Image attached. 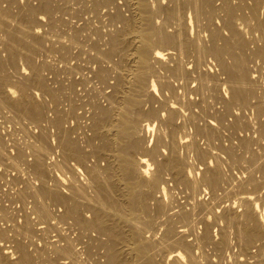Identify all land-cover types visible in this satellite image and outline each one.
Returning a JSON list of instances; mask_svg holds the SVG:
<instances>
[{
    "label": "rangeland",
    "instance_id": "374dc122",
    "mask_svg": "<svg viewBox=\"0 0 264 264\" xmlns=\"http://www.w3.org/2000/svg\"><path fill=\"white\" fill-rule=\"evenodd\" d=\"M31 3H35L34 5L35 6H38L40 3V1H42V0H0V20L2 21V25L4 26V29H2V25H0V64L2 65V66H0V70L4 67V65H7L6 64V61H7V63L9 64V65H13V68H11L12 67V65L9 67V65H7L8 66V69H9V71H11V74H12V76H11V74L10 73H8V69H6L7 68V66H5L2 70L4 71L5 69L7 70V73L4 71V73H3V71H2V73H1V71H0V74L2 75V76H5L6 78H8V75L7 74H9V77L11 76V78H13V79H11V78H8L9 79V86H7L6 84H4L2 87H0L1 89H0V97H2V95H3V90H4V94L6 93V89L8 88V87H12V88H14V89H20V87H21V85H19V81H20V79H21V81H23V78H24V81L25 80H27V78L28 77H30L31 76V68H30V64L34 61V62H36V64H39L38 66H40L39 67V69H40V71H41V69H42V71H41V73L43 72H45V76L43 75V73L41 74L42 76H43V78H45L46 76V78L45 79H47V82H46V80H45V86H46V88L45 87H43V89H45V90H43L42 89V87H38L37 89H36V91H35V88H32V89H28V91L30 92V91H32L34 94H35V99H37V101L40 103V104H42V106H43V108H42V106H41V108L43 109V111H42V113H40L39 115L41 116H37L38 117V119H37V117H34V119L36 120L35 122L32 120L33 118H31V119H29L28 117H24L25 115H23V114H21L16 108L15 109H13L14 107L13 106H10V105H12V104H7V103H5V104H3L4 105V107H3V109H2V106L0 105V108H1V110H0V142H3V141H5V142H3L2 144H1V146H0V148H1V150H2V152H4V153H1V150H0V188L2 187V189L5 191H3L2 189H0V191L2 192H0V196H1V198H0V228L3 230V226H4V229H5V231H6V235H7V237H2V239H0V250L2 251V254H4L3 252H5V255L6 256H10L9 258H11L12 260H14V259H16L18 256L17 255H19V251L17 250V246H16V242H18L19 240H22V241H24L25 240V242H24V244H25V246H26V248L31 252L32 250H34V251H32L33 252V255H34V257H38L39 258V256L40 255H43V257L42 256H40L41 258L38 260V258H37V260L35 259V260H33V261H36V263L35 264H43V262H44V264H55L57 261V263L56 264H77L76 262H74L73 260V258H69V257H67L66 255L64 256V255H62V253L61 254H59V253H57L54 249L52 250V246H53V243L55 244V242L57 243V244H64L65 242H66V239H67V237L70 239V241L72 242V238L74 239V237H75V245H76V249H81V243H79L78 244V239H77V236H78V229H75V228H77V226H76V224L74 225V222H73V220H70L69 221V226H68V224H64L65 223V221L66 220H62L60 217H62V214L61 215H59L60 213H62V212H64L63 210H65V208H64V206L61 204V203H57L56 204V206L54 205V203L53 202H55V201H53V202H51L52 201V199L49 201V199H48V201L50 202H48L47 201V198L45 197V199L42 201V202H45L44 204H46V206L48 205V203H49V205H48V210H49V213H48V215H46V216H42V218H41V216L39 217V216H37V214L35 213V211L34 210H32L33 209V206H35L36 207V203L39 201H37L36 199H37V197L36 196H34V195H32L31 194V191L29 190V188L31 189V187H29V185L31 186L32 184L34 185H38V184H40L42 181H44L45 179L47 180V182L46 183H48V180L50 179L51 180V182H50V180H49V183L50 184H53L54 182H56L57 183V181H59V183L61 184V185H63V186H65V184L67 183V180H69V176L70 175H73V176H76V178H78L79 180H82L83 178H84V176H83V174H85L86 172H85V168L83 167V166H81L80 164H77V161L75 160V159H77L78 160V158H80V155H79V151H76V149H75V151H74V154L76 155V153H77V157L73 154V151H70V150H73V148H69L67 151L69 152V153H71V155L70 154H68L69 155V157L68 156H66V159H68V160H66L67 162L65 163V160H64V167L65 168H63V165L62 166H59V165H54V167H53V164L54 163H52L51 161L53 160V161H55V160H58V161H62V159H64L63 158V156L61 157V156H59L60 154H62V153H60V151H61V149H59V147H56V146H59V144L57 143L58 142V140H57V135H56V133H54V132H56V130L58 131H60V129L58 128V127H62L63 129L65 128V129H70L69 130V132L71 133L70 134V136H71V138L72 139H75L76 140V137L80 140V139H82V143H83V148L84 149H86L87 151H88V153H85L84 151H82V150H80V151H82V153H81V155H82V157L85 155V154H87L86 156H87V158L90 156V158H92V160H93V157L94 156H96V157H98V158H102V159H104V157L106 158L105 159V161L107 162V161H109L110 162V160L109 159H111V161H112V163L113 162H115V159L113 158H111L114 154H115V156H116V153H117V150L120 148V146L122 145V143H121V141H119V142H116V147H117V149L114 147V146H112L111 148L113 149V150H115V151H113L112 149H110V150H108V151H106L105 150V148L106 147H108V148H110L109 146H107V141L109 140V139H107V141H106V136H107V138H108V133H107V131H109V133H111V134H109V138H110V136L112 137L113 136V134H115L117 131H116V126H111L110 128H106V130H105V132L104 133H101V134H103V139H104V141H106L105 143H104V146L106 145V147L104 148V150H101L100 148L101 147H103L102 145L100 146V142L101 143H103V141H102V136L100 135V134H98V135H95V136H93V138L92 139H95L96 138V136H97V139H95V140H90L89 141V143H90V146H89V148L90 149H92L93 151H90V150H88L89 148H88V145H89V143H88V141H87V139L85 140V141H87L86 143H85V141H84V139H85V137L87 138V136L88 135H90L91 134V132L93 133V131H92V128L90 127L91 125H93V123H94V118H92L93 116H94V113H93V111H94V103H95V100H96V102H98V103H101L102 101H104L102 104H100L101 106H108V104H109V102H108V98H107V96H106V94L105 93H108V92H111L112 90H113V84H115V82L117 81V79H119V77H120V74H121V72H123L124 73V71L126 70L125 68H127L128 69V71H129V73H127V72H125L126 73V79H128V77H129V79L128 80H131L132 79V75H130V73L132 74V70H134V66H135V68L137 69V56H136V53L135 54H133L134 52H135V50H134V48H136V46L135 45H137L138 43L137 42H139V40L137 39L138 37H139V34H138V37H136L137 36V32H138V30L136 29L135 30V32H134V30H132L131 32H128L127 33V31H126V39L128 38V42H130V45H129V48L126 50H124V48H126V47H124V46H121V47H115L116 45L113 43V45H114V47H113V49H111V47H112V42L110 41V40H115V37L117 36L116 34H117V31L119 32V29H120V33H121V29H122V31H124L123 30V28H125L124 27V25H123V21H122V18L120 19V16L119 15H121V16H124L125 15V13H126V17H130L131 15L132 16H135L133 13H136V11H137V9H136V11L134 12L133 10H134V7H136V4L134 3V5L132 4L133 3V0H107V1H109V2H107L106 0H97V2L95 1V0H93V3H92V0H52V5H53V3H54V5L55 4H57V5H53V7H55V9L53 10L54 12H55V14H54V12H48V14L46 13V12H40V11H38V14L37 15H34L33 16V18H34V20H31V18L32 17H30V14H28L29 13V11L26 9V8H28L30 5H32L33 6V4H31ZM57 1V2H56ZM79 1V2H78ZM96 2V4H95V2ZM99 1H101V4L103 5H100L99 6ZM104 1V2H103ZM113 3V2H115L114 4H112L111 2ZM130 1L132 2V3H130ZM141 1V0H140ZM173 0H161V1H159V0H154V2H153V0H145V2H144V0H142V3L144 4V6H145V3H146V5L148 6V7H146L145 6V10L147 9V13L145 12V14L147 15V14H149L148 15V17L151 15V14H153L154 16H155V18H154V16L153 15H151L150 16V18L149 19H146L147 17H146V15H145V17H144V19H146V26L148 25V22H149V24L150 25H152L151 26V30H154L155 29V31H161L162 29V32L163 33H165L164 32V29L166 28V26H167V28L165 29V31H166V33H167V31L169 30V28H170V32H168V33H173L175 30H177L178 28H180L181 27V29L182 30H184V37L186 38V39H188V40H192V42H191V50L193 51V50H195V51H193V52H191V50H188V51H186V53L185 52H183V51H181L180 50V48L179 47H177L178 45L177 44H169V45H160V46H163V47H168V46H170L171 48H169V50L171 49V50H173V55L171 56H169V54H167L166 52H168V49H165V50H163V51H165V53H166V55L164 56L165 58H164V60L166 61H172L171 63L170 62H168V63H164V62H162V64H171V66H173L174 67V63L176 64V60L178 59V60H181L182 61V63L185 65V66H187V68H188V70H189V72L191 73V76L193 75L194 77H195V79L193 78V76H192V79H191V77H190V74L188 73V75L189 76H187V75H184V76H181L180 75V73H178L177 72V74H176V72L173 70V68H171V67H169L168 65H164V67L166 68V70H164L165 68L164 67H161V66H163L161 63L159 64V62H156L155 63V69L157 70V73H158V75H163V80H165V79H167L166 77H164V76H168V77H170V79H172L173 80V74H174V81H172L173 83H175V84H173V91L172 90H170V91H168V90H164V93L162 92V89H161V92L160 91H158V93L156 94V92L157 91H148L149 93H150V96H149V94L147 95V94H145V96H143V97H145V98H147V100L145 101V103H143V108L145 109V105H146V110H144V111H146V116L144 115L143 117L144 118H147V116H148V113H149V116H150V114L152 115L151 117H150V120H153V119H155V128L156 129H158L157 128V126H158V124H159V121L161 120L160 118H159V120H158V118L156 119V113L154 112V118H152L153 117V113L150 111V107H149V105L150 106H152L153 105V103H154V106L155 107H158L159 108V106H161V102L163 101V100H169L170 101V99H171V101L169 102V104L167 103V101L166 102H164V106L163 107H168V105L169 106H171V105H176V106H180V105H182V106H184V107H182V108H180L179 107V110L182 112V114L184 115L183 117L181 116V117H179V119H178V117H177V120H176V125H178V122H179V127H182V133H187L188 134V136L186 137V135L184 136V141H182L183 140V136L181 135V131H180V129H179V127H177V129H179L178 131L176 130V125L173 127V125L172 124H169V125H165V123L163 122V120L162 121H160V124L159 125H161V126H158V127H160V128H162L163 127V129H158V132L159 133H156L157 132V130L154 128V130H152L151 131V134H147V136H148V139L150 138L151 140L149 141V143L147 142V144H149V145H147L148 146V149H150V146L153 148L156 144L158 145V149L157 148H155V150H154V152H152L151 150H146V149H143V151H142V147L140 146V148L138 147L137 149L138 150H136L137 151V155L139 156V154L141 155V152H142V154H147V158L149 157V160L150 161H155V164L156 165H154L153 164V167H154V169L153 170H155V171H157L158 170V168L159 169H161V167H163L162 166V164H164L165 162H166V159H165V155L163 156L164 158H162V160H161V158H160V149H165L166 150V145H164V144H166V143H168V141H169V145L171 146V147H173V145H172V141L170 140V139H172V140H176L177 142H178V145H179V143L181 144V142H182V145H183V147H182V145H179V147H178V145H177V143H176V146H175V148L178 150V152L180 153V151H181V153H180V157H181V161L184 163V161L188 164L187 166H185L186 168H184L185 169V174H186V176L188 177L189 175V180H191L190 179V177L191 178H194V177H196L197 176V178L196 179H198L199 181H197V183H196V187L195 186H192V183L190 182V184H188V182L189 181H186L185 182V180H183V181H179L178 182V180L179 179H177V181L175 180V182H174V178H175V173H173V172H171L170 173V171H172L171 170V168H168V166L166 165V168H168V169H166L165 168V165H164V168L166 169V171H164V168H162V170L164 171V172H162L161 171V173H163L162 174V176H164L165 177V179L163 180V179H161V182L158 184V185H163V183L166 185L167 184V176L168 175H170V179L171 178H173V180H171V182H170V180H169V183L166 185V191H167V189H168V191H171V193L170 192H168V196H166L163 192H162V190H160V193L158 192L159 190H157L158 189V185L156 186V187H154V185H153V183H152V188L154 187V189H150L151 188V185L150 184H148L147 183V185H145V187L147 186V191H150L149 193H153V194H151V196L152 195H156L155 197L156 198H153V196L152 197H150V198H148V200H149V202H151L152 201V205H150V207L151 206H153V207H151L150 209L152 210V211H150V217L148 216V215H146L145 216V214H147V213H145V212H143V211H141L140 209H135V211L133 212V214H130V213H128L127 215H125L127 218H128V216H129V218H130V220L132 219V218H134L135 220H136V218L138 217V219L139 218H145L146 217V219L147 218H151L152 217V219H155V217H156V220H157V217L159 218V220H157V221H159V222H161L162 220H164V218L167 216L166 215V212H167V214H170V212L171 211H173V210H176V212L175 211H173V213L175 212V213H177V214H179L180 212H179V206H177L180 202H181V204H179L182 208H180V211H182L181 209H183V210H185V209H187L188 211L190 210L191 211V207L192 206H195V207H197L196 209H195V207H192L193 209H195V210H197V212H195V210H193L192 209V213H191V219H193L192 220V222H190L192 225L191 226H189V225H187V226H185L184 228H187L186 230L187 231H185L186 233H185V235H186V238L187 239H189L191 242H194L193 243V250H194V255L196 256V258L199 260V259H201V261L199 260L198 261V263L197 264H201V262H202V264H207V263H211V264H242L243 262H244V264H251V262H252V264H255L253 261H257L258 259H261V258H263V260H264V235H263V237L261 236V234H260V236H258V237H256L255 238V242H254V240L253 241H247V240H245L244 241V238L246 237V236H243L242 237V234L243 233H241L242 232V227H243V222H246V220H244L245 219V217H244V212L246 211V208H247V204L245 205V203H244V201L246 202V198L248 199L247 201H249L250 202V204L254 207V209H253V217H254V219L256 218V222L258 223L259 222V224H260V222H261V224H264V186H263V184H264V181L262 180V178L264 179V177H262V175L261 174H263L264 175V170H263V168L261 169L260 168V166L261 167H263L262 166V164H263V159L261 158V156H263V154H264V149H263V145H264V140H263V136H264V134L263 133H261V136H260V133H259V126H260V124L258 125V123H257V119H258V121H259V119L261 120L260 121V123H262V121H264V110H263V112H259V108L255 111V109L257 108V106L258 105H255L254 104V102H257L258 100H259V103L263 106L264 105V99L262 100V98H264V87L262 88V86L264 85V65L261 63V60H262V62L264 63V58H262V57H260L258 54L257 55H255L257 52V48L259 47V44H260V46H262L263 44H264V40H263V38H264V29H261V31H262V33H261V31H260V28L258 27V26H256L257 25V23H255V22H257L256 21V19L254 18H252V20H251V18H249L250 16L249 15H251V17H254L255 15L254 14H252L250 11H251V5H250V3L249 2H252V0H249V2L247 1V0H237V2H236V0H228L229 2H231L232 4H234V5H236V6H238V10H237V12H236V15H237V13H240V16H239V14L237 15V17H239V18H237V20H236V15H235V26L238 28V26H237V24L239 25L241 22V24H240V26H239V29L238 30H240V32H241V37L244 39V37H243V34L244 35H247V37L249 38V40H248V38L245 36V38L246 39H244V41L246 42V41H249V42H246V47H248V48H246V49H249V48H252V47H254L253 49H249V50H247L246 51V49H245V46H244V48L242 49V47H240L239 46V44L236 42V40H238V35L236 36V39H235V42H233L234 43V45L232 46V41H234V38H232V37H235V35L234 34H232V32L228 29V28H226V23H225V21H226V13H225V11H224V8H223V6H224V4H221V3H223V2H225L224 0H223V2H222V0H213V3H215L216 4V6H215V4H212L211 5V1L212 0H209V3H210V5L212 6V8L214 9V10H211L212 8H210V5H206V7L208 6L209 7V9H208V7H207V9H206V16H205V14H203V13H205L204 12V9L203 10H201V11H203V12H201V11H197V10H199L200 8V4H198V6L196 5V2L194 3V0H192V2L190 1V2H188V0H185V1H187L188 3L186 4V6H187V8L188 9H185L186 11V13H184V8L186 7L185 6V1H183L182 0V2H181V0H174V2H172ZM195 1H197V0H195ZM199 1V0H198ZM218 1V2H217ZM241 1V2H240ZM12 2H14V4L12 3ZM23 3V6H22V3ZM84 2V3H83ZM103 2V3H102ZM151 2H153V3H151ZM161 2H163V3H161ZM240 2V3H239ZM242 2H243V4H242ZM37 3H38V5H37ZM108 3L110 4V6L108 5ZM158 3V4H157ZM160 3V4H159ZM169 3H171V4H169ZM177 3V5H175ZM245 3V4H244ZM11 4V5H10ZM28 4H30V5H28ZM87 4H88V7H86L87 6ZM93 4H94V6H99V7H101V8H99L97 11H95V9H97L98 7L96 6V7H93ZM107 4V5H106ZM111 4H112V6H111ZM117 4H118V6H117ZM132 4V5H131ZM150 4H154V5H150ZM165 4H167L166 6L167 7H169V5H171L170 6V8L172 7V9H173V7H175L174 9L175 10H177L176 12H177V14H178V17H176L177 19H180L181 20V22H180V20L178 21L176 18H175V20L176 21H173V19H174V17L177 15V14H169L165 9H161L162 7H163V5L165 6ZM174 4V5H173ZM179 4V5H178ZM183 4H184V6L185 7H183ZM189 4V5H188ZM220 4V5H219ZM248 4H249V6H248ZM13 5V6H12ZM27 5H28V7H27ZM86 5V6H85ZM127 5V6H126ZM130 5V6H129ZM158 7H157V6ZM161 5V6H160ZM173 5V6H172ZM181 5H182V8L183 9H181ZM191 5H193L192 7H191ZM216 7V9L217 10H215V7ZM217 5L219 6V9H218V7H217ZM223 5V6H222ZM247 5V8L245 7V6ZM58 6V7H57ZM64 6V7H63ZM66 6V7H65ZM107 6V7H106ZM155 7V9H156V7L159 9V10H157V11H155L154 12V7ZM165 6V7H166ZM179 6V7H178ZM196 6V7H195ZM220 6L223 8H220ZM262 6V5H261ZM261 6H259L258 8L260 9V12H259V16L260 17H263L264 16V6H262V8H260ZM5 9V8H8V7H10V8H8V9H6V11L4 10V12H5V16L7 17H5L4 16V12L3 11H1V10H3V8ZM25 7V8H24ZM91 7V8H90ZM115 7H117V8H115ZM120 9H119V8ZM131 7V8H130ZM164 7V8H165ZM189 7H190V9H189ZM198 7V8H197ZM22 10H21V9ZM58 8V9H57ZM93 8V9H92ZM130 10V11H132V13L128 10V9ZM133 8V10H131ZM150 8H151V10H150ZM194 8V10L196 11V12H194V10H193V13H192V9ZM251 8V9H250ZM19 9H20V12L21 13H19L18 11H19ZM23 9H24V11H23ZM61 9V11H59ZM75 9V10H74ZM82 9H84V10H82ZM86 9H87V11H86ZM116 9V10H115ZM123 9V10H122ZM239 9H242V10H239ZM9 10V11H8ZM14 10H15V14H13L14 13ZM59 12H57V11ZM67 10V11H66ZM82 12H81V11ZM101 12H100V11ZM108 10V11H107ZM128 10V11H127ZM164 10H165V13H164ZM182 10V11H181ZM188 10H190V11H188ZM207 10H209V13H211V14H209L208 12H207ZM212 12H211V11ZM223 10V12H221ZM258 10V9H257ZM9 12V18H8V12ZM63 11V12H62ZM99 11V12H98ZM111 11V12H110ZM119 11H120V13H119ZM159 11H161L160 13H159ZM179 11V12H178ZM214 11V12H213ZM215 11H216V13H215ZM242 11H243V13H242ZM245 11H247V13H245ZM259 11V10H258ZM257 11V12H258ZM1 12H2V14H1ZM7 12V13H6ZM12 12V13H11ZM57 12V13H56ZM74 12H76V16H75V14H74ZM151 12V13H150ZM158 12V13H157ZM166 12H167V14H166ZM184 14H183V13ZM249 12V13H248ZM18 13V14H17ZM27 13V14H26ZM40 13V14H39ZM78 13V14H77ZM80 13V14H79ZM118 13V14H117ZM124 13V14H123ZM130 13H131V15H130ZM162 13V14H161ZM181 13L183 14V16L181 15ZM198 13V17L200 18L201 16L202 17H204L205 16V19L203 18V20H201V18H200V21H199V19H197L198 17L197 16H195L196 14ZM221 13V14H220ZM225 13V14H224ZM53 14V17H51L50 15H52ZM59 16H58V15ZM64 14V15H63ZM106 14V15H105ZM157 14H159V15H157ZM194 14V15H193ZM200 14H201V16H200ZM203 14V15H202ZM213 14H214V17H213ZM217 14V15H216ZM241 14H243V15H241ZM245 14V15H244ZM3 15V16H2ZM11 15H12V17L14 18V20H13V18L11 17ZM20 15H25V16H27L26 17V20H25V17L24 16H20ZM29 15V16H28ZM61 15V16H60ZM63 15V16H62ZM78 15H79V17H78ZM81 15V16H80ZM86 15V16H85ZM101 15V16H100ZM104 15V16H103ZM113 16V18H112V16ZM130 15V16H129ZM138 15V13H136V16ZM162 15V16H161ZM168 16L169 15V17H171V18H169V17H167V19H166V17L165 16ZM212 15V18H210V16ZM219 15H221V17H222V19L219 17ZM223 15V16H222ZM15 16V17H14ZM94 16V17H93ZM97 16V17H96ZM100 16V17H99ZM139 16V15H138ZM181 18H183V19H181ZM224 16H225V18H224ZM243 16L245 17V19H243ZM248 16V17H247ZM5 18V19H3V18ZM10 17H11V19H10ZM22 17V18H21ZM40 18V21L38 20V21H36V19H39ZM51 17V18H50ZM57 17H59L60 19H56ZM158 17V18H157ZM161 17V18H160ZM165 17V18H164ZM172 17H173V19H172ZM195 17V18H194ZM2 18V19H1ZM16 18V19H15ZM115 18V20H112V19H114ZM208 18V19H207ZM6 19H8V20H6ZM23 19V20H22ZM27 19H29V22H30V24H29V22H28V20ZM52 19H54V25L52 26ZM63 19V20H62ZM98 19V20H97ZM102 19V20H101ZM137 19H139V18H137ZM186 19V21H187V24H188V26H187V24H185V26L184 27H187V28H185L184 29V27H183V25L184 24H182V22L183 23H185V20ZM207 19V20H206ZM213 19H215L217 22H218V24L219 25H221V26H223V27H225L224 28V33H223V31L221 32L220 30H222L223 29V27H222V29L220 28V26H217L218 24L216 23V21L214 22L213 21ZM219 21H218V20ZM225 21H224V20ZM242 19H243V21H242ZM247 19H248V21H249V24H248V21H247ZM51 20V21H50ZM88 20V21H87ZM151 20V21H150ZM156 20H157V22H156ZM168 20V21H167ZM173 21L172 22V24H174L173 26H172V24H171V21ZM210 20V21H209ZM247 21V22H245V21ZM3 21L5 22V25H4V23H3ZM25 21V22H24ZM90 21V22H89ZM102 21V22H101ZM139 21L140 20H137V25H136V27L135 28H138L137 26H139ZM162 21H163V23H162ZM166 22V25H165V22ZM170 21V22H169ZM177 21H178V23H177ZM208 21V24L210 25V26H207V28H208V30H207V28H205V26L204 25H207L206 24V22ZM223 21H224V24H223ZM251 21V22H250ZM253 21V22H252ZM8 22V23H7ZM28 22V23H27ZM71 23V24H69V23ZM104 22V23H103ZM153 24H152V23ZM202 22H203V24H202ZM210 22H211V24H210ZM37 23H38V25H37ZM106 23V24H105ZM114 23V24H113ZM158 23V24H157ZM170 23V24H169ZM180 23H181V25H180ZM214 23H216L215 25H214ZM1 24V23H0ZM20 24H22V27H21V25ZM27 24V25H26ZM51 24V25H50ZM116 24H117V26H116ZM169 24V25H168ZM197 24H198V26H197ZM245 24H246V27H245ZM250 24H251V26L253 25L254 27L256 26L257 27V30L256 29H253V28H250ZM256 24V25H255ZM8 25V26H7ZM38 27H37V26ZM71 25V26H70ZM108 25V26H107ZM150 25H149V27H150ZM164 25H165V28H164ZM180 25V26H179ZM190 25V26H189ZM204 26V28H205V30H203L204 28H202L203 26ZM248 25V26H247ZM20 27V28H17V27ZM28 26H29V28H28ZM45 28H44V27ZM73 26V27H72ZM155 26V27H154ZM178 28H177V27ZM196 26V27H195ZM252 26V27H253ZM33 27H34V31H33ZM50 27H52V28H50ZM53 27H54V29H53ZM55 27H57V28H55ZM72 27V28H71ZM163 27V28H162ZM189 27V28H188ZM210 27L212 28V30L210 31ZM28 28V29H27ZM79 28V29H78ZM200 29L201 31H199L198 29ZM216 28H220L219 30H218V32L219 33H221L220 35H221V38L223 37V39L221 40L220 39V41H219V43H220V45L222 44V45H224V46H226V47H228V50L229 49H232V50H229L228 52L230 53L231 51L232 52H235L236 54H237V56H239V57H241V56H245L246 58H243L244 60H245V66L247 67V71H248V73L249 74H251V76H252V80H253V83H254V81H255V83H254V88H256V90H255V92H254V90H252V87H253V84H252V81H251V83L249 84L250 85V92L252 93V95H251V97H250V94L248 95V99H249V101H251L252 100V105H254L253 107L252 106H247V105H249V104H247V102H249V101H247V102H245V104H246V106H245V104L244 103H242V104H244V106L242 105V107L240 106V104H233V105H236V106H233V108H232V110H230L231 111V113H229L230 111H227V110H224V103L222 102L223 100H222V97H224L223 96V93H225L227 96H228V92H229V90H227L228 88H229V81L228 82H224L223 83V81H224V79H226V78H228V74L226 73V71L225 72H221V71H223V69H220L221 67H220V65L218 64L219 62H218V60H217V63H216V60H215V58L214 57H212L213 55L212 54H210V53H208V54H206V53H204V54H202V52H197L198 51V40H199V45H200V43H209L210 42V39H211V37H210V34L212 33V31L214 30V31H217V29ZM244 29L243 31H242V29ZM12 29V30H11ZM14 29H15V31H17L19 34H20V32H21V34H20V36L21 37H24V36H22V35H25V38L27 37V36H31L32 34H34L35 35V37L37 36V35H39V37L37 36V38H39L38 40H39V44H35V46H36V48H35V52H34V44L32 45V47H31V50H32V48H33V50H32V52H34L33 54H35V55H33L32 54V52L30 51V46L26 49V48H20L19 50H21L20 52H19V50H15V51H13V52H15V54L13 53V52H10L11 50H12V48H10L9 49V47H11V41H10V32L12 31H14ZM17 29V30H16ZM29 29H31V30H29ZM133 29V28H132ZM146 29H148V28H146ZM190 30V31H187V30ZM249 29L251 30L252 29V32H251V35L249 34ZM2 30V31H1ZM7 30V31H6ZM19 30H20V32H19ZM28 30H29V32H28ZM57 30V31H56ZM76 30V31H75ZM108 30V31H107ZM110 30H111V32H110ZM117 30V31H116ZM150 29H148V31H149ZM150 30V31H151ZM173 30V31H172ZM197 30H198V32H197ZM255 30H256V33H255ZM14 31V32H15ZM38 31V32H37ZM54 31H55V34H54ZM61 31V32H60ZM68 31H69V34H68ZM72 31H73V33L74 32H76L77 34H76V38H78L79 36L81 37H79L78 39H77V42L79 41V43L77 44V48H76V44L75 43H77L76 41H74V42H72V43H70V39H71V36L70 35H72L73 33H72ZM78 31H80V32H78ZM97 31V32H96ZM186 31V32H185ZM209 31H210V34H209ZM227 33H226V32ZM230 31V32H229ZM245 31V32H244ZM5 32V33H4ZM9 32V34H7ZM24 32H27V33H24ZM39 32H40V34H39ZM57 32V33H56ZM189 32L192 34L191 35V37H190V35H188L189 34ZM242 32H244V33H242ZM260 32V33H259ZM23 33V34H22ZM38 33V34H37ZM48 33V34H47ZM96 33V34H95ZM108 33V34H107ZM114 33V35H116V36H114L113 37V34ZM119 33V34H120ZM135 33V34H134ZM197 35H196V34ZM199 33V34H198ZM201 33H202V35H201ZM231 33V34H230ZM29 34V35H28ZM37 34V35H36ZM60 34H62L61 36H60ZM65 34V35H64ZM66 34H67V36H66ZM79 34V35H78ZM225 34V40L227 41L228 39L227 38H229V43H231V46L229 45V43H228V41H227V43H226V41L224 40V35ZM227 34V35H226ZM261 34V35H260ZM42 35H43V37H42ZM60 37H58V36ZM64 35V36H63ZM102 35H103V37H102ZM199 35H201V37L199 36ZM203 35H205V37H203ZM256 35V36H255ZM258 35V36H257ZM5 36V37H4ZM41 36V37H40ZM46 37V39H45V37ZM57 36V37H56ZM111 36V38H110V40H108L109 39V37ZM188 36L190 37V38H188ZM240 36V35H239ZM251 36V37H250ZM261 36V37H260ZM7 37H9V41H8V38ZM64 37V38H63ZM70 37V38H69ZM100 37V38H99ZM136 37V38H135ZM194 37H197V38H195L196 40H194ZM254 37V38H253ZM257 38V40H255L256 38ZM3 38V40L1 41V39ZM5 38V39H4ZM40 38L41 39H43V40H41L40 41ZM54 38V39H53ZM63 38V39H62ZM69 38V39H68ZM102 38V39H101ZM129 38H130V40H129ZM154 38H156V35H155V37ZM193 38V39H192ZM232 38V39H231ZM253 38V39H252ZM260 38H261V40H260ZM53 39V40H52ZM61 39L64 41V39H65V41L64 42H66V45L65 44H62V43H64V42H62L61 41ZM83 39V40H82ZM104 39V40H103ZM198 39V40H197ZM205 41H204V40ZM208 39V40H207ZM252 39V40H251ZM49 40H51L50 42H49ZM56 40V41H55ZM60 40V42H62L61 44H59L60 42H58ZM68 42H67V41ZM87 40V41H86ZM107 40V41H106ZM112 40V41H113ZM207 40V41H206ZM252 42H251V41ZM3 41H4V43L6 42L7 44L5 45L4 43H3ZM43 41H45V42H43ZM53 41V42H52ZM95 41H97L96 43H94ZM110 41V43H108ZM134 41V42H133ZM209 41V42H208ZM254 41H255V43H254ZM257 41V42H256ZM260 41V42H259ZM2 42V43H1ZM41 42V43H40ZM51 42H52V44H51ZM81 42V43H80ZM102 42H105V43H107V45L106 44H104V43H102ZM114 42V41H113ZM133 42V44H131ZM57 44V45H55V44ZM72 44V45H70V44ZM75 45H74V44ZM95 45H94V44ZM195 43V44H194ZM227 45H226V44ZM253 43V44H252ZM3 44V45H2ZM10 44V45H9ZM42 46H41V45ZM68 44V45H67ZM82 44V45H81ZM84 44V45H83ZM99 45V48L101 49V48H103V50L101 49L100 51H103L102 53H100V51H99V48H98V45ZM197 45V47L196 46H194V45ZM250 44L252 45V47H250ZM256 44L258 45V47H256ZM39 45V46H38ZM55 45V46H54ZM62 45H63V47H62ZM74 45V46H73ZM81 45V46H80ZM93 45V46H92ZM193 45V46H192ZM229 45V46H228ZM255 45V46H254ZM3 46H4V48H3ZM7 46H8V48H7ZM40 46L41 47H43V48H40ZM51 46V47H50ZM60 48V50L59 49H57L58 47ZM69 46V47H68ZM72 47V51L74 52V53H72V52H69V51H71V47ZM79 46V47H78ZM89 46H91V48L89 47ZM97 46V47H96ZM106 46V47H105ZM134 46V48H132ZM174 46V48H172ZM238 46H239V48H238ZM243 46V45H242ZM54 47H56V48H54ZM64 47H65V50L66 51H68V54H65V53H67L65 50H64ZM95 47V48H94ZM108 47H110V51H111V54L112 55H109L110 53H107V52H109V49H108V51H107V48ZM196 47V48H195ZM7 48V50L9 51L8 53H7V50H5ZM52 50H50V49ZM52 48H54V49H52ZM74 48V49H73ZM81 48V49H80ZM118 48H119V50L122 52V48H123V50H124V52H119V50H118ZM179 48V49H178ZM236 48L237 49V51H236V49H235V51H234V49ZM26 49V51L24 52V50ZM43 49V50H42ZM59 50V52L57 51V50ZM93 49V50H92ZM97 49V50H96ZM131 49L134 51H131ZM190 49V48H189ZM256 49V50H255ZM5 50V51H4ZM56 50V51H55ZM61 50H63L62 52H61ZM89 50V51H88ZM106 50V51H105ZM115 50V51H114ZM128 50H129V53H128V55H127V52H128ZM177 50L178 51H180L179 53H177ZM239 50L241 51V50H243L242 52H239ZM17 51V52H16ZM50 51V52H49ZM116 51H117V53L121 56V58H120V56L117 54L116 55ZM189 51H190V54H189ZM245 51H246V54H244L245 53ZM252 51V52H251ZM24 52V53H23ZM52 52V53H51ZM76 52V53H75ZM91 52H93L92 54H91ZM96 52V53H95ZM106 52V53H105ZM130 52H131V54H133V55H130ZM247 52H248V54H249V52H250V55H249V58L247 57L248 56V54H247ZM14 54V56H13V54ZM18 53V54H17ZM29 53V54H28ZM48 53V54H47ZM107 54V56H104L105 54ZM115 53V58H114V56H113V54ZM124 53H126L125 55H127V57H125V60H124ZM188 53V54H187ZM196 53H197V55L199 54L200 56H197V57H194V56H192L191 54H193V55H196ZM229 53H226L225 54V60L227 61V62H229V61H232V57H233V55H232V57H229V56H231V54H229ZM242 53H243V55H242ZM253 53V54H252ZM255 53V54H254ZM28 54V55H27ZM63 54V56H64V54H65V56H68L67 57V59H66V57L64 56V58H61V57H63V56H61ZM73 54V55H72ZM76 54H78L77 56H76ZM100 54H102V55H100ZM178 54V55H177ZM185 54H186V56H185ZM251 54H252V58H253V61H252V58H251ZM6 55V56H5ZM15 55H17L18 57H16ZM22 55H23V57H22ZM25 55H27V56H25ZM44 55V56H43ZM75 55V56H74ZM80 55V56H79ZM97 55V56H96ZM122 55H124V56H122ZM130 55V56H129ZM175 55V56H174ZM227 55V56H226ZM25 56V57H24ZM30 57L29 59L31 60V62H30V60L29 59H27V57ZM48 56V57H47ZM72 56V57H71ZM79 56V57H78ZM113 56V57H112ZM118 56V57H117ZM188 56V57H187ZM206 56H208L209 57V59L206 57ZM6 58V61L4 60L5 58ZM7 57L10 59L11 58V60H9V59H7ZM12 57L14 58L13 60H14V62L12 61ZM34 57V58H33ZM44 57V58H43ZM46 57V58H45ZM52 57H53V59H52ZM73 57H75V58H73ZM174 57V58H173ZM199 57V58H198ZM228 57V58H227ZM254 57H255V60H256V62L257 63H255V60H254ZM19 58V59H18ZM24 58V59H23ZM36 58V59H35ZM69 58V59H68ZM95 59V61H94V59ZM109 58V59H108ZM113 59L114 61H117V62H114L113 60H110V59ZM126 58H127V60H126ZM185 60H184V59ZM186 58H187V61H186ZM194 58V59H193ZM198 59V60H196L195 61V59ZM203 58V59H202ZM213 58V59H212ZM33 59V60H32ZM47 59H48V61H47ZM56 59V60H55ZM63 61H62V60ZM79 59V60H78ZM88 59H89V62H87L88 61ZM98 59H100V62L98 61ZM106 61H105V60ZM116 59V60H115ZM121 59L122 60H124L123 61V67H121V65L122 64H120V63H118V62H120L121 61ZM135 59H136V61H135ZM170 59V60H169ZM174 61H173V60ZM176 59V60H175ZM183 59V60H182ZM189 59V60H188ZM191 59V60H190ZM201 59L203 60V61H201ZM17 60V62H15ZM45 60V61H44ZM64 60H65V62H64ZM75 60H78V62H76L75 63ZM93 60V61H92ZM205 60V61H204ZM207 60H209L208 62H207ZM248 60V61H247ZM1 61H3L5 64H2L1 63ZM43 61V62H42ZM46 61H47V63H46ZM130 61V62H129ZM198 61H200L201 62V64L198 62ZM210 61L212 62V61H214V62H212V63H210ZM30 62V63H29ZM38 62V63H37ZM59 62V63H58ZM61 62V63H60ZM106 62V63H105ZM135 62V64L136 65H134L133 63ZM187 62L188 63H190L189 65L187 64ZM193 62H194V64H193ZM197 62V63H196ZM205 62H207V64L205 63ZM17 63L19 64V65H17ZM27 63V64H26ZM41 63H43V67H42V64ZM65 63V64H64ZM67 63L69 64V65H67ZM71 63V64H70ZM81 64V66L79 65V64ZM93 63V64H92ZM131 63H132V65H131ZM198 63L200 64V65H198ZM204 63H205V65H204ZM251 63H252V65H251ZM15 64L17 65V67H15ZM32 64H35V63H32ZM35 64V65H36ZM47 64H49V65H51L52 67H50V66H48V68L47 67H44L45 65L47 66ZM79 66H78V65ZM100 64H102V65H100ZM115 64V65H114ZM119 64V65H118ZM124 64H126V65H124ZM187 64V65H186ZM202 64H203V66H202ZM210 64V65H209ZM65 65H66V67L68 68H66L65 67ZM104 65V66H103ZM106 65H107V68H105L106 67ZM127 65H130V66H127ZM156 65H158V66H160L159 68L162 70V72H161V70L156 66ZM197 65H198V72H197ZM206 65H207V67H206ZM55 66V67H54ZM57 66V67H56ZM74 66H76V67H74ZM101 66H103V70H102V67ZM110 66V67H109ZM112 66V67H111ZM113 66H114V68H113ZM117 66L119 67V69H121L122 68V71L119 73V69L117 70ZM131 66H132V68H131ZM195 66V67H194ZM216 68H215V67ZM255 66V67H254ZM263 66V68H261V67ZM22 69L20 72H19V69L20 68ZM42 67V68H41ZM63 67H65V68H63ZM80 67V68H79ZM83 67H85V68H83ZM90 67V70L88 69ZM157 67V68H156ZM171 68V70L172 71H174L173 73L170 71V69H168V68ZM202 67H203V69H202ZM250 67V68H249ZM17 68V69H16ZM43 68L45 69L44 71H43ZM59 68H62V69H59ZM71 68V69H70ZM87 68V69H86ZM104 68H105V70H104ZM124 68V69H123ZM163 68V69H162ZM195 68V69H194ZM204 68H205V70H204ZM208 68H209V70H208ZM260 70H259V69ZM64 69V70H63ZM70 69V70H69ZM77 69V70H76ZM79 69V70H78ZM92 69V70H91ZM99 69H100V72H99ZM115 69V70H114ZM132 69V70H131ZM134 70L135 72L137 71V70ZM191 69V70H190ZM13 70H14V72L15 73H17L16 75H15V73H12L13 72ZM15 70H17V71H15ZM54 70V71H53ZM68 70V71H67ZM81 70H82V72H81ZM96 70H98V72L96 71ZM101 70H102V72H104V73H106V71H107V75H108V77H107V75L105 76H102V72H101ZM108 70H112L111 72L110 71H108ZM124 70V71H123ZM167 70H168V73H166L167 72ZM193 70V72L196 70V72H194V73H192L191 71ZM217 70V71H216ZM52 71V72H51ZM63 71V72H62ZM80 71V72H79ZM84 71V72H83ZM133 71V75H134V72ZM166 71V72H165ZM207 72V79H208V81L207 82H205L204 83V81L203 82H201L200 80H199V78L201 77V72H202V74H204L205 72ZM214 71H216V73L217 72H219V73H217L218 74V76L220 77H218L217 76V74L215 73H212V72H214ZM51 72V73H50ZM67 72V73H66ZM70 72H72L73 74H71ZM87 72V73H86ZM89 72V73H88ZM95 72V73H94ZM110 72V73H109ZM165 72V74H162V73H164ZM200 72V73H199ZM255 72V73H254ZM19 73V74H18ZM20 73L22 74L21 76H20ZM56 73V74H55ZM59 73L61 74V75H59ZM82 73V74H81ZM157 73H156V75H157ZM172 74V76L170 75V74ZM222 73V74H221ZM253 73H254V75H253ZM24 74V75H23ZM47 74V75H46ZM65 74H66V76H65ZM70 76H69V75ZM93 74H94V76H93ZM101 74V75H100ZM110 74V75H109ZM113 76H112V75ZM129 74V75H128ZM211 74H212V76L214 75V78H212V76H211ZM258 74H260L259 76H258ZM75 75V76H74ZM85 75V76H84ZM123 75V76H124ZM160 75V76H161ZM177 76V78H179V80L176 78V76ZM196 75V76H195ZM197 75H198V77H197ZM263 75V76H262ZM20 77V79H18L17 80V78L15 79L14 77ZM22 76H23V78H22ZM25 76H26V78H25ZM59 76V77H58ZM73 76H74V78H73ZM97 76V77H96ZM115 76V77H114ZM208 76H210L211 78H209ZM225 76H226V78H225ZM256 76H258V77H256ZM261 76V77H260ZM82 77V78H81ZM88 77V78H87ZM105 79H104V78ZM148 77L149 76H147V83L149 84V81H148ZM154 77H157V76H154ZM159 77V76H158ZM172 77V78H171ZM180 77H182V79H180ZM184 77H186V78H184ZM217 77V78H216ZM62 78V79H61ZM77 78V79H76ZM84 78V79H83ZM97 78H101L102 80L104 79V83L101 81V79H97ZM108 78V79H107ZM113 78V79H112ZM114 78H116L115 80H114ZM160 79H162V76L161 77H159ZM188 78H190V79H188ZM196 78H198V79H196ZM70 79V80H69ZM81 79V80H80ZM84 81H83V80ZM94 79V80H93ZM107 79V80H106ZM110 79H111V81H112V85L110 84V86H109V83L111 82L110 81ZM121 79H123V78H121ZM169 79V78H168ZM186 79H188V81L186 80ZM207 79H205V81L207 80ZM221 80L222 79V83L223 84H221V82L219 81V88H217L216 90H212L211 91V88H209V87H211V86H205L204 84H207V83H211V82H213V80L215 81V80ZM258 79V80H257ZM1 80V79H0ZM12 80V81H11ZM15 80V81H14ZM16 80H17V82H16ZM64 80V81H63ZM74 80H75V82H74ZM87 82H86V81ZM100 80V81H99ZM176 80V81H175ZM185 80V81H184ZM190 80H191V84H190ZM198 80H199V83H198ZM210 80V81H209ZM212 80V81H211ZM227 80V79H226ZM95 81V82H94ZM120 81V80H119ZM256 81H258V86H259V88H258V86H257V82ZM13 82V83H12ZM14 82L16 83V86H17V88H16V86H15V84H14ZM71 84H70V83ZM83 84L84 83V85H82L81 83ZM90 82V83H89ZM100 82V83H99ZM108 84H107V83ZM114 82V83H113ZM194 82V83H193ZM261 82V83H260ZM49 83V84H48ZM75 83V84H74ZM87 83V84H86ZM182 84V85H178V86H180L178 89H177V84ZM187 85H186V84ZM204 83V84H203ZM11 84V85H10ZM65 84V85H64ZM67 84V85H66ZM77 84V85H76ZM94 84H96V85H94ZM148 84L145 86V87H148ZM203 84V85H202ZM221 84V85H220ZM228 84V85H227ZM256 84V85H255ZM260 84H262V86H261V88H260ZM7 86V88H6V86ZM13 85H14V87H13ZM50 85V86H49ZM54 85V86H53ZM70 85V86H69ZM90 85V86H89ZM128 85V84H127ZM175 85H176V87H175ZM190 85V86H189ZM196 85H198V86H196ZM225 85V86H224ZM5 86V87H4ZM47 86H48V88H52V86H53V89H54V91H56V89L60 92V91H62L63 93H61L60 92V94L58 95L59 96V99L58 100H52V96L50 95V93H51V90H53V89H49V94H47L46 95V93H48L47 92ZM55 86H57L56 88H54ZM92 86V88L94 89V90H92V88H90ZM101 86V87H100ZM105 86V87H104ZM112 86V87H111ZM161 86V85H160ZM183 86V87H182ZM195 86V87H194ZM204 87L203 88V90H202V88L200 89V87ZM221 86V87H220ZM4 87V88H3ZM30 87V86H29ZM61 87V88H60ZM65 89V90H63V88ZM72 87V88H71ZM97 87V88H96ZM102 87H104V94L105 95H102V92H101V90H99V88L100 89H102ZM110 87V88H109ZM127 87V86H126ZM126 87H125V89H126ZM186 87H190L191 89H194L195 91H197L198 89H200V91L198 90V94H196V92L194 93V90H191L190 91V88H188L187 89V91H186ZM197 87V88H196ZM3 88V89H2ZM74 88V89H73ZM86 88V89H85ZM96 88V89H95ZM151 88V87H150ZM197 90H196V89ZM208 88L210 89V90H208ZM22 89V88H21ZM40 89H42L41 91L42 92H40ZM62 89V90H61ZM67 89H69L70 90V92L72 93V95L74 94V97L73 98H71L72 96H71V94L69 93V91L67 90ZM127 89H128V87H127ZM148 89V88H147ZM174 89H175V91H174ZM184 89V90H183ZM206 89V90H205ZM222 89V90H221ZM260 89V90H259ZM87 90H88V92H87ZM107 90V91H106ZM149 90V89H148ZM177 90H178V93H177ZM183 90V91H182ZM189 90V91H188ZM218 90H220V92H222L221 93V96H220V92L217 94V93H215V92H218ZM258 90V92H256ZM38 91H39V94H41V95H39L38 94ZM66 91V92H65ZM78 91V94L76 93ZM94 91V92H93ZM98 91H99V94H98ZM146 91V90H145ZM186 91V92H185ZM209 91V92H208ZM215 91V92H214ZM226 91V92H225ZM32 92H31V95H32ZM44 92H46V93H44ZM58 92V93H59ZM64 92L67 94V96H68V98H70V99H72V100H68V98H64V96H65V94H64ZM74 92V93H73ZM147 92V93H148ZM166 92V93H165ZM184 92V93H183ZM200 92L201 93H204V95L202 96V94L200 95ZM213 93V94H211V95H209L208 93ZM79 93H80V95H79ZM95 93H97V95H95ZM155 93V94H154ZM167 93H168V95H167ZM175 93H177V96H176V94ZM179 93H182L183 95H180ZM185 93H187V95L185 94ZM214 93L216 94V96L214 95ZM254 93H256V95L254 94ZM260 94L259 96H260V99H259V96H258V94ZM163 96H162V95ZM166 94V96H167V99H166V96L164 97V95ZM195 94H196V96H195ZM208 94V95H207ZM253 94H254V96H253ZM38 97H37V96ZM77 95V97H76V101H77V103H73V102H76V101H74L75 100V96ZM90 95V96H89ZM156 95V96H155ZM200 95V96H199ZM226 95H225V97H226ZM261 95H263V97L261 96ZM48 96V97H47ZM50 96V97H49ZM70 96V97H69ZM82 96V97H81ZM98 96L100 97V98H98ZM106 96V97H105ZM114 96V95H113ZM152 96H155L154 98H155V100H154V102H153V99H152ZM169 96H171V97H169ZM189 98H188V97ZM204 96H205V98L206 97H208L209 99H206V101L207 100H209V102H208V105H206L207 103H206V101H205V103H204V100L202 101V99L204 98ZM210 96L212 97H215V98H211L210 99ZM60 97H62V98H60ZM79 97H80V100H79ZM84 97V98H83ZM89 97H91V99L89 98ZM103 97V98H102ZM105 97V98H104ZM159 97V99H158V101L160 100V102H156V100H157V98ZM177 97V98H176ZM179 97H183L182 98V102H181V98L179 99ZM44 98V99H43ZM50 98H51V102H49L50 101ZM78 98V99H77ZM81 98H82V100H81ZM94 98V99H93ZM113 98H117V96L115 97H113ZM150 100H149V99ZM165 98V99H164ZM194 100H193V99ZM199 98V99H198ZM200 98H202L201 99V101H200ZM219 98V99H218ZM226 98H228V97H226ZM0 99H2V98H0ZM49 99V100H48ZM62 99V100H61ZM161 99H163L162 101H161ZM176 99H179V100H176ZM191 99V100H190ZM44 100V101H43ZM68 100V102L66 103V101ZM91 100V101H90ZM183 100L184 101H186L187 103H188V101H189V104H190V102L191 101H193V102H191V104H192V106H191V104L189 105V104H187V105H189V106H191L192 108H189L188 109V107L189 106H186V102H183ZM196 100H199L200 101V103H201V105H202V107H204V106H206L207 108H206V110L204 109V108H202V107H200V105H199V101H197L196 102ZM215 100H216V103H217V105H218V109L219 110H221V111H223L222 113H221V111L220 112H218L219 110H217L216 108V104H215V106H214V104L213 103H215ZM217 100H218V102H217ZM261 100H262V103H261ZM91 103H90V102ZM149 101H151V102H149ZM173 101V102H172ZM176 101V102H175ZM220 101V102H219ZM254 101V102H253ZM1 102V101H0ZM49 102V103H48ZM55 102V103H54ZM63 104H62V103ZM78 102H80V104L81 105H79V103ZM83 103V106H82V103ZM88 102V103H87ZM107 102V103H106ZM179 102V103H178ZM211 102H213V103H211ZM46 103V105H45V107H44V104ZM59 103V104H58ZM86 103V105H84ZM93 103V105L91 106V104ZM152 103V104H151ZM160 103V104H159ZM172 103V104H171ZM177 103V104H176ZM182 103V104H181ZM196 103H197V105H196ZM212 104V106H211V104ZM258 103V102H257ZM256 103V104H257ZM90 104V105H89ZM104 104V105H103ZM111 104H114L116 107H114V105H112V108L113 109H116L119 105V103L117 102V101H113V102H111ZM167 104V105H166ZM204 104V105H203ZM209 104H210V106H209ZM7 105H9L10 107H9V109H7L8 108V106ZM59 105V106H58ZM64 105H67V106H64ZM88 105V106H87ZM222 105V106H221ZM7 106V107H6ZM63 108H62V107ZM84 106H86L87 107V109H86V107H84ZM90 106V107H89ZM109 106H111V105H109ZM185 106L187 107V108H185ZM199 108H198V107ZM208 106H209V108H208ZM222 107V109H221V107ZM6 107V108H5ZM48 107H50V108H48ZM61 107V108H60ZM70 107V108H69ZM76 107H77V110H75L74 111V109H76ZM177 107V108H178ZM213 107V108H212ZM236 107V108H235ZM238 107V108H237ZM241 107V108H240ZM248 109H247V108ZM252 107V108H251ZM12 108V109H11ZM64 108H66V109H64ZM67 108H68V111H67ZM83 108H84V110H83ZM119 108V107H118ZM162 108V107H161ZM200 108H202L201 110H200ZM212 108V109H211ZM234 108H235V112H234ZM250 108H251V111H250ZM41 109V110H42ZM57 109H61V110H63L64 112L66 111V113H65V117L67 118H64L63 120L61 119V120H59L60 121V123L57 125V126H55V125H53V122L51 121L52 120V117L53 116H58V112L60 111V110H57ZM72 109V111L74 112V114L72 113V111L70 112L69 110H71ZM81 109V110H80ZM147 109L149 110V112L147 111ZM185 109H187L186 111H185ZM190 109H192V110H190ZM209 109H211V111L209 110ZM215 109V110H214ZM236 109H239L238 111L239 112H237V110ZM240 109H241V111L243 110V112H241L240 111ZM263 109H264V106H263ZM17 110V111H16ZM52 112H51V111ZM86 110V111H85ZM92 110V111H91ZM197 110V111H196ZM216 110H217V112H216ZM246 110V111H245ZM45 111H47V113H45ZM49 111V112H48ZM58 111V112H57ZM92 113H91V112ZM164 111V110H163ZM179 111V112H180ZM184 111V112H183ZM198 111H199V115L197 116V114H198ZM201 111L203 112V116H202V114H201ZM205 111V112H204ZM208 111H210L209 113L210 114H208ZM56 112V113H55ZM70 112V113H69ZM80 112V113H79ZM90 112V113H89ZM151 112V113H150ZM166 112V111H165ZM190 112V113H189ZM192 112H193V115H195L194 117H193V115H192ZM197 112V114H195ZM225 112H227V114L226 115H224L225 114ZM251 112V113H250ZM256 112H257V114H256ZM52 114V115H50V114ZM55 113V114H54ZM71 113H72V115H73V117L71 116ZM188 113H189V116H187L188 115ZM206 113V114H205ZM214 113H218V114H214ZM234 113H236V115H237V113H238V115L236 116V118H235V115H234ZM263 113V114H262ZM91 114V115H90ZM231 115V116H228V115ZM242 115V117L240 116V115ZM250 115L251 117H249L248 115ZM262 115V119H261V115ZM44 115V116H43ZM46 115V116H45ZM51 117H50V116ZM67 115V116H66ZM69 115H70V117H69ZM77 116V119H76V116ZM81 115H82V117H81ZM88 115H90V116H88ZM192 115V116H191ZM200 115L202 116V118L200 117ZM205 115V116H204ZM214 116V117H211V116ZM219 115L221 116V115H223V117H222V119H220L221 117H219ZM255 115L257 116L256 118H255ZM260 115V116H259ZM22 116V117H21ZM74 116H75V118H74ZM149 116H148V118H149ZM206 116H208V120H211V121H213L214 123H215V125H214V127L216 128V129H214V131H215V135L214 136H212L211 137V139H209V138H207V136L205 135V134H202V136H203V138L201 137V134H198L197 132H196V134H195V131L196 130H194V127H193V125H192V118L191 117H193V120H195L197 123L199 122L200 123V121H201V125H205V122L207 123V117ZM240 116V119L239 118H237V117H239ZM245 116H246V120L244 119L245 118ZM43 117V118H42ZM188 117H189V119H188ZM196 117H198V120H197V118ZM220 119V120H217L218 118ZM224 117H225V121L223 120L224 119ZM227 117H230L229 119L230 120H228L227 119ZM255 118V120H254V118ZM26 118V119H25ZM39 118L41 119L42 118V121H41V124H40V121H39ZM49 118V121H50V125L47 123L48 122V119ZM70 118V119H69ZM73 118V119H72ZM79 118V119H78ZM82 118V119H81ZM93 120V122H91V120ZM162 118V117H161ZM201 120H200V119ZM212 118V119H211ZM247 118H249V119H247ZM44 119H46V120H44ZM51 119V120H50ZM74 119H76L77 121H78V123L79 124H81V126L76 122V120L74 121ZM88 119V121H89V123H88V121H86ZM185 121H184V120ZM187 119V120H186ZM206 119V120H205ZM238 119L239 121H240V123H239V121H236V120ZM39 122H38V121ZM43 120H44V122H43ZM70 120V121H69ZM81 120V121H80ZM182 120H183V124H182ZM205 120V121H204ZM221 120H222V123H224L223 125H225V127L222 125V123H221V125H222V127H224V129H222V127H221V125H219L220 123H218L219 121L221 122ZM234 120L236 121V122H234ZM247 120H248V122H249V124H248V122H247ZM33 121V122H32ZM68 122V125H67V122ZM72 121V122H71ZM189 121H190V123H191V125H190V123H189ZM241 121H243V123L242 124H244L246 127H244V125H242L241 124ZM252 122V124H250L251 122ZM42 122H43V124L45 125V126H43V124H42ZM52 122V123H51ZM63 122V123H62ZM74 122V123H73ZM185 122H187V123H185ZM229 122V125H228V129H227V127H226V125H227V123ZM232 124H231V123ZM245 122V123H244ZM254 122H255V124H254ZM37 125H36V124ZM62 123V124H61ZM66 123V124H65ZM83 123V124H82ZM86 123H88V124H86ZM188 123H189V125H190V128H189V125H188ZM198 123V124H199ZM214 123H212V124H214ZM237 123H239V124H237ZM264 123V122H263ZM65 124V125H64ZM73 124V125H72ZM91 124V125H90ZM164 124V126H162ZM182 124V126H180ZM186 124V125H185ZM237 124V125H236ZM240 124H241V128H240ZM40 125H41V127H40ZM53 125V126H52ZM85 125H89V127L88 126H85ZM188 125V126H187ZM247 125H248V127H247ZM251 125H254L253 127L250 126ZM48 126V127H47ZM68 126H70V127H73V130L70 128V127H68ZM169 126V127H168ZM219 126V127H218ZM232 126H233V128H232ZM235 126H237L236 128L238 129V127H239V129L237 130V129H235ZM44 127V128H43ZM48 129H46V128ZM74 127H77V128H74ZM84 127V128H83ZM115 127V128H114ZM168 127V128H167ZM173 127V128H172ZM187 129H186V128ZM231 127V128H230ZM242 127L243 128H246V132L244 131V129L242 130ZM255 127V128H254ZM258 127V128H257ZM165 128H167V129H165ZM175 128V129H174ZM183 128H185V129H183ZM189 128V129H188ZM192 128V129H191ZM217 128H218V132L220 131V132H222V136H220L221 135V133H218L217 132ZM258 130H257V129ZM45 130L46 131V134H47V136L49 135V139H51V140H48V138H47V136H46V134L45 133H43V130ZM83 129V130H82ZM108 129H110V130H108ZM165 129V130H164ZM169 129H171V130H173V131H175L174 132V134L176 135L177 133H176V131L178 132V137H179V141L177 140L178 138H177V136L176 137H174V134H171L173 131H171V130H169ZM191 129V130H190ZM220 129H222V130H220ZM230 129V130H229ZM233 129H235V130H233ZM249 129H251L250 131H249ZM255 129H256V131H255ZM41 130V132L43 133V137L46 139V141H48V142H50V143H47L46 141H45V139L43 140H41V137H42V134H41V132H39ZM74 130L75 131H77V133L75 132L74 133ZM82 130V131H81ZM85 130V132H83ZM112 130V131H111ZM187 132H186V131ZM227 132V134H226V132ZM237 130V131H236ZM242 130V131H241ZM253 130V131H252ZM47 131H49V132H47ZM79 131H81V133L80 134H78L79 133ZM88 131V132H87ZM184 131V132H183ZM193 131V132H192ZM52 132V133H51ZM72 132H73V134H72ZM153 132V133H152ZM163 134H162V133ZM165 132H167L166 134H165ZM190 132H191V134H193L194 133V135H193V138H194V140L192 139V135L190 134ZM216 132L219 134V136L217 137V135H216ZM231 132H235L236 133V135H237V137H239V135L242 137V140H241V137L240 138H238L237 139V137H234V136H236L235 135V133H231ZM252 132H254V134H253V136L250 134V133H252ZM258 132V133H257ZM49 133V134H48ZM88 133V134H87ZM90 133V134H89ZM160 133L162 134V137H163V139H162V137L160 136ZM174 137H172L171 138V135ZM228 133L230 134V135H228ZM238 133V134H237ZM245 133V134H244ZM39 134V135H38ZM87 134V135H86ZM155 134V135H154ZM156 134H157V137H158V135H159V137H161V138H155L156 137ZM164 134H165V136H164ZM223 134L225 135V136H223ZM256 134V135H255ZM39 137H38V136ZM153 135V136H152ZM170 135V136H169ZM189 135H191L190 137H189ZM196 135H197V138L198 139H202V140H199L198 142H196L195 144H194V142L195 141H197V138H196ZM231 135H233V136H231ZM248 135V136H247ZM258 135H259V137H258ZM4 136V137H3ZM50 136H51V138H50ZM73 136H74V138H73ZM101 136V137H100ZM115 136V135H114ZM151 136V137H150ZM217 137L216 138V140H215V138L214 137ZM232 137V138H230V137ZM254 137L255 136V139L257 138V140H254L253 138L251 139V137ZM257 136V137H256ZM3 137V138H2ZM32 137V138H31ZM57 137V138H56ZM82 137V138H81ZM84 137V138H83ZM100 137V138H99ZM153 137H154V139H153ZM169 137V138H168ZM205 137V138H204ZM220 137H222L220 140L218 139V138H220ZM224 137V138H223ZM229 137V138H228ZM31 138V139H30ZM39 138H40V140H39ZM166 139V143H165V139ZM214 138V139H213ZM226 138V139H225ZM235 138V139H234ZM249 138H250V140H252V141H250L249 140ZM1 139H2V141H1ZM5 139V140H4ZM100 139V140H99ZM187 139H188V141L190 140V142L191 141H194L193 142V145H192V148H194V147H198L199 146V144H201L200 145V147L203 149V150H206L207 149V147L208 146H210V144H211V146L213 147H215V145H217L215 148L213 147H208V153L207 154H210V159L208 158V160L209 161H211L212 162V164L214 163L215 165L217 164V161H219V163H218V165L220 164V161H221V164H222V162H223V164H222V166L221 165H219V169H220V167H222L223 168V170H222V168L220 169V170H222L221 171V173H224L223 175H224V177L226 176V179H225V182H224V179H223V182H222V185H221V190L219 189L220 187H217L218 188V190H216V188H214L213 186H209L208 184H206V182L205 181H202V180H200L202 177H203V174H204V166H205V164L204 163H202V161L200 160V159H197V158H199L198 157V155L194 152V150H192V148L190 149V148H186L185 146H184V144L186 143V141H187ZM204 139V140H203ZM207 139H208V141H207ZM213 139V140H212ZM222 139H224L223 141H222ZM229 139V141H227ZM231 139V140H230ZM153 140V141H152ZM214 140L217 142L216 144H215V142H214ZM218 140V141H217ZM236 140V141H235ZM243 140H245V142H244V145L242 144L243 143ZM254 140V141H253ZM258 140H262L263 141V143H261L260 141H258ZM21 141H23V142H21ZM27 141H29V144H28V142ZM32 141H37L38 143H42V144H44V142H45V144L43 145V150H45V152L47 153L46 155H45V157H43V158H45L46 160H47V162H48V168H49V166H50V164L49 163H51V166H52V168L53 169H51L50 171L48 170V172H47V168H46V165L45 166H42V167H45L44 168V171H45V169H46V171L44 172V177H40V176H38L37 177V175L35 174V173H32V167L30 166V165H28V160L29 161H31V159L33 160V155L31 154L32 152H31V150H30V145H32V143H34V142H32ZM44 141V142H43ZM146 141V140H145ZM148 141V140H147ZM155 141H157V142H155ZM162 141H163V144H162ZM226 141V142H225ZM241 141V142H240ZM52 142H53V145H52ZM56 142V143H55ZM94 143V144H96V142H97V144H96V146L94 145V144H91V143ZM151 142H152V144H151ZM155 142V143H154ZM171 142V143H170ZM206 142H208V145L206 144ZM213 143V145H212V143ZM221 142V143H220ZM223 142H225L224 143V146H226L227 147V149L223 146ZM229 142L231 143L232 142V144H229ZM237 142V143H236ZM248 142V143H247ZM252 142V144L253 145H251V144H249V143H251ZM254 142V143H253ZM256 142V143H255ZM21 144V147H18L20 144ZM88 143V144H87ZM118 143V144H117ZM205 143V144H204ZM220 143V144H219ZM226 143H227V145H226ZM248 145H247V144ZM15 144V145H14ZM19 144V145H18ZM24 144V145H23ZM48 144V145H47ZM49 144H51L50 146H49ZM58 144V145H57ZM85 144V145H84ZM215 144V145H214ZM236 144V145H235ZM238 144V145H237ZM263 144V145H262ZM5 145L7 146V147H5ZM28 145H29V147H28ZM153 145V146H152ZM162 145H163V147H162ZM169 145H168V147H169ZM195 145V146H194ZM196 145H198V146H196ZM207 145V146H206ZM230 145H231V147L233 146V150L232 151H234L233 152V155H231L232 153H231V147H230ZM235 145V146H234ZM239 145H240V148H239ZM243 145V146H242ZM247 145V146H246ZM249 145H251L250 146V148L252 147V149H251V153H250V149H249ZM257 146V148L256 147H254V146ZM260 145H262L263 147H260L261 149H259V146ZM15 146V147H14ZM54 146V147H53ZM98 146L100 147V148H98ZM161 146V147H160ZM205 146H206V149H205ZM219 146V147H218ZM222 146H223V149L225 148V150H226V152L224 151V150H221L220 148H222ZM237 146H238V148H239V152H238V148H237ZM244 146L247 148H244ZM28 147V148H27ZM56 147V148H55ZM95 147L96 149H97V151L95 150V148L93 149V148ZM114 147V148H113ZM178 147V148H177ZM199 147V148H200ZM218 147V148H217ZM235 147V148H234ZM243 147V148H242ZM3 148V149H2ZM6 148V149H5ZM18 149V151H20V149H22V151H23V153H24V158H21V159H19L18 161L16 160V162H14L13 163V161H14V158H16V153L18 154V151H16L17 149ZM20 148V149H19ZM48 148V149H47ZM147 148V147H146ZM212 148V149H211ZM228 148H229V150H228ZM242 148V149H241ZM254 148V149H253ZM257 149V151H256V149ZM103 149V148H102ZM139 149H141V150H139ZM156 149H157V151H156ZM184 149V150H183ZM210 149V150H209ZM243 149H246V150H243ZM263 149V150H262ZM4 150V151H3ZM24 150H28L27 152L29 153H27L26 151L24 152ZM42 150V152H44ZM51 150V151H50ZM101 150V151H100ZM111 150H112V152L114 153H112L111 152ZM168 150V149H167ZM169 150H170V147H169ZM185 150L187 151V153L185 152ZM215 150H217V151H215ZM218 150H220L221 152L223 151V152H225V154L226 155H228V157L226 158L224 155V153L222 152H218ZM235 150H237V151H235ZM241 150H242V152H241ZM249 150V151H248ZM254 150V151H253ZM262 150V151H261ZM138 151H139V153H138ZM141 151V152H140ZM145 151H146V153H145ZM151 151V152H150ZM159 151V152H158ZM190 151V152H189ZM209 151H210V153H209ZM215 151V154L213 155V152ZM230 151V152H229ZM245 151H246V153H247V155L245 154H243V153H245ZM261 151V152H260ZM5 152L7 153V154H5ZM49 152V153H48ZM55 152V153H54ZM62 152V151H61ZM91 152H93V154H98V155H94V156H92V153ZM95 152V153H94ZM104 152L106 153V155L104 156ZM149 152H150V155H149ZM157 152V153H156ZM162 152V151H161ZM194 152V153H193ZM219 153V154H217V153ZM242 154H241V153ZM256 152H257V154L259 155V153L261 154V155H257L256 154ZM26 153V154H25ZM53 153V154H52ZM56 153H58L59 155H56ZM100 153L101 154H103L102 156L100 155ZM154 153H155V155H156V159H155V155H154ZM185 153L186 154H188V155H186V156H188V157H190L189 159L188 158H186V157H184L185 156ZM189 153H192L191 154V156L189 155ZM45 154V153H44ZM48 154H50V155H48ZM110 154V155H109ZM113 154V155H112ZM135 154H136V152H135ZM152 154L154 155V158H152L153 156H152ZM217 154V156L215 157V155ZM235 154H238L239 156H237L238 157V159H239V161H238V159L236 160V155ZM15 156V157H12V156ZM52 155H53V157H52ZM79 155V156H78ZM112 155V156H111ZM218 155H219V157H218ZM230 155V156H229ZM241 155V156H240ZM244 155V156H243ZM255 157H254V156ZM7 156H9V158H7ZM51 156V158H49ZM56 156H59V157H57L56 158ZM86 156H85V158H86ZM92 156V157H91ZM99 156H101V157H99ZM107 156H108V158H107ZM114 156V157H115ZM158 156H159V159H160V164H161V166H159L160 164H159V161H156V160H159L158 159ZM195 156V157H194ZM243 156V157H242ZM253 156V157H252ZM48 157V158H47ZM56 159H55V158ZM71 157V158H70ZM75 159H74V158ZM81 157V158H82ZM110 157V158H109ZM162 157V156H161ZM194 157V158H193ZM208 157H209V155H208ZM211 157H212V159H211ZM224 160V159H226V160H224V161H222V159ZM236 157V158H235ZM246 157V158H245ZM247 157H248V159H247ZM251 159H250V158ZM264 157V156H263ZM5 158V159H4ZM71 160H70V159ZM85 158H83V160L82 159H79L78 161H84V159ZM151 158V159H150ZM167 158V157H166ZM184 158H185V160H184ZM243 158V159H242ZM255 158V159H254ZM8 159V160H7ZM26 159V160H25ZM48 159H50V160H48ZM73 159V160H72ZM97 159V158H96ZM191 159V163L189 162V161H187V160H190ZM217 159V160H216ZM220 159V160H219ZM258 161H257V160ZM10 160V161H9ZM23 160V161H22ZM44 160V159H43ZM75 160V161H74ZM101 160V159H100ZM165 162H164V161ZM193 160V161H192ZM254 160V161H253ZM257 162H256V161ZM21 161V162H20ZM24 161H25V163H24ZM197 161V162H196ZM233 161H235V162H233ZM244 161V162H243ZM19 163V167H21L20 169L18 168V165H17V167L15 166V163ZM46 162V161H45ZM46 162V163H47ZM108 162V163H109ZM227 162H229V163H227ZM239 162V163H238ZM252 162V163H251ZM258 162H260V163H258ZM17 163V164H18ZM27 163V164H26ZM67 163H70V164H73V167H72V165H67ZM111 163V162H110ZM111 163V164H112ZM158 163V164H157ZM189 163H190V165H189ZM198 163V164H197ZM236 163H238V167H239V170H240V168H242V170H244L245 169V172H246V174L244 173V171H238V167H237V164ZM242 163V164H241ZM253 163H254V165H253ZM22 164H24L23 166H24V168H25V170H23L22 171V169H23V166H22ZM194 164H195V168H194ZM226 166H225V165ZM227 164L229 165V172H228V170L226 169L227 168ZM245 164V165H244ZM249 164V165H248ZM257 164H259V165H257ZM110 165V164H109ZM186 165V164H185ZM198 165H199V167H200V170H198L199 169V167H198ZM240 165H241V167H240ZM247 165V166H246ZM253 165V166H252ZM28 166V167H27ZM29 166H30V168H29ZM56 166V167H55ZM57 166H59V167H57ZM68 166H70L69 168L73 171V173H70V172H72L69 168H68ZM114 166V165H113ZM192 166V167H191ZM214 166V165H213ZM213 166H211V167H213ZM224 166V167H223ZM233 167L232 169L233 170H235L234 172H235V174H234V172H233V170H231L230 168L231 167ZM245 166H246V168H245ZM255 166H256V168H255ZM259 168H258V167ZM66 167H67V169H66ZM72 167V168H71ZM75 167H77L76 169H75ZM83 169H82V168ZM183 167H184V165H183ZM234 167H237V170H236V168L234 169ZM244 167V168H243ZM252 167V168H251ZM27 168V169H26ZM56 168L59 170H56ZM64 170V172H63V170ZM196 168H198V169H196ZM224 168L226 169V171L224 170ZM248 168L249 169H251V171L250 172H248ZM65 169L67 170V171H65ZM74 169L76 170V171H74ZM157 169V170H156ZM170 169V170H169ZM192 170V172L190 173V171L189 170ZM203 169V170H202ZM253 169V170H252ZM254 169H256V170H254ZM260 169V170H259ZM55 170V171H54ZM61 170V171H60ZM84 170V171H83ZM101 170H103V169H101ZM152 170V171H153ZM167 170H168V172H167ZM195 170V171H194ZM259 170V171H258ZM27 171H28V173H27ZM42 171V170H41ZM68 171H69V173H68ZM79 171H81L80 173L81 174H79ZM196 171H198L199 173H197ZM201 171H202V173H201ZM238 171V172H237ZM253 171V172H252ZM261 171H263V173L261 172ZM21 172V173H20ZM25 172V173H24ZM29 172H31V173H29ZM34 172V171H33ZM51 172V173H50ZM55 172V173H54ZM77 172H78V174H77ZM102 172H105V173H102ZM170 173V174H166V173ZM194 172V174H192ZM232 172H233V174H234V176H233V174H232ZM49 173V174H48ZM110 175H109V177L112 175V173L109 171L108 172ZM108 173H107V171H101V175L102 176H100V177H103V179L104 178H106L107 176H108ZM187 173H189V174H187ZM225 173L227 174V175H225ZM243 173H244V175H243ZM256 173H259L260 174V176L258 175L257 176V174ZM26 174V175H25ZM59 174V175H58ZM63 174V175H62ZM165 174H166V176H165ZM174 175V177L172 176V175ZM236 174H237V177H236ZM250 175V179H247L248 178V176L247 175ZM256 174V175H255ZM29 175H30V179H28V177H29ZM31 175H33V176H31ZM50 175H51V177H50ZM53 175H55L54 176V179H53ZM56 175L58 176V177H56ZM68 175V176H67ZM82 175V176H81ZM192 175H195V176H193L192 177ZM200 175V176H199ZM254 175H255V178H257L256 180H258L259 179V181H260V183H259V181H256L254 178L253 179H251L252 177H254ZM20 176V177H19ZM34 176H35V178L37 177V181L35 180V178H34ZM46 176H47V178H46ZM79 176V177H78ZM105 176V177H104ZM231 176H233L232 178H231ZM241 176V177H240ZM257 176V177H256ZM24 177V178H23ZM31 177H33V178H31ZM49 177V178H48ZM86 177V176H85ZM115 177L116 176H114L113 177V175L110 177V183H111V185H112V180L114 179V181L115 182H117V180H115ZM200 179H199V178ZM229 177V178H228ZM243 177V178H242ZM245 177H247L246 179H244ZM26 178H27V181H26ZM68 178V179H67ZM81 178V179H80ZM169 178V177H168ZM230 178H231V180H230ZM242 179V181H241V179ZM32 179H34L35 181H33L32 182ZM38 179H40L39 181H38ZM43 179V180H42ZM57 179V180H56ZM238 179H240V180H238ZM29 180V181H28ZM166 180V182H164ZM235 180V181H234ZM245 180L247 181V182H245ZM261 180H262V185L260 186L259 184H261ZM41 181V182H40ZM61 181V182H60ZM200 181H201V183H203V182H205V184H200ZM231 181V182H230ZM28 182H29V184H28ZM30 182L32 183V184H30ZM108 181H106L105 183L104 182H102V184H103V186H105L106 187V189L107 190H109V191H111V195H110V193L109 192H107V196L106 197H108V196H112L113 195V197L115 196L116 198H117V196L116 195H118V193L117 194H115V192L117 191L118 192V190H115L111 185H110V183H107ZM242 182V183H241ZM26 183H27V185H26ZM44 183V182H43ZM48 183V184H49ZM176 183V184H175ZM247 183H248V186H247ZM251 185H250V184ZM254 183V184H253ZM24 184V185H23ZM55 184V183H54ZM173 184V185H172ZM185 185V188H184V185ZM188 184V185H187ZM198 184H200V186L198 185ZM224 184V185H223ZM225 184L227 185V186H231V187H229L230 188V191H231V189H238V191H239V193H238V191H236V192H234V190L233 191H231V192H229L228 193V191H229V188L226 186L225 187ZM232 184H234V185H232ZM19 185H21V186H19ZM23 185V186H22ZM36 185V186H37ZM171 185V186H170ZM178 185V186H177ZM179 185L181 186V188H179ZM192 186V189H191V186ZM203 185V188H200L201 186ZM235 185H237L236 187H235ZM246 186V187H243V186ZM25 186V187H24ZM39 186V185H38ZM107 186H108V188H110V189H108L107 188ZM110 186V187H109ZM170 186V187H169ZM206 186V187H205ZM234 186V187H233ZM239 186V187H238ZM250 186H251V189H254V190H251L249 193H247L249 190H250ZM255 186H257L258 187V189L257 188H255ZM21 187H23V189H25L26 187V189L23 191V189L21 188ZM105 187L104 188H102L103 190H102V192H103V194H106V191H105ZM160 187V186H159ZM175 189H174V188ZM176 187H178V188H176ZM193 187H195V188H193ZM233 187V188H232ZM248 187V188H247ZM254 187V188H253ZM260 187L262 188V189H260ZM20 188V189H19ZM156 188V189H155ZM183 188H184V190H183ZM188 188H189V190L190 191H188ZM199 188L201 191H202V193H200L199 192V189L197 190V189ZM224 188H227L226 190L224 189ZM16 189H18V191H16ZM22 189V191H21V193H20V190ZM182 189V190H181ZM207 189V190H206ZM210 189V190H209ZM245 192V193H243V191ZM247 189H248V191H247ZM113 190H114V194H113ZM176 190V191H175ZM187 192H186V191ZM195 190L197 191L196 192V194H199V195H196L197 196V198H195L196 196H195ZM208 190H209V192H208ZM220 190V191H219ZM223 190H224V192H223ZM247 192H246V191ZM256 190H257V192H256ZM15 191H16V193H15ZM146 191V190H145ZM175 193H174V192ZM181 191H183V192H181ZM219 191V192H218ZM227 191V192H226ZM261 191V192H260ZM263 191V192H262ZM3 192H4V194H3ZM7 192H8V194H7ZM11 192V193H10ZM22 192L24 193H27L28 195H29V193H30V195L28 196V195H24V196H22L23 194H22ZM177 192V193H176ZM186 192V193H185ZM188 192H189V194L191 195V197L190 196H188V197H190V199L189 198H187V195H189L188 194ZM190 192H194V193H190ZM225 192H226V195H225ZM253 192H255V193H253ZM260 192V193H259ZM159 193V194H158ZM173 193L175 194L174 196H173ZM219 193H221L220 195H219ZM241 193V194H240ZM258 193V194H257ZM2 194H3V197H2ZM19 194H21V195H19ZM163 194V195H162ZM184 194V195H183ZM193 194V195H192ZM202 194H203V199H202ZM204 194H205V196H204ZM255 194H257V195H255ZM8 195V196H7ZM11 195H12V197H11ZM119 195L121 196L122 195V197H119ZM119 195H118V199H120V201H125L124 199L125 198H127V195L126 194H121V193H119ZM126 197H125V196ZM169 195H171L170 197H169ZM228 195V196H227ZM245 195H247V197L245 196ZM31 196H32V198H31ZM175 196L177 197V198H179V199H176L175 198ZM185 196H186V198H185ZM240 196V197H239ZM243 196H245L246 198H243ZM249 196V197H248ZM258 196V197H257ZM260 196H261V198H260ZM17 198V199H14V198ZM21 197H26V198H24V199H22L21 200ZM28 197H29V200H28ZM124 197V198H123ZM163 197H164V200H165V202H164V200H163ZM166 197V198H165ZM192 197H194V198H192ZM201 197V198H200ZM220 197V198H219ZM237 197V198H236ZM10 199L11 198V200L12 201H8V199ZM31 198V199H30ZM122 198V199H121ZM162 198V199H161ZM168 198V199H167ZM170 198V199H169ZM191 198H192V200H194V201H192L191 200ZM224 198V199H223ZM243 198V199H242ZM252 198H255V199H252ZM260 198V199H259ZM263 198V199H262ZM33 199H35L34 201H35V203H34V201H33ZM42 199V198H41ZM155 199H159L158 201L157 200H155ZM160 199L163 201H160ZM166 199L167 200H170V201H166ZM183 199V200H182ZM185 199V200H184ZM197 199L199 200H201V201H203V204H200L198 201H197ZM207 199V200H206ZM214 199H215V201H214ZM226 199V200H225ZM232 199V200H231ZM245 199V200H244ZM258 199V201H256ZM2 200V201H1ZM13 200H16V201H14V204H13ZM18 200H21V201H18ZM173 200V201H172ZM178 200V201H177ZM187 200V201H186ZM209 200H210V202H209ZM254 200V201H253ZM263 200V201H262ZM26 201V203L24 204V202ZM33 201V203H31V202ZM177 201V202H176ZM189 201H191V204H188V202ZM208 204H205V202ZM213 201V202H212ZM241 201H243L242 202V204L245 206V207H243V205L241 204ZM257 203H256V202ZM4 204H3V203ZM11 202V203H10ZM29 202V203H28ZM153 202H154V204H153ZM158 202V203H157ZM160 202H161V204H162V206H160L161 204H160ZM167 202V203H166ZM173 202V203H172ZM183 202H184V206H183ZM194 204H193V203ZM211 202H212V204H211ZM260 202V203H259ZM17 203V204H16ZM28 203V204H27ZM56 203V202H55ZM157 203V204H156ZM168 204V205H166V204ZM171 203L173 204L172 205V207H171ZM214 203V204H213ZM247 203V202H246ZM2 204H3V206H2ZM10 204V205H9ZM151 204V203H150ZM159 204V207H157V205ZM175 204V205H174ZM187 205V207L185 208V206ZM198 204H200V205H198ZM5 205H7L6 207H5V209H7V210H9V212L8 211H6V210H4V206ZM9 205V206H8ZM164 205H165V208H164ZM198 205V206H197ZM210 205V206H209ZM231 205V206H230ZM19 206H20V208H19ZM27 206V207H26ZM53 207V209L54 210H56V211H54V210H52V207ZM61 206V207H60ZM63 206V207H62ZM157 208H156V207ZM168 206H169V209H168ZM177 206V207H176ZM209 206V208H210V210H209V208H207ZM226 206V207H225ZM259 206H260V208H259ZM3 207V208H2ZM9 207V208H8ZM26 207V208H25ZM51 207V208H50ZM161 207V210L160 209H158V208H160ZM163 207V208H162ZM171 207V208H170ZM174 207H175V209H174ZM184 207V208H183ZM206 209H205V208ZM257 207V208H256ZM155 208L157 209V211L155 210ZM201 210H200V209ZM258 210H256V209ZM23 209V210H22ZM25 209V210H24ZM87 209H88V207H87ZM164 209H167V211L165 212L164 211ZM173 209V210H172ZM212 209V210H211ZM4 210V212H3V215H2V211ZM21 210V211H20ZM27 210V211H26ZM32 210V211H31ZM60 212H59V211ZM62 210V211H61ZM112 210V215H114L115 214V216L116 217H118L119 216V214H118V212L120 213L121 212V210L120 209H111ZM117 211V212H115V211ZM120 210V211H119ZM162 210H163V212L165 213H163L162 212ZM170 210V211H169ZM178 210V211H177ZM225 210H226V212H225ZM51 211V212H50ZM113 211L115 212L114 214H113ZM140 211V212H139ZM169 211V212H168ZM194 211V212H193ZM213 211H215L214 213H213ZM229 211L230 212H232V216L230 215V213H229ZM233 211H235V214H233ZM240 211V212H239ZM242 211H243V213H242ZM6 212H8V213H6ZM11 212V213H10ZM18 212V213H17ZM29 212V213H28ZM34 212V213H33ZM59 212V213H58ZM155 212H157V216L155 215ZM161 213V216H160V213ZM204 212V214L203 215H200L201 213H203ZM217 212V213H216ZM257 212H259L258 214H257ZM17 213V214H16ZM20 213V214H19ZM26 213V214H25ZM52 213L55 215V216H53L52 215ZM86 213V212H85ZM123 212H121V215H120V217L123 215L122 214ZM132 213V212H131ZM135 213H137L136 215H134ZM139 213V214H138ZM140 213H142V215H140ZM144 213V214H143ZM175 213L173 214V217H174V219L175 220H177V218H178V216H177V214H176V216H174L175 215ZM221 213V214H220ZM236 213H239L238 214V216H236ZM4 214H5V216H4ZM6 214H10L8 217H7V215ZM12 214V215H11ZM36 214V215H35ZM49 214H51L52 215V217H54V219L49 215ZM57 214H58V216L59 217H57ZM89 217H91L92 216V214L89 212V213H86ZM164 215V218L162 217L163 215ZM194 214V215H193ZM199 214V215H198ZM218 214V215H217ZM222 214H224V216L222 215ZM226 214H227V219H226ZM31 215V216H30ZM140 215V216H139ZM145 217H144V216ZM152 215H155V217L154 216H152ZM193 215V216H192ZM197 215L198 216H200V217H198V220H197ZM234 215V216H233ZM10 216H11V218L12 219H8V218H10ZM15 216V217H14ZM27 216V217H26ZM49 216V217H48ZM148 216V217H147ZM195 216V217H194ZM201 216H202V218H201ZM217 216H218V218H217ZM242 216H243V218H242ZM256 216H258V217H256ZM4 217V218H3ZM7 217V218H6ZM39 217V218H38ZM162 217V218H161ZM204 217H206L205 218V220H204ZM220 217V218H219ZM242 218V219H240V218ZM15 218V219H14ZM18 218V219H17ZM22 218H23V220H22ZM31 218V219H30ZM40 218H41V220H40ZM44 218V219H43ZM50 218V220H48V224H47V219H49ZM52 218V219H51ZM63 218V217H62ZM112 218V217H111ZM119 218V217H118ZM160 218H161V221H160ZM196 218V219H195ZM201 218V219H200ZM231 218V219H230ZM237 218V219H236ZM260 218V219H259ZM8 219V220H7ZM25 219H29V220H31V222L33 223V226L37 229V231H36V229L34 228V230H32V232H34V231H36V232H34V233H32V232H30L31 230H29V232H27V234L25 235V237L23 236L24 235V233H25V231H21V233L23 234H19L20 235V238H19V235L17 236V234L18 233H16V232H18V231H12V230H17L16 229V227H18V224H20L21 225V223L23 224V222H25L24 220ZM58 219L60 220V222L58 221ZM121 219V218H120ZM119 219V221L122 223V221ZM123 219V218H122ZM207 219V220H206ZM236 219V220H235ZM257 219H258V221H257ZM11 220V221H10ZM17 220V221H16ZM35 220V221H34ZM133 220V219H132ZM135 220H133V221H135ZM195 220V221H194ZM204 222H206V223H204L205 224V228L207 227V225L208 226H210V229H212L213 228V230H211L210 231V233H211V242H208V243H205V244H207V245H205L204 243V245L203 244H201L200 242V239H201V236H202V229H204V227H203V221ZM212 222H210V221ZM230 220V221H229ZM237 220H239V221H237ZM261 220V221H260ZM7 221V222H6ZM10 221V222H9ZM12 221H15V222H12ZM40 221H42V223L40 222ZM44 221V222H43ZM55 221V222H54ZM62 221H63V223H62ZM119 221H117V222H119ZM154 221V220H153ZM193 221H194V224H193ZM199 221V222H198ZM202 223H201V222ZM215 221H217V222H215ZM243 221V222H242ZM9 225H6V223ZM36 224H35V223ZM51 222H53V223H51ZM59 222V223H58ZM73 222V223H72ZM195 222L197 223V224H195ZM214 222V223H213ZM240 223V225H239V223ZM241 222H242V224H241ZM4 223V224H3ZM12 223V224H11ZM14 223H15V225H14ZM66 223H68V220L66 221ZM182 222H180V224H181ZM207 223H209V224H207ZM210 223H211V225H210ZM216 223V224H215ZM238 223V224H237ZM42 224V225H41ZM53 224L55 225V227H57L58 225H59V227H61V229L63 230V232H61V230H60V228L58 229V230H60V232L57 230V228L55 229V227L54 228H52V226H53ZM72 224H73V226H72ZM123 224H124V222H123ZM152 224L153 223H151V226H152ZM260 224V225H261ZM36 225V226H35ZM47 225V226H46ZM51 225V226H50ZM154 225H155V223H154ZM176 225H179V223H177ZM197 227H196V226ZM212 225H213V227H212ZM239 225V226H238ZM45 226V227H44ZM48 226H50L49 228H50V230L48 229ZM72 226V227H71ZM76 226V227H75ZM126 226V225H125ZM159 226V227H158ZM223 226H225V227H223ZM227 226V227H226ZM229 226V227H228ZM231 226V227H230ZM238 226V227H237ZM14 227H15V229H14ZM39 227H43L42 229L40 228V229H38ZM62 227H64V228H62ZM69 227V228H68ZM157 228H155V229H157V230H150L151 232H147V233H145L146 235H148V233H149V235H151L150 237H152L153 238V240H154V246H152V250L150 251V252H153L154 250H157L153 255L151 254V253H149V254H151L152 256H155V254L157 253V255L153 258V260H154V263L155 264H159V262H160V264L161 263H163V264H168L167 262H168V259H170L169 260V264H173V261H174V259H175V262H176V260H177V262L175 263L174 262V264H180V263H178L179 262V260H178V258L180 259V262H181V264H190L191 263V261L189 260V258L187 257L188 256V254L186 253V257H181L180 255H178V252L179 251H182L184 248L183 247H181V249H180V244H169V243H167V241H165V240H163V237H164V234L163 233H165V231H163L164 230V226L162 225V226H160V224H157V226H156ZM200 227V228H199ZM236 227L239 229H236ZM75 230H73V229ZM181 228V227H180ZM195 228V229H194ZM241 228V229H240ZM48 229V232H46V230ZM66 229V230H65ZM68 229V230H67ZM161 229V230H160ZM179 229V228H178ZM192 229H193V231H192ZM197 229V231H195ZM200 229V230H199ZM225 229H227V232H225L226 230ZM70 230H72L71 232H70ZM76 230H77V236H76V234H75V232H76ZM191 230V231H190ZM224 231V232H221V231ZM235 230V231H234ZM39 231H41V232H39ZM65 231V232H64ZM154 231V233H153V235H152V232ZM156 231V232H155ZM241 231V232H240ZM44 234H43V233ZM46 232V233H45ZM60 234H59V233ZM68 232V233H67ZM70 232V233H69ZM158 232V233H157ZM188 232V233H187ZM196 232H198V235H196L197 233ZM200 232V233H199ZM241 233V236H240V233ZM14 233H16V235L14 236V237H16L15 239H14V237H13V235H14ZM20 233V232H19ZM29 233H31V235L29 234ZM41 233V234H40ZM63 233H65V235L63 234ZM106 233V232H105ZM160 233V234H159ZM191 233V234H190ZM204 233H205V231H204ZM203 233V234H204ZM226 233V234H225ZM227 233H229V235H227ZM262 233H263V231H262ZM37 234V235H36ZM40 234V235H39ZM47 234V235H46ZM70 234H71V236L72 237H70ZM187 234H188V236H187ZM190 234V235H189ZM213 234H214V236H213ZM239 234V235H238ZM264 234V233H263ZM30 235V236H29ZM57 235V237H55ZM163 236L162 238L161 237H159V236ZM223 235H227V243L228 244H226V242H225V246H224V244H223V247H225V248H223L222 247V245L221 246H219V244L217 245V243H219L220 242V240H222L221 238L223 237ZM21 236H22V238H21ZM39 236V237H38ZM41 236H42V240H40L41 239ZM45 236H47V237H45ZM52 236V237H51ZM65 236V237H64ZM74 236V237H73ZM156 236V237H155ZM199 236V237H198ZM232 238H231V237ZM13 237V238H12ZM23 237H24V240H23ZM38 237V238H37ZM43 237L46 239V241H45V239H43ZM55 237V238H54ZM62 237H64V238H66V239H64V238H62ZM197 237H198V240H197ZM214 237V238H213ZM220 237V238H219ZM262 237V238H261ZM13 240H12V239ZM32 238V239H31ZM58 238V239H57ZM85 238V237H84ZM160 238V239H159ZM258 238V239H257ZM48 239V240H47ZM51 239V240H50ZM54 239V240H53ZM56 239H57V241H56ZM61 239H63V240H61V242H60V240ZM86 239V238H85ZM156 239H158V241H160L161 239V241H160V243L161 244H159V242L158 241H156ZM194 239V240H193ZM214 241H213V240ZM257 239V240H256ZM30 240V241H29ZM34 240L36 241V243H34ZM49 240H50V242H49ZM58 240H59V242H58ZM216 240V241H215ZM14 241V242H13ZM16 241V242H15ZM32 241H33V243H32ZM53 241V242H52ZM213 241V242H212ZM230 243H229V242ZM247 241V242H246ZM31 242V243H30ZM38 242V243H37ZM164 242V243H163ZM246 242V243H245ZM73 243H74V241H73ZM158 244V246H156L157 244ZM166 243V244H165ZM216 243V244H215ZM246 245H245V244ZM33 244V245H32ZM46 244V245H45ZM162 244H163V246H162ZM248 244V245H247ZM250 244V245H249ZM253 244V245H252ZM27 245H28V247H27ZM48 245V247H45V246H47ZM168 245H170L169 247H168ZM174 245V246H173ZM179 245V246H178ZM208 245H210V246H208ZM39 246V247H38ZM41 246H43V248L45 247V250L43 249L42 250V248H40ZM160 246H162V248L160 249ZM178 246V247H177ZM218 248H217V247ZM249 246V247H248ZM50 247H51V249H50ZM166 247V249H164V248ZM168 247V248H167ZM174 247H176L174 250H173V248ZM199 247V248H198ZM219 247H221V248H219ZM38 248V249H37ZM73 248H74V246H73ZM170 248H172L171 250L172 251H170L169 249ZM210 248V249H209ZM212 248H213V251H212ZM247 248H250V249H247ZM49 249H50V251L51 252H49ZM164 249V250H163ZM180 249V250H179ZM202 249V250H201ZM216 249V251L214 252V250ZM218 249V250H217ZM43 251V254H40V253H42V251ZM78 250V251H79ZM159 250V251H158ZM161 250H162V252L166 255H163V253L161 252ZM167 252H166V251ZM199 250V251H198ZM205 250V251H204ZM0 251V252H1ZM17 251V252H16ZM37 251V252H36ZM48 251V252H47ZM56 253H55V252ZM81 251V250H80ZM178 251V252H177ZM203 251V252H202ZM223 253H222V252ZM252 251V252H251ZM44 252H45V254H44ZM47 252V253H46ZM159 252H161V253H159ZM174 252V253H173ZM184 254H185V251L183 250L182 251ZM205 252H207V254L205 253ZM259 252H260V254H259ZM50 254V256H48V257H50L49 259H47L48 257L46 256V254ZM52 253V254H51ZM78 254H80V253H82V252H77ZM234 253V254H233ZM238 253V254H237ZM251 253V254H250ZM256 253H257V255H256ZM48 254V255H49ZM58 254V255H57ZM177 254V255H176ZM211 254V255H210ZM216 254V256H214ZM232 254V255H231ZM51 255L53 256V257H51ZM56 255V256H55ZM59 255L61 256H63V257H65L64 259H62L61 257L59 258ZM81 255V254H80ZM82 255H84L85 256V254L84 253H82ZM162 255L165 257V259H164V257H163V262H162ZM173 255H174V259H172L171 260V257L173 258ZM178 257H176V256ZM199 255H201V256H199ZM204 255V256H203ZM208 255V258L207 259H205L206 258V256ZM252 255H254V256H252ZM256 255V256H255ZM45 256V257H44ZM57 256H58V258H57ZM161 256V257H160ZM261 257V258H259V257ZM158 257V258H157ZM205 257V258H204ZM222 257H223V259H222ZM247 257H248V261H247V263H245V259H247ZM14 258V259H13ZM53 258H56L57 259V261H56V259H53ZM157 258V259H156ZM241 261H243L242 263L238 260V259ZM47 259V260H46ZM72 259V260H71ZM133 260L134 261V258H130V260ZM146 259V258H145ZM185 259H186V261H185ZM209 259V260H208ZM226 259V260H225ZM250 259L251 260H253V261H250ZM42 260V261H41ZM47 262H46V261ZM53 260H55V261H53ZM142 260V259H141ZM161 260V261H160ZM182 260V261H181ZM208 260V261H207ZM262 260V259H261ZM64 261V262H63ZM68 261L70 262V263H68ZM89 261V263L90 264H94L93 262H91L92 260H88ZM206 261V262H205ZM211 261V262H210ZM222 261H223V263H222ZM236 261V263H234ZM40 262H42V263H40ZM74 262V263H73ZM141 262V261H140ZM142 262L143 263H145V264H151L152 262H148L147 260L144 262V259L142 260ZM157 262V263H156ZM184 262V263H183ZM187 262V263H186ZM205 262V263H204ZM33 264V263H30V262H23V264ZM131 263V262H130ZM132 264H134V263H132ZM136 264V263H135Z\"/></svg>",
    "mask_w": 264,
    "mask_h": 264
},
{
    "label": "bare ground",
    "instance_id": "6f19581e",
    "mask_svg": "<svg viewBox=\"0 0 264 264\" xmlns=\"http://www.w3.org/2000/svg\"><path fill=\"white\" fill-rule=\"evenodd\" d=\"M13 1V0H12ZM64 1V0H63ZM89 1V0H88ZM96 2H97V0H95ZM94 1V2H95ZM107 1V0H106ZM159 1H161V0H159ZM183 1H185V0H183ZM192 2V0H188V2ZM225 2H223V0H222V2L223 3H221V4H224V6H223V8H224V11H225V13H226V21H225V23H226V28H228L231 32H232V34H234L235 35V37H232V38H234V41H232V43L233 42H235V39H236V36L238 35V40H236V42L239 44V46L240 47H242V49L244 48V46L246 45V42H249V41H244V39H246L245 38V36L247 37V35H244L243 34V37H244V39L241 37L242 35H241V32H240V30H238L239 29V26H240V24L242 23H240L239 25L237 24V26H238V28L235 26V23L237 22H235V15H236V12H237V8H238V6H236V5H234V4H232L231 2H229L228 0H224ZM242 1V0H241ZM240 1V2H241ZM248 2H249V0H247ZM30 2V1H29ZM52 0H42V1H40L39 3V5H38V3H37V5L38 6H35L33 3H31V4H33V6L32 5H30V4H28V5H30L29 7H28V5H27V7L28 8H26L28 11H29V13L28 14H30V17H32L31 18V20H34V18H33V16L34 15H37L38 14V11H40L41 13L42 12H46L47 14H48V12H54L53 10L55 9V7H53V5H54V3H53V5H52ZM57 2V1H56ZM79 2V1H78ZM96 2H95V4H96ZM104 2V1H103ZM102 2V3H103ZM107 2H109V1H107ZM111 2V1H110ZM116 2V1H115ZM115 2H111L112 4H114ZM144 2H145V0H144ZM153 2H154V0H153ZM153 2H151V3H153ZM172 2H174V0L172 1ZM181 2H182V0H181ZM187 1H185V6H186V4L188 3ZM196 2V5L198 6V4H200V9L199 10H197L198 12L199 11H201V10H203L204 9V12L205 13H203V14H205V16H206V9H207V7H206V5L208 4V5H210V3H211V5L212 4H215V3H213V0L209 3V0H197V1H195L194 0V3ZM218 2V1H217ZM236 2H237V0H236ZM239 2V3H240ZM13 4H14V2H12ZM22 3V2H21ZM84 3V2H83ZM92 3H93V0H92ZM130 3H132L131 1H130ZM134 3L136 4V7H134V10H133V8L131 9V10H133L134 12L136 11V9H137V11H136V13H138V15L136 16V13H133L135 16H132L131 15V13H132V11H130L128 8V10L131 12L130 13V17H126L125 15H126V13H125V15L124 16H121V15H119L120 16V19L122 18V21H123V25H124V27L125 28H123V30L124 31H122V29H121V33H120V29H119V32L117 31V36L116 35H114V33L112 34L113 35V37L114 36H116L115 37V40H113L112 38H111V36L109 37V39L108 40H110V38L114 41H112V40H110L112 43V47H111V49H113V47H114V45H113V43L116 45L115 47H121V46H124V47H126V48H124V50L126 49H128L129 48V45H130V42H128V38L126 39V31H127V33L128 32H131L132 30H134V32H135V30L137 29L138 30V32L136 33L137 34V36L136 37H138V34H139V37L137 38L138 40H139V42H137L138 44L137 45H135L136 46V48H134V46L132 47V48H134V50H135V52L131 49V51H133L134 53L133 54H135L136 53V56H137V65L135 64V62L133 63L134 65H136L137 66V69L135 68V66H134V70L136 69L137 71L135 72L134 70H132V74L130 73V75H132L133 77H132V79L131 80H128L129 79V77H128V79H126L125 77V75H126V73L125 72H127L128 71V69L127 68H125L126 70L124 71V73L123 72H121L122 71V68L121 69H119V67L117 66V70L119 69V73L121 72V74H120V77H119V79H117V81L115 80L116 78H114V80L116 81L115 82V84H113L114 86H113V90L111 91V92H108V93H105L106 94V96H107V98H108V102H109V104H108V106H101L100 104H102L104 101H102L101 103H98V102H96V100H95V103H94V105H93V103L91 104V106L93 105L94 106V111H93V113H94V116L92 117V118H94L93 120H94V123H93V125H91L90 127L92 128V131H93V133L91 132V134L90 135H88L87 136V138L85 137V139H84V141L87 139V141H88V143H89V141L93 138V136H95V135H98V134H100L101 136H102V141H103V143H101L100 142V146L102 145L103 147H99L98 146V148H100L101 150H104V148L106 147V145L104 146V143L107 141V139H109L106 143H107V146H109L110 148H108V147H106L105 148V150L106 151H108V150H110V149H112L111 147L112 146H114L116 149H117V147H116V142H119V141H121V143H122V145L120 146V148L117 150V153H116V156H115V154L112 152V150H111V152L114 154H112L111 156V158L113 159H115V162H113L112 163V161H111V159H109L110 160V162L112 163H110L109 161H105V157H104V159H102V158H98V157H96V156H94V155H98L97 153L96 154H93V152H91L92 153V156H94L93 157V160H92V158H90V156L87 158V154H85L83 157H82V155H81V153H82V151H84L85 153H88V151L86 150V149H84L83 147V141H82V139H78L77 137H76V140L75 139H72L71 138V136H70V132H69V130L70 129H63L62 127H58L57 125L60 123V121L59 120H63L64 118H66L65 117V113H66V111L64 112L63 110H61V109H57V110H60L57 114H58V116L56 117V116H53L52 117V122H53V125H55V126H57L59 129H60V131L58 130H56V132H54V133H56V135H57V140H58V144H59V146H56V147H59V149H61V151H60V153H62V154H58V153H56V155H59V156H63V158L64 159H62V161L60 160V161H56L55 162V164H53V167H54V165H59V166H62L63 164H64V160H65V163L67 162L66 160H68V159H66V156H68L69 157V155L68 154H70L71 155V153H69L70 151H73V154H74V151H75V149H76V151H79V155H80V158H78V160L79 159H82L83 160V158H85V156H86V158L84 159V161L82 162V161H78L77 159H75L74 157V159L77 161V164H80L81 166H83L84 168H85V174H83V176H84V178L82 179V180H79L78 178H76V176H73V175H70L69 176V180H67V183L65 184V186H63V185H61L60 183H59V181H57V183L56 182H54L53 184H50L49 183V180L51 179H49L48 180V183H46L47 182V180L45 179L44 181H40L41 183L40 184H34L35 186H33L31 189L29 188V190L31 191V194L32 195H34V196H36L37 197V203H36V207L35 206H33V209L32 210H34L35 211V213L37 214V216H41V218H42V216H46V215H48V213H49V210H48V205H49V201L52 199V201L51 202H53V201H55V202H53L54 203V205L56 206V204L57 203H61L63 206H64V208H65V210H63L64 212H62V213H60L59 215H61L62 214V217H60L62 220H68V223H66V221H65V225L66 224H68V226L70 225L69 224V221L70 220H73V222H74V225L76 224V226H77V228H75V229H78V236H77V230H76V232H75V234H76V236H77V239H78V244L79 243H81V251L79 250V249H76V245H75V242L77 241H75V237H74V239L72 238V242L70 241V239L67 237V239L66 238H64L66 235H65V233H63L65 236L64 237H62V238H64V239H66V242L64 243V244H57L56 242H55V244L53 243V246H52V250L54 249L57 253H59V254H61L62 253V255H66L67 257H69V258H73L74 260V262H76L77 264H90L89 263V261L88 260H92L91 262H93L94 264H132V263H136V264H145L146 262V260L150 263V262H152L151 264H155L154 263V260H153V258L157 255V253L155 254V256H152L157 250H154L153 252H150L151 250H152V246H154V240H153V238L152 237H150L151 235H149V233H148V235H146L145 233H147V232H151L152 230H157V229H155V228H157L156 226H157V224H160V226H164V230L163 231H165V233H163L164 234V237L161 235V236H159V237H163V240H165V241H167V243H169V244H180L181 246H180V249H181V247H183L184 249V251H185V254L182 252V251H177L178 252V255H180L181 257H186V253L188 254V258H189V260L191 261V263L190 264H197L198 263V261L200 260L201 261V259H197L196 258V256L194 255V250H193V243L194 242H191L189 239H187L186 238V235H185V231H187L186 229L187 228H184L185 226H187V225H189V226H191L192 224L190 223V222H192V220L193 219H191V213H192V207H195V206H192L191 207V211L189 210H187V209H185V210H183V209H181L182 211H180V208H182L179 204H181V202L177 205V206H179V214H177V213H175L176 212V210H173V211H175L174 213H175V215L174 216H176V214H177V216H178V218H177V220H175L174 219V217H173V211H171L170 212V214H167V209H164V211L166 212V217L164 218V215L162 216L163 218H164V220H162L161 221V218H160V221L161 222H159V221H157V220H159V218L157 217V220H156V217H155V215L157 214V212H155V215H152V216H154L155 217V219H152V217L151 218H147L146 219V215H148L149 217H150V211H152L150 208L151 207H153V206H151L150 207V205H152V201L151 202H149V200H148V198H150V197H152L153 196V198H156L155 196L157 195H152L151 196V194H153V193H149L150 191H147V186L145 187V185H147V183L148 184H150L151 185V188L150 189H154V187H156L160 182H161V179H165V177L164 176H162V174L163 173H161V171L162 172H164V171H166V169H168V168H171V170L172 171H170V173L171 172H173V173H175V178H174V182H175V180L177 181V179H179L178 180V182L179 181H183V180H185V182L186 181H189L188 182V184H190V182L192 183V186H197L196 185V183H197V181H199L198 179H196L197 178V176L196 177H194V178H191L190 177V179L191 180H189V176L187 177L186 176V174H185V169L184 168H186L185 166H187L188 164V162L186 163L185 161V158H184V163L181 161V157H180V153H181V151H180V153L178 152V150L175 148V146H176V143H177V145H178V142L176 141V140H172V139H170L171 141H172V145H173V147H171L170 145H169V141H168V143H166V139H165V143L166 144H164V145H166V150L165 149H160V158H161V160H162V158H164L165 157V159H166V162L164 163V164H162V166L163 167H161V169H159L158 168V170L157 171H155V170H153L154 169V167H153V164L154 165H156L155 164V161H150L149 160V157L147 158L146 156H147V154H142V152H141V155L139 154V156L137 155V151L136 150H138L137 148L139 147L140 148V146L142 147V151H143V149H146V150H151L152 152H154V150H155V148H157L158 149V145L156 144L153 148L150 146V149H148V146L147 145H149V144H147V142L149 143V141L151 140L150 138L148 139V136H147V134L149 133V134H151V131L152 130H154V128H155V119H153V120H150V117L152 116L151 114H150V116H149V113H148V116H149V118H148V116H147V118H144L143 116L145 115L146 116V111H144V110H146V105H145V109L143 108V103H145V101L147 100V98H145L146 96H145V94H149V96H150V93L148 92V91H157L156 92V94L158 93V91H160L161 92V89H162V92L164 93V90H168V91H170V90H172L173 91V84H175V83H173L172 81H174V74H173V80L172 79H170V77H168V76H164V77H166L167 79H165V80H163V75H161L162 76V79H160L159 77H161L160 75H158V73H157V70L155 69V63L156 62H159V64L161 63L162 64V62H164L165 60H164V56L166 55V53L167 54H169V56L171 55H173V50H169V48H171L170 46H166V47H163V46H160V45H171V44H177L178 46L177 47H179L180 48V50L181 51H183V52H185L186 53V51H188V50H191V42H192V40L190 41V40H188V39H186L184 36V30H182L181 29V27L180 28H178L177 26V30H175L173 33L171 32V33H168V32H170L169 30H170V28H169V30L167 31V33H166V31H165V29L167 28V26H166V28H165V25H166V22H165V25H164V32L165 33H163L162 32V30L160 31H155V29L154 30H151V26L152 25H150L149 24V22H148V25L146 26V19H149L150 18V16L151 15H153V14H151L149 17H148V15L149 14H145V12L147 13V9L145 10V6L146 7H148L147 5H146V3H145V6H144V4L142 3V0L140 1V0H133V5H134ZM161 3H163V2H161ZM250 3V5H251V13L252 14H254L255 16L254 17H251V15H249L250 17L249 18H251V20H252V18L254 19H256V21L257 22H255V23H257V25L256 26H258L259 28H260V31H261V29H264V16L263 17H260L258 14H259V12H260V9L258 8L259 6H264V0H252V2H249ZM99 6L100 5H102L101 4V1H99ZM112 4H111V6H112ZM131 4V5H132ZM158 4V3H157ZM160 4V3H159ZM169 4H171V3H169ZM242 4H243V2H242ZM245 4V3H244ZM11 5V4H10ZM55 5H57V4H55ZM54 5V6H55ZM104 5V4H103ZM102 5V6H103ZM107 5V4H106ZM108 5L110 6V4L108 3ZM150 5H154V4H150ZM167 4H165V6H166ZM174 5V4H173ZM172 5V6H173ZM175 5H177V3L175 4ZM179 5V4H178ZM189 5V4H188ZM210 5V8H212V6ZM220 5V4H219ZM1 6V5H0ZM13 6V5H12ZM22 6H23V3H22ZM86 6V5H85ZM97 6V5H96ZM96 6H94V4H93V7H96ZM99 6H97L98 8L97 9H95V11H97L99 8H101V7H99ZM117 6H118V4H117ZM127 6V5H126ZM130 6V5H129ZM157 6V5H156ZM161 6V5H160ZM164 5H163V7L161 8L162 10L163 9H165L169 14H177V10H175L174 8L175 7H173V9H172V7L170 8V6L171 5H169V7H165ZM184 6V4H183V7H185ZM193 5H191V7H192ZM214 6V5H213ZM215 6H216V4H215ZM214 6V7H215ZM245 6V5H244ZM248 6H249V4H248ZM262 6L260 7V8H262ZM58 7V6H57ZM64 7V6H63ZM66 7V6H65ZM86 7H88V4H87V6ZM107 7V6H106ZM154 7V6H153ZM158 7V6H157ZM156 7V9L157 10H159L158 8ZM165 7V8H164ZM179 7V6H178ZM196 7V6H195ZM217 7H218V9H219V6L217 5ZM246 8H247V5L245 6ZM3 8V7H2ZM8 8H10V7H8ZM8 8H3V10H1V11H3L4 12V10L6 11V9H8ZM25 8V7H24ZM91 8V7H90ZM115 8H117V7H115ZM119 8V7H118ZM131 8V7H130ZM198 8V7H197ZM220 8H222L221 6H220ZM222 8V9H223ZM11 9V8H10ZM21 9V8H20ZM20 9H19V13H21L20 12ZM58 9V8H57ZM93 9V8H92ZM120 9V8H119ZM154 9H155V7H154ZM154 10V12L155 11H157V10ZM181 9H183L182 8V5H181ZM185 9H188L187 8V6L184 8V13H186L187 11L185 10ZM189 9H190V7H189ZM208 9H209V7H208ZM259 11H258V10ZM12 10V9H11ZM22 10V9H21ZM75 10V9H74ZM82 10H84V9H82ZM116 10V9H115ZM123 10V9H122ZM127 10V11H128ZM150 10H151V8H150ZM165 10H164V13H165ZM193 10H194V8L192 9V13H193ZM211 10H214L213 8L211 9ZM210 10V11H211ZM215 10H217L216 9V7H215ZM239 10H242V9H239ZM9 11V10H8ZM7 11V12H8ZM23 11H24V9H23ZM26 11V10H25ZM24 11V12H25ZM57 11V10H56ZM59 11H61V9L59 10ZM67 11V10H66ZM81 11V10H80ZM85 11V10H84ZM86 11H87V9H86ZM100 11V10H99ZM98 11V12H99ZM108 11V10H107ZM182 11V10H181ZM186 11V12H185ZM188 11H190V10H188ZM258 11V12H257ZM6 12V13H7ZM27 12V11H26ZM58 12V11H57ZM56 12V13H57ZM63 12V11H62ZM82 12V11H81ZM101 12V11H100ZM111 12V11H110ZM161 11H159V13H160ZM167 12H166V14H167ZM179 12V11H178ZM194 12H196L195 10H194ZM201 12H203V11H201ZM207 12L209 13V10H207ZM212 12V11H211ZM214 12V11H213ZM221 12H223V10L221 11ZM12 13V12H11ZM16 12H15V10H14V13L13 14H15ZM59 13V12H58ZM119 13H120V11H119ZM151 13V12H150ZM158 13V12H157ZM183 13V12H182ZM181 13V15L183 16V14ZM215 13H216V11H215ZM224 13V14H225ZM242 13H243V11H242ZM245 13H247V11H245ZM249 13V12H248ZM1 14H2V12H1ZM8 14V18H9V12L7 13ZM18 14V13H17ZM27 14V13H26ZM40 14V13H39ZM54 14H55V12H54ZM74 14H75V16H76V12H74ZM78 14V13H77ZM80 14V13H79ZM118 14V13H117ZM121 14V13H120ZM124 14V13H123ZM162 14V13H161ZM202 14V15H203ZM209 14H211V13H209ZM221 14V13H220ZM239 14V16H240V13H237V15ZM58 15V14H57ZM64 15V14H63ZM62 15V16H63ZM106 15V14H105ZM145 15H146V17H145ZM157 15H159V14H157ZM194 15V14H193ZM198 15V13L195 15V16H197ZM217 15V14H216ZM237 15H236V20H237V18H239V17H237ZM241 15H243V14H241ZM245 15V14H244ZM3 16V15H2ZM4 16H5V12H4ZM7 16V15H6ZM5 16V17H6ZM20 16H24L25 17V20H26V17L27 16H25V15H20ZM29 16V15H28ZM51 17H53V14L52 15H50ZM59 16V15H58ZM61 16V15H60ZM81 16V15H80ZM86 16V15H85ZM101 16V15H100ZM99 16V17H100ZM104 16V15H103ZM112 16V15H111ZM154 16V15H153ZM162 16V15H161ZM200 16H201V14H200ZM205 16L204 17H200L201 18V20H203V18L205 19ZM208 16V15H207ZM206 16V17H207ZM223 16V15H222ZM11 17H12V15H11ZM11 17H10V19H11ZM15 17V16H14ZM50 17V18H51ZM78 17H79V15H78ZM94 17V16H93ZM97 17V16H96ZM144 17L146 18V19H144ZM166 17V19H167V17H169V15L167 16H165ZM164 17V18H165ZM176 17H178V14L174 17V19H173V17H172V19H173V21H176L175 20V18ZM180 17V16H179ZM198 17V16H197ZM209 17V16H208ZM213 17H214V14H213ZM219 17L222 19V17H221V15H219ZM241 17V16H240ZM246 17V16H245ZM245 17L243 16V19H245ZM248 17V16H247ZM3 18V17H2ZM1 18V19H2ZM7 18V17H6ZM13 18V17H12ZM22 18V17H21ZM28 18V17H27ZM39 18V17H38ZM56 18V17H55ZM112 18H113V16H112ZM137 18H139V19H137ZM154 18H155V16H154ZM158 18V17H157ZM161 18V17H160ZM169 18H171V17H169ZM181 18V17H180ZM195 18V17H194ZM200 18L198 17L197 19H199V21H200ZM210 18H212V15L210 16ZM224 18H225V16H224ZM3 19H5V18H3ZM16 19V18H15ZM56 19H60L59 17H57ZM151 19V18H150ZM177 19V18H176ZM181 19H183V18H181ZM208 19V18H207ZM206 19V20H207ZM240 19V18H239ZM243 19H242V21H243ZM6 20H8V19H6ZM13 20H14V18H13ZM23 20V19H22ZM28 20V22H29V19H27ZM40 21V18L39 19H36V21ZM61 20V19H60ZM63 20V19H62ZM98 20V19H97ZM102 20V19H101ZM112 20H115V18L114 19H112ZM137 20H140L139 21V26H137L138 28H135L136 27V25H137ZM146 22H144V21ZM178 21L180 20V19H177ZM215 19H213V21H214ZM218 20V19H217ZM51 21V20H50ZM88 21V20H87ZM151 21V20H150ZM168 21V20H167ZM171 21V20H170ZM169 21V22H170ZM173 21H171V24H172V22ZM178 21H177V23H178ZM185 21V23H183L182 22V24H184L183 25V27L185 26V24H187V21H186V19L184 20ZM204 21V20H203ZM210 21V20H209ZM216 21V20H215ZM214 21V22H215ZM219 21V20H218ZM224 21H223V24H224ZM245 21V20H244ZM247 21H248V19H247ZM247 21H245V22H247ZM25 22V21H24ZM27 22V23H28ZM41 22V21H40ZM90 22V21H89ZM102 22V21H101ZM156 22H157V20H156ZM180 22H181V20H180ZM251 22V21H250ZM253 22V21H252ZM0 25H2V21L0 20ZM3 23H4V25H5V22L3 21ZM8 23V22H7ZM69 23V22H68ZM104 23V22H103ZM152 23V22H151ZM162 23H163V21H162ZM174 23V22H173ZM216 23L218 24V22L216 21ZM216 23H214V25L216 24ZM29 24H30V22H29ZM69 24H71V23H69ZM106 24V23H105ZM114 24V23H113ZM153 24V23H152ZM158 24V23H157ZM164 24V23H163ZM170 24V23H169ZM168 24V25H169ZM202 24H203V22H202ZM206 24L207 25H204L205 26V28H207V26H210L209 24H208V21L206 22ZM210 24H211V22H210ZM216 24V25H217ZM248 24H249V21H248ZM21 25V27H22V24H20ZM27 25V24H26ZM37 25H38V23H37ZM36 25V26H37ZM51 25V24H50ZM54 25V19H52V26ZM149 25H150V27H149ZM174 24H172V26H173ZM180 25H181V23H180ZM179 25V26H180ZM212 25V24H211ZM215 25V26H216ZM8 26V25H7ZM71 26V25H70ZM108 26V25H107ZM116 26H117V24H116ZM182 26V25H181ZM187 26H188V24H187ZM190 26V25H189ZM197 26H198V24H197ZM203 26V25H202ZM204 26L202 27V28H204ZM217 26H220V28L222 29V27L223 26H221V25H217ZM248 26V25H247ZM253 26V25H252ZM251 26V24H250V28H253V29H256L257 30V27L255 26H253L252 27ZM38 27V26H37ZM44 27V26H43ZM73 27V26H72ZM71 27V28H72ZM155 27V26H154ZM196 27V26H195ZM245 27H246V24H245ZM17 28H20L19 26L17 27ZM28 28H29V26H28ZM27 28V29H28ZM45 28V27H44ZM50 28H52V27H50ZM55 28H57V27H55ZM133 28V29H132ZM146 28H148V29H150L149 31H148V29H146ZM163 28V27H162ZM185 28H187V27H184V29ZM189 28V27H188ZM205 28L203 29V30H205ZM219 28V29H220ZM224 28L225 27H223V29L222 30H220L221 32L223 31V33H224ZM2 29H4V26L2 25ZM53 29H54V27H53ZM79 29V28H78ZM198 29V28H197ZM217 29V31H212V33L210 34V31L212 30V28L210 27V31H209V34H210V37H211V39H210V42L209 43H200V45H199V40H198V51L197 52H202V54H204V53H206V54H208V53H210V54H212L213 56L212 57H214L215 58V60L217 59L218 60V64L220 65V69H223V71H221V72H225L226 71V73L228 74L227 76H228V78H226V76H225V78L227 79H224V81H223V83L226 81V82H228L229 83V88L227 89V90H229V92H228V96L225 94V93H223V96L224 97H222V102L224 103V110H227V111H230V110H232V108H233V106H236L237 104H240V106L242 107V105L244 106V104H245V102H247V101H249V97H248V95L250 94V97H251V95H252V93L250 92V83H251V81H252V84H253V87H252V90H256V88H254V83H255V81H254V83H253V80H252V76H251V74H249L248 73V71H247V67L245 66V60L243 59V58H246L245 56L243 57V56H241V57H239V56H237V54L235 53V52H228L229 50H232V49H229L228 50V47H226V46H224V45H220V43H219V41H220V39L222 40L223 39V37L221 38V33H219L218 32V28H216ZM242 29V28H241ZM12 30V29H11ZM17 30V29H16ZM29 30H31V29H29ZM29 30H28V32H29ZM187 30V29H186ZM199 31H201L200 29H198ZM198 30H197V32H198ZM207 30H208V28H207ZM244 29H242V31H243ZM256 30H255V33H256ZM2 31V30H1ZM7 31V30H6ZM14 31H15V29H14ZM10 32L11 34H10V41H11V47H9V49L10 48H12V50L10 51V52H13V51H15V50H19L20 48H28L29 46H30V51L32 52V50H33V48H32V50H31V47H32V45L34 44V52L39 48H37L36 50H35V48H36V46H35V44H39L38 42H39V38H37V36L39 37V35H37L36 37H35V35L34 34H32L31 36H27L26 38H25V35H22V36H24V37H21L20 36V34H21V32H20V30H19V32H20V34L17 32V31H15V32ZM32 31V30H31ZM33 31H34V27H33ZM57 31V30H56ZM76 31V30H75ZM108 31V30H107ZM173 31V30H172ZM187 31H190V30H187ZM229 31V32H230ZM249 34L251 35V32H252V29L250 30L249 29ZM38 32V31H37ZM61 32V31H60ZM78 32H80V31H78ZM97 32V31H96ZM110 32H111V30H110ZM186 32V31H185ZM226 32V31H225ZM245 32V31H244ZM244 32H242V33H244ZM5 33V32H4ZM24 33H27V32H24ZM57 33V32H56ZM72 33H73V31H72ZM81 33V32H80ZM120 33V34H119ZM227 33V32H226ZM260 33V32H259ZM261 33H262V31H261ZM1 34V33H0ZM7 34H9V32L7 33ZM23 34V33H22ZM39 34H40V32H39ZM48 34V33H47ZM54 34H55V31H54ZM68 34H69V31H68ZM76 32H74L72 35H70L71 36V41H70V43H72V42H74V41H76L77 42V39L80 37H78V38H76ZM96 34V33H95ZM108 34V33H107ZM135 34V33H134ZM196 34V33H195ZM199 34V33H198ZM231 34V33H230ZM29 35V34H28ZM62 34H60V36H61ZM65 35V34H64ZM63 35V36H64ZM79 35V34H78ZM155 35H156V38H154L155 37ZM184 35V36H183ZM188 35H190V37H191V33L189 32V34ZM197 35V34H196ZM201 35H202V33H201ZM201 35H199L200 37H201ZM227 35V34H226ZM240 35V36H239ZM261 35V34H260ZM58 36V35H57ZM56 36V37H57ZM66 36H67V34H66ZM224 36V40H225V34L223 35ZM252 36V35H251ZM250 36V37H251ZM256 36V35H255ZM258 36V35H257ZM5 37V36H4ZM41 37V36H40ZM42 37H43V35H42ZM45 37V36H44ZM59 37V36H58ZM62 37V36H61ZM102 37H103V35H102ZM135 37V38H136ZM189 36H188V38H190ZM203 37H205V35H203ZM261 37V36H260ZM1 38V37H0ZM8 38V41H9V37H7ZM60 38V37H59ZM64 38V37H63ZM62 38V39H63ZM70 38V37H69ZM68 38V39H69ZM81 38V37H80ZM100 38V37H99ZM195 38H197V37H194V40H196ZM231 38V39H232ZM248 38V37H247ZM254 38V37H253ZM252 38V39H253ZM256 38V37H255ZM258 38V37H257ZM257 38L255 39V40H257ZM5 39V38H4ZM45 39H46V37H45ZM54 39V38H53ZM52 39V40H53ZM61 39V41L62 42H64L65 41V39H64V41ZM102 39V38H101ZM193 39V38H192ZM228 40H229V38H227ZM251 39V40H252ZM3 40V38L1 39V41ZM41 40H43V39H41L40 38V41ZM47 40V39H46ZM83 40V39H82ZM104 40V39H103ZM129 40H130V38H129ZM204 40V39H203ZM208 40V39H207ZM206 40V41H207ZM227 40V41H228ZM248 40H249V38H248ZM250 40V41H251ZM259 40V39H258ZM257 40V41H258ZM260 40H261V38H260ZM263 40H264V38H263ZM51 40H49V42H50ZM56 41V40H55ZM67 41V40H66ZM87 41V40H86ZM107 41V40H106ZM110 41L108 42V43H110ZM205 41V40H204ZM226 41V40H225ZM227 41H226V43H227ZM256 41V42H257ZM43 42H45V41H43ZM53 42V41H52ZM52 42H51V44H52ZM58 42H60V40L58 41ZM62 42H60L59 44H61ZM68 42V41H67ZM97 41H95L94 43H96ZM134 42V41H133ZM133 42L131 43V44H133ZM252 42V41H251ZM260 42V41H259ZM264 42V41H263ZM2 43V42H1ZM3 43H4V41H3ZM41 43V42H40ZM69 43V44H70ZM79 43V41L77 42V43H75L76 44V48H77V44ZM81 43V42H80ZM93 43V44H94ZM102 43H104V44H106L107 45V43H105V42H102ZM193 43V42H192ZM225 43V44H226ZM228 43H229V41H228ZM254 43H255V41H254ZM5 45L7 44L6 42L4 43ZM55 44V43H54ZM62 44H65L66 45V42H64V43H62ZM74 44V43H73ZM74 44V45H75ZM195 44V43H194ZM193 44V45H194ZM253 44V43H252ZM3 45V44H2ZM10 45V44H9ZM41 45V44H40ZM55 45H57V44H55ZM54 45V46H55ZM68 45V44H67ZM70 45H72V44H70ZM73 45V46H74ZM82 45V44H81ZM80 45V46H81ZM84 45V44H83ZM95 45V44H94ZM98 45V44H97ZM100 45V44H99ZM99 45H98V48H99ZM192 45V46H193ZM227 45V44H226ZM229 45L231 46V43H229ZM228 45V46H229ZM234 45V43L232 44V46ZM243 45V46H242ZM39 46V45H38ZM42 46V45H41ZM40 46V48H43V47H41ZM93 46V45H92ZM101 46V45H100ZM131 46V45H130ZM194 46H196L197 47V45H194ZM239 46H238V48H239ZM255 46V45H254ZM51 47V46H50ZM58 47V46H57ZM62 47H63V45H62ZM69 47V46H68ZM71 47V46H70ZM79 47V46H78ZM90 48H91V46H89ZM97 47V46H96ZM106 47V46H105ZM195 47V48H196ZM250 47H252V45L250 44ZM256 47H258V45L256 44ZM3 48H4V46H3ZM7 48H8V46H7ZM7 48L5 49V50H7ZM26 48V49H27ZM54 48H56V47H54ZM54 48H52V49H54ZM95 48V47H94ZM104 48V47H103ZM103 48H101L102 50H103ZM172 48H174V46L172 47ZM176 48V47H175ZM174 48V49H175ZM178 48V49H179ZM190 48V49H189ZM246 48H248V47H246L245 46V49ZM254 47H252V48H249V49H253ZM26 49L24 50V52L26 51ZM50 49V48H49ZM57 49H59L60 50V48L58 47ZM56 49V50H57ZM74 49V48H73ZM81 49V48H80ZM100 48H99V51L101 50ZM105 49V48H104ZM108 49H109V52H107V53H110L109 55H112L111 54V51H110V47H108L107 48V51H108ZM165 49H168V52H166L165 53V51H163V50H165ZM177 49V48H176ZM234 49V48H233ZM236 49V48H235ZM235 49H234V51H235ZM240 49V48H239ZM249 49H246V51L247 50H249ZM4 50V51H5ZM39 50V49H38ZM43 50V49H42ZM51 50V49H50ZM55 50V51H56ZM59 50H57L58 52H59ZM64 50H65V47H64ZM67 50V49H66ZM65 50V51H66ZM93 50V49H92ZM97 50V49H96ZM118 50H119V48H118ZM122 50V52H124V50H123V48L121 49ZM256 50V49H255ZM21 50H19V52H20ZM52 51V50H51ZM63 50H61V52H62ZM89 51V50H88ZM106 51V50H105ZM115 51V50H114ZM193 51H195V50H193ZM192 50H191V52H193ZM236 51H237V49H236ZM243 50H239V52H242ZM246 51H245V53L244 54H246ZM9 51L7 50V53H8ZM17 52V51H16ZM23 52V53H24ZM34 52H32V54L34 53ZM50 52V51H49ZM67 53H65V54H68V51H66ZM69 52H72V53H74L73 51H72V47H71V51H69ZM103 51H100V53H102ZM119 52H121L120 50H119ZM121 52V53H122ZM180 51H178L177 50V53H179ZM252 52V51H251ZM257 53L255 54V55H259L260 57H262V58H264V44L262 45V46H260V44H259V47L257 48V51H256ZM14 54H15V52H13ZM12 53V54H13ZM21 53V52H20ZM36 53V52H35ZM52 53V52H51ZM76 53V52H75ZM93 52H91V54H92ZM96 53V52H95ZM106 53V52H105ZM104 53V54H105ZM128 53H129V50H128V52H127V55H128ZM226 53H229V54H231V56H229V57H232V55H233V57H232V61H229V62H227L226 60H225V54ZM9 54V53H8ZM14 54H13V56H14ZM18 54V53H17ZM29 54V53H28ZM27 54V55H28ZM48 54V53H47ZM65 54H64V56H65ZM103 54V53H102ZM102 54H100V55H102ZM118 53H117V51H116V55H117ZM120 54V53H119ZM118 54V55H119ZM126 53H124V55H125ZM133 54H131V52H130V55H133ZM188 54V53H187ZM189 54H190V51H189ZM247 54H248V52H247ZM253 54V53H252ZM252 54H251V58H252ZM27 55H25V56H27ZM33 55H35V54H33ZM73 55V54H72ZM78 54H76V56H77ZM124 55H122V56H124ZM127 55H125L123 58H124V60H125V57H127ZM129 55V56H130ZM178 55V54H177ZM192 56H194V57H197V56H200L199 54L197 55V53H196V55H193V54H191ZM205 55V54H204ZM242 55H243V53H242ZM249 55H250V52H249V54H248V58H249ZM6 56V55H5ZM16 57H18L17 55H15ZM24 56V57H25ZM36 56V55H35ZM44 56V55H43ZM61 56H63V54L61 55ZM64 56L63 57H61V58H64ZM75 56V55H74ZM80 56V55H79ZM78 56V57H79ZM97 56V55H96ZM103 56V55H102ZM104 56H107V54H105ZM103 56V57H104ZM113 56H114V58H115V53L113 54ZM112 56V57H113ZM120 56V55H119ZM175 56V55H174ZM185 56H186V54H185ZM227 56V55H226ZM1 57V56H0ZM22 57H23V55H22ZM48 57V56H47ZM66 57V59H67V57L68 56H65ZM72 57V56H71ZM118 57V56H117ZM188 57V56H187ZM208 59H209V57L208 56H206ZM5 58V57H4ZM15 58V57H14ZM13 57H12V61L14 62V59ZM30 57L28 56L27 57V59H29ZM34 58V57H33ZM44 58V57H43ZM46 58V57H45ZM73 58H75V57H73ZM120 58H121V56H120ZM128 58V57H127ZM127 58H126V60H127ZM174 58V57H173ZM199 58V57H198ZM228 58V57H227ZM7 59H9L8 57H7ZM16 59V58H15ZM19 59V58H18ZM24 59V58H23ZM31 59V58H30ZM29 59V60H30ZM36 59V58H35ZM52 59H53V57H52ZM69 59V58H68ZM76 59V58H75ZM94 59V58H93ZM109 59V58H108ZM184 59V58H183ZM182 59V60H183ZM194 59V58H193ZM203 59V58H202ZM201 59V61H203ZM213 59V58H212ZM247 59V58H246ZM5 61H6V58L4 59ZM9 60H11V58L9 59ZM33 60V59H32ZM56 60V59H55ZM62 60V59H61ZM79 60V59H78ZM78 60H75V63L76 62H78ZM105 60V59H104ZM107 60V59H106ZM105 60V61H106ZM110 60H113L112 58L110 59ZM116 60V59H115ZM124 60H122L121 59V61L120 62H118V63H120V64H122L123 63V61ZM164 60V61H163ZM170 60V59H169ZM173 60V59H172ZM176 60V59H175ZM185 60V59H184ZM189 60V59H188ZM191 60V59H190ZM196 60H198L197 58L195 59V61ZM217 60H216V63H217ZM254 60H255V57H254ZM45 61V60H44ZM47 61H48V59H47ZM47 61H46V63H47ZM63 61V60H62ZM93 61V60H92ZM94 61H95V59H94ZM98 61L100 62V59H98ZM114 61V60H113ZM135 61H136V59H135ZM174 61V60H173ZM186 61H187V58H186ZM205 61V60H204ZM209 60H207V62H208ZM248 61V60H247ZM252 61H253V58H252ZM3 61H1V63H2ZM15 62H17V60L15 61ZM30 62H31V60H30ZM29 62V63H30ZM43 62V61H42ZM64 62H65V60H64ZM87 62H89V59H88V61ZM114 62H117V61H114ZM125 62V61H124ZM130 62V61H129ZM168 62H170V61H165L164 63H168ZM172 62V61H171ZM170 62V63H171ZM200 64H201V62L200 61H198ZM207 62H205L206 64H207ZM212 62H214V61H212ZM211 61H210V63H212ZM254 62V61H253ZM9 63V62H8ZM7 63V61H6V64L7 65H9ZM32 63H35L36 64V62H32ZM30 64L29 66H30V68H31V76L30 77H28L27 78V80H25L24 81V78H23V76H22V78H23V81H21V79H20V77L18 78L17 76L16 77H14L15 79L17 78V80L18 79H20V81L18 82L19 83V85H21V87H20V89L18 90V89H14V88H12V87H8L7 88V86H9V79L8 78H11V76H12V74H11V71H9V69H8V66L7 65H4V67L5 66H7V68L6 69H8V73H10L11 74V76L9 77V74H7L8 75V78H6L5 76H2L1 74H0V87H2L4 84H8L7 86H6V93L4 94V90H3V95H2V97H0V98H2V99H0V105L2 106V109H3V107H4V105L3 104H5V103H7V104H12V105H10V106H13L14 108L13 109H17L21 114H23V115H25L24 117H28L29 119H31V118H33L32 120L35 122L36 120V118L34 119V117H37L40 113H42V111H43V106H42V104H40L38 101H37V99H35V94L32 92V91H28V89H32V88H35V91H36V89L39 87H42V89H43V87H45L46 88V82H47V79H45V78H43V76L41 75L42 73H41V71H42V69H41V71H40V69H39V67L40 66H38L39 64ZM38 63V62H37ZM59 63V62H58ZM61 63V62H60ZM106 63V62H105ZM197 63V62H196ZM198 63V65H200ZM205 63H204V65H205ZM255 63H257L256 62V60H255ZM261 63L264 65V63L262 62V60H261ZM2 64H5L4 62L2 63ZM20 64V63H19ZM18 63H17V65H19ZM27 64V63H26ZM42 64V67H43V63H41ZM65 64V63H64ZM71 64V63H70ZM79 64V63H78ZM77 64V65H78ZM93 64V63H92ZM187 64L189 65L190 63H188L187 62ZM186 64V65H187ZM193 64H194V62H193ZM12 65V64H11ZM11 65H9V67L11 66ZM17 65L15 64V67H17ZM67 65H69L68 63H67ZM80 66H81V64H79ZM78 65V66H79ZM100 65H102V64H100ZM115 65V64H114ZM119 65V64H118ZM124 65H126V64H124ZM131 65H132V63H131ZM163 66H161V67H164V65H168V64H162ZM195 65V64H194ZM198 65H197V72H198ZM210 65V64H209ZM251 65H252V63H251ZM0 66H2L1 64H0ZM48 66H50V67H52L51 65H49V64H47V66L45 65L44 67H47L48 68ZM104 66V65H103ZM103 66H101L102 67V70H103ZM127 66H130V65H127ZM158 68L160 67V66H158V65H156ZM169 67H171V68H173V70L176 72V74H177V72L178 73H180V75L181 76H184V75H187V76H189L188 75V73L190 74V77H191V79H192V76H191V73L189 72V70H188V68H187V66H185L183 63H182V61L181 60H176V64L174 63V67L173 66H171V64H169L168 65ZM202 66H203V64H202ZM3 67V68H4ZM41 67V68H42ZM55 67V66H54ZM57 67V66H56ZM65 67H66V65H65ZM65 67H63V68H65ZM74 67H76V66H74ZM110 67V66H109ZM112 67V66H111ZM121 67H123V64L121 65ZM156 67V68H157ZM160 67V68H161ZM195 67V66H194ZM206 67H207V65H206ZM215 67V66H214ZM255 67V66H254ZM261 67V66H260ZM2 68V69H3ZM11 68H13V65H12V67ZM18 68V67H17ZM16 68V69H17ZM20 68V67H19ZM53 68V67H52ZM67 68V67H66ZM77 68V67H76ZM80 68V67H79ZM83 68H85V67H83ZM105 68H107V65H106V67ZM105 68H104V70H105ZM113 68H114V66H113ZM131 68H132V66H131ZM159 68V69H160ZM165 68V67H164ZM168 68V67H167ZM171 68H168V69H170V71L173 73L174 71H172L171 70ZM216 68V67H215ZM250 68V67H249ZM261 68H263V66L261 67ZM1 69V70H2ZM4 70L6 73H7V70ZM46 69V68H45ZM44 68H43V71L45 70ZM49 69V68H48ZM59 69H62V68H59ZM68 69V68H67ZM71 69V68H70ZM69 69V70H70ZM87 69V68H86ZM89 70H90V67L88 68ZM124 69V68H123ZM163 69V68H162ZM195 69V68H194ZM202 69H203V67H202ZM259 69V68H258ZM0 70V71H1ZM22 69L20 68L19 69V72L21 71ZM64 70V69H63ZM77 70V69H76ZM79 70V69H78ZM92 70V69H91ZM102 70H101V72H102ZM115 70V69H114ZM161 70V69H160ZM164 70H166V68L164 69ZM191 70V69H190ZM204 70H205V68H204ZM208 70H209V68H208ZM260 70V69H259ZM3 71V70H2ZM2 71H1V73H2ZM4 71H3V73H4ZM15 71H17V70H15ZM54 71V70H53ZM68 71V70H67ZM97 72H98V70H96ZM108 71H110V70H108ZM112 71V70H111ZM110 71V72H111ZM133 71L135 72L134 73V75H133ZM217 71V70H216ZM216 71H214V72H212V73H216ZM52 72V71H51ZM50 72V73H51ZM63 72V71H62ZM80 72V71H79ZM81 72H82V70H81ZM84 72V71H83ZM99 72H100V69H99ZM109 72V73H110ZM161 72H162V70H161ZM166 72V71H165ZM165 72L164 73H162V74H165ZM192 73H194V72H196V70L193 72V70L191 71ZM205 72V71H204ZM12 73H15L14 72V70H13V72ZM67 73V72H66ZM71 74H73L72 72H70ZM87 73V72H86ZM89 73V72H88ZM95 73V72H94ZM106 73H107V71H106ZM106 73H104V72H102V76H106L107 74ZM127 73H129V71L127 72ZM156 73H157V75H156ZM166 73H168V70H167V72ZM200 73V72H199ZM217 73H219V72H217ZM216 73V74H217ZM255 73V72H254ZM254 73H253V75H254ZM17 73H15V75H16ZM19 74V73H18ZM56 74V73H55ZM82 74V73H81ZM125 74V75H124ZM170 74V73H169ZM201 74V77L199 78V80L201 81V82H203L204 81V83L205 82H207L208 81V79H207V72H205L204 74H202V72L200 73ZM222 74V73H221ZM22 74L20 73V76H21ZM24 75V74H23ZM43 75L45 76V72L43 73ZM47 75V74H46ZM59 75H61L60 73H59ZM69 75V74H68ZM101 75V74H100ZM110 75V74H109ZM112 75V74H111ZM124 75V76H123ZM129 75V74H128ZM171 76H172V74H170ZM260 74H258V76H259ZM65 76H66V74H65ZM70 76V75H69ZM75 76V75H74ZM74 76H73V78H74ZM85 76V75H84ZM93 76H94V74H93ZM113 76V75H112ZM147 76H149L148 77V81H149V84L147 83ZM154 76H157V77H154ZM159 76V77H158ZM176 76V75H175ZM178 76V75H177ZM177 76H176V78H177ZM196 76V75H195ZM211 76H212V74H211ZM217 76H218V74H217ZM258 76H256V77H258ZM263 76V75H262ZM59 77V76H58ZM97 77V76H96ZM107 77H108V75H107ZM115 77V76H114ZM179 77V76H178ZM197 77H198V75H197ZM209 78H211L210 76H208ZM219 77V76H218ZM221 77V76H220ZM219 77V78H220ZM261 77V76H260ZM25 78H26V76H25ZM82 78V77H81ZM88 78V77H87ZM104 78V77H103ZM106 78V77H105ZM104 78V79H105ZM121 78H123V79H121ZM169 78V79H168ZM172 78V77H171ZM184 78H186V77H184ZM193 78L195 79V77L193 76ZM212 78H214V75L212 76ZM217 78V77H216ZM11 79H13V78H11ZM46 80V82H45V80ZM62 79V78H61ZM77 79V78H76ZM84 79V78H83ZM82 79V80H83ZM97 79H101V78H97ZM104 79L102 80L101 79V81L103 82L104 81ZM108 79V78H107ZM106 79V80H107ZM113 79V78H112ZM178 80H179V78H177ZM180 79H182V77H180ZM188 79H190V78H188ZM188 79H186L187 81H188ZM196 79H198V78H196ZM205 79H207L206 81H205ZM17 80H16V82H17ZM70 80V79H69ZM81 80V79H80ZM94 80V79H93ZM120 80V81H119ZM172 80V81H171ZM199 80H198V83H199ZM258 80V79H257ZM12 81V80H11ZM15 81V80H14ZM64 81V80H63ZM84 81V80H83ZM86 81V80H85ZM100 81V80H99ZM110 81H111V79H110ZM176 81V80H175ZM185 81V80H184ZM210 81V80H209ZM212 81V80H211ZM220 82H221V84H223L222 83V79L221 80H219ZM219 81L216 79L215 81L213 80V82H211V83H207V84H204L205 86L207 85V86H211V87H209V88H211V91L214 89V90H216L217 88H219ZM9 82V83H8ZM74 82H75V80H74ZM87 82V81H86ZM95 82V81H94ZM257 82V86L259 85L258 84V81H256ZM13 83V82H12ZM70 83V82H69ZM72 83V82H71ZM70 83V84H71ZM76 83V82H75ZM74 83V84H75ZM81 83V82H80ZM90 83V82H89ZM100 83V82H99ZM104 83V82H103ZM107 83V82H106ZM109 83V82H108ZM107 83V84H108ZM112 83V81L109 83V86H110V84ZM114 83V82H113ZM192 82H191V80H190V84H191ZM194 83V82H193ZM261 83V82H260ZM14 84H15V86H16V83L14 82ZM49 84V83H48ZM82 84V83H81ZM87 84V83H86ZM128 84V85H127ZM148 84V87H145L146 85ZM183 84V83H182ZM182 84H177V86L178 85H182ZM186 84V83H185ZM202 84V85H203ZM220 84V85H221ZM11 85V84H10ZM65 85V84H64ZM67 85V84H66ZM77 85V84H76ZM82 85H84V83L82 84ZM94 85H96V84H94ZM112 85V84H111ZM161 85V86H160ZM187 85V84H186ZM256 85V84H255ZM4 86V87H5ZM30 86V87H29ZM50 86V85H49ZM54 86V85H53ZM53 86H52V88L51 89H53ZM70 86V85H69ZM85 86V85H84ZM90 86V85H89ZM128 87V89H127V87ZM190 86V85H189ZM196 86H198V85H196ZM225 86V85H224ZM261 86H262V84H260V88H261ZM3 87V88H4ZM13 87H14V85H13ZM57 86H55L54 88H56ZM101 87V86H100ZM105 87V86H104ZM104 87H102V89H100L99 88V90H101V92H102V95H105L104 94ZM112 87V86H111ZM125 87H126V89H125ZM151 87V88H150ZM175 87H176V85H175ZM180 86H178L177 87V89L179 88ZM183 87V86H182ZM195 87V86H194ZM221 87V86H220ZM264 87V85L262 86V88ZM2 88V89H3ZM16 88H17V86H16ZM22 88V89H21ZM47 88H48V86H47ZM50 88H48L47 89V92L48 93H46V92H44V93H46V95L47 94H49V89ZM61 88V87H60ZM63 88V87H62ZM72 88V87H71ZM90 88H92V86L90 87ZM94 88V87H93ZM92 88V90H94ZM97 88V87H96ZM95 88V89H96ZM110 88V87H109ZM149 90H148V89ZM188 88H190V87H186L185 89H186V91H187V89ZM197 88V87H196ZM195 88V89H196ZM202 88V90H203V86L202 87H200V89ZM208 88V90H210ZM258 88H259V86H258ZM1 89V88H0ZM42 89H40V92H42L41 90ZM66 89V88H65ZM64 88H63V90H65ZM74 89V88H73ZM86 89V88H85ZM104 89V90H103ZM200 89H198L199 91H200ZM264 89V88H263ZM43 90H45V89H43ZM62 90V89H61ZM68 91H69V93L71 94V98H73L74 97V94L72 95V93L70 92V90L69 89H67ZM146 90V91H145ZM184 90V89H183ZM182 90V91H183ZM191 90H194V89H191L190 88V91ZM197 90V89H196ZM198 90L197 91H195L194 90V93L196 92V94H198ZM206 90V89H205ZM222 90V89H221ZM255 90H254V92H255ZM260 90V89H259ZM46 91V90H45ZM107 91V90H106ZM174 91H175V89H174ZM185 91V92H186ZM189 91V90H188ZM31 92H32V95H31ZM59 91L56 89V91H54V89L53 90H51V93H50V95L52 96V100L54 99H56V100H58L59 99V94H60V92L61 93H63L62 91H60L59 93H58ZM66 92V91H65ZM64 92V94H65V96H64V98H68V96H67V94ZM87 92H88V90H87ZM94 92V91H93ZM148 92V93H147ZM176 92V91H175ZM209 92V91H208ZM207 92V93H208ZM215 92V91H214ZM220 92V90H218V92H215V93H219ZM226 92V91H225ZM256 92H258V90L256 91ZM74 93V92H73ZM77 94H78V91L76 92ZM166 93V92H165ZM177 93H178V90H177ZM177 93H175L176 94V96H177ZM184 93V92H183ZM205 93V92H204ZM204 93H201L200 92V95L202 94V96L204 95ZM214 93V95L216 96V94ZM221 93L222 92H220V96H221ZM38 94H39V91H38ZM98 94H99V91H98ZM152 94V93H151ZM155 94V93H154ZM180 95H183L182 93H179ZM186 95H187V93H185ZM196 94H195V96H196ZM209 95H211V94H213V93H208ZM207 94V95H208ZM255 95H256V93H254ZM254 94H253V96H254ZM258 94V93H257ZM264 94V93H263ZM39 95H41V94H39ZM79 95H80V93H79ZM95 95H97V93H95ZM116 97L117 96V98L115 99V98H113L114 96ZM153 95V94H152ZM162 95V94H161ZM167 95H168V93H167ZM199 95V96H200ZM225 95H226V97H228V98H226L225 97ZM260 94H258V96H259ZM1 96V95H0ZM37 96V95H36ZM90 96V95H89ZM105 96V97H106ZM143 96H145V97H143ZM156 96V95H155ZM155 96H152V99H153V102H154V100H155ZM163 96V95H162ZM166 96V94L164 95V97ZM175 96V95H174ZM173 96V97H174ZM218 96V95H217ZM216 96V97H217ZM262 97H263V95H261ZM38 97V96H37ZM48 97V96H47ZM50 97V96H49ZM70 97V96H69ZM76 97H77V95L75 96V100L74 101H76ZM82 97V96H81ZM101 97V96H100ZM99 96H98V98H100ZM104 97V98H105ZM169 97H171V96H169ZM172 97V98H173ZM178 97V96H177ZM176 97V98H177ZM188 97V96H187ZM255 97V96H254ZM60 98H62V97H60ZM84 98V97H83ZM90 99H91V97H89ZM103 98V97H102ZM171 98V99H172ZM175 98V97H174ZM181 97H179V99H180ZM183 98V97H182ZM182 98H181V102H182ZM189 98V97H188ZM213 99V98H215V97H211L210 96V99ZM44 99V98H43ZM70 98H68V100H69ZM78 99V98H77ZM94 99V98H93ZM149 99V98H148ZM151 99V98H150ZM149 99V100H150ZM158 99H159V97L157 98V100H156V102L158 101ZM165 99V98H164ZM166 99H167V96H166ZM171 99H170V101H171ZM179 99H176V100H179ZM193 99V98H192ZM195 99V98H194ZM193 99V100H194ZM199 99V98H198ZM201 99L202 98H200V101H201ZM205 99V100H204ZM206 99H209L208 97H206L205 98V96H204V98L202 99V101L204 100V103H205V101H206ZM216 99V98H215ZM219 99V98H218ZM259 99H260V96H259ZM264 98H262V100H263ZM49 100V99H48ZM51 100V98H50V101L49 102H51L52 101ZM62 100V99H61ZM68 100L66 101V103L68 102ZM70 100H72V99H70ZM79 100H80V97H79ZM81 100H82V98H81ZM163 99H161V101H162ZM191 100V99H190ZM214 100V99H213ZM262 100H261V103H262ZM44 101V100H43ZM91 101V100H90ZM89 101V102H90ZM113 101H117L119 104V108L117 107L116 109H113L114 107H116L114 104H111V102H113ZM167 100H163L162 102H161V106H159V108L158 107H155L154 106V103H153V105L152 106H150L149 105V107H150V111L153 113V117L152 118H154V112L156 113V119L158 118V120H159V118L161 119L160 121H162L163 120V122L165 123V125L167 124V125H169V124H172L173 125V127L176 125V120H177V117H178V119H179V117H183L184 115L182 114V112L179 110V107L180 108H182V107H184V106H182V105H180L179 107L178 106H176V105H171V106H169L168 105V107L166 106V107H163L165 104H164V102H166ZM169 101V100H168ZM167 101V103L169 104V102ZM197 101H199V100H196V102ZM200 101H199V105H200V107H202V105H201V103H200ZM208 102H209V100H207ZM206 101V105H208V102ZM264 101V100H263ZM48 102V103H49ZM149 102H151V101H149ZM158 102H160V100L158 101ZM173 102V101H172ZM176 102V101H175ZM183 102H186V101H184L183 100ZM191 102H193V101H191ZM191 102H190V104H191ZM217 102H218V100H217ZM220 102V101H219ZM254 102V101H253ZM258 102V103H257ZM257 102H254V104L255 105H258L257 106V108L255 109V111L259 108V112L261 111V112H263V106L259 103V100L257 101ZM55 103V102H54ZM62 103V102H61ZM73 103H77V101L76 102H73ZM79 103V105H81L80 104V102H78ZM82 103V102H81ZM88 103V102H87ZM91 103V102H90ZM107 103V102H106ZM179 103V102H178ZM211 103H213V102H211ZM210 103V104H211ZM242 103H244V104H242ZM257 103V104H256ZM59 104V103H58ZM63 104V103H62ZM152 104V103H151ZM160 104V103H159ZM172 104V103H171ZM177 104V103H176ZM182 104V103H181ZM187 104H189V101H188V103L186 102V106H189V105H187ZM210 104H209V106H210ZM214 104V106H215V104L217 105V103H216V100H215V103H213ZM233 104H236V105H233ZM247 104H249V105H247L248 107L249 106H254V105H252V100L251 101H249V102H247ZM263 104V103H262ZM45 105H46V103L44 104V107H45ZM84 105H86V103L84 104ZM90 105V104H89ZM104 105V104H103ZM109 105H111V106H109ZM112 105H114V107L112 108ZM167 105V104H166ZM196 105H197V103H196ZM204 105V104H203ZM8 106V108L7 109H9V105H7ZM6 106V107H7ZM41 106H42V108H41ZM59 106V105H58ZM64 106H67V105H64ZM82 106H83V103H82ZM88 106V105H87ZM185 106V108H187ZM191 106H192V104H191ZM191 106H189L188 107V109L189 108H192ZM209 106H208V108H209ZM211 106H212V104H211ZM222 106V105H221ZM220 106V107H221ZM245 106H246V104H245ZM244 106V107H245ZM5 107V108H6ZM62 107V106H61ZM60 107V108H61ZM84 107H86V106H84ZM90 107V106H89ZM162 107V108H161ZM178 107V108H177ZM198 107V106H197ZM217 108V110H219L218 109V105L216 106ZM240 107V108H241ZM251 107V108H252ZM48 108H50V107H48ZM63 108V107H62ZM70 108V107H69ZM199 108V107H198ZM202 108H204L205 110H206V106H204V107H202ZM202 108H200V110L202 109ZM213 108V107H212ZM211 108V109H212ZM236 108V107H235ZM235 108H234V112H235ZM238 108V107H237ZM247 108V107H246ZM251 108H250V111H251ZM12 109V108H11ZM42 109V110H41ZM64 109H66V108H64ZM86 109H87V107H86ZM211 109H209L210 111H211ZM221 109H222V107H221ZM248 109V108H247ZM0 110H1V108H0ZM4 110V109H3ZM16 110V111H17ZM75 110H77V107H76V109H74V111ZM81 110V109H80ZM83 110H84V108H83ZM164 110V111H163ZM187 109H185V111H186ZM190 110H192V109H190ZM215 110V109H214ZM217 110H216V112H217ZM223 110V111H224ZM237 110V112H239L238 110L239 109H236ZM51 111V110H50ZM67 111H68V108H67ZM70 112L72 111V109L71 110H69ZM86 111V110H85ZM92 111V110H91ZM90 111V112H91ZM147 111L149 112V110L147 109ZM166 111V112H165ZM180 111V112H179ZM197 111V110H196ZM207 111V110H206ZM210 111H208V114H210L209 112ZM221 110H219L218 112H220ZM223 111H221V113L223 112ZM240 111H241V109H240ZM246 111V110H245ZM49 112V111H48ZM52 112V111H51ZM69 112V113H70ZM89 112V113H90ZM150 112V113H151ZM184 112V111H183ZM205 112V111H204ZM241 112H243V110L241 111ZM252 112V111H251ZM250 112V113H251ZM45 113H47V111H45ZM56 113V112H55ZM54 113V114H55ZM72 113L74 114V112L72 111ZM72 113H71V116L73 117V115H72ZM80 113V112H79ZM92 113V112H91ZM190 113V112H189ZM189 113H188V115L187 116H189ZM229 113H231V111L229 112ZM50 114V113H49ZM195 114H197V112L195 113ZM201 114H202V116H203V112L201 111ZM206 114V113H205ZM214 114H218V113H214ZM227 114V112H225V114L224 115H226ZM232 114V113H231ZM256 114H257V112H256ZM263 114V113H262ZM50 115H52V114H50ZM49 115V116H50ZM91 115V114H90ZM90 115H88V116H90ZM192 115H193V112H192ZM191 115V116H192ZM199 115V111H198V114H197V116ZM234 115H235V118H236V116L238 115V113H237V115H236V113H234ZM240 115V114H239ZM248 115V114H247ZM261 115V114H260ZM259 115V116H260ZM40 116V115H39ZM44 116V115H43ZM46 116V115H45ZM67 116V115H66ZM76 116V115H75ZM75 116H74V118H75ZM195 115H193V117H194ZM202 116L200 115V117L202 118ZM205 116V115H204ZM211 116V115H210ZM228 116H231L230 114L228 115ZM241 117H242V115H240ZM240 116L239 117H237V118H239L240 119ZM249 117H251L250 115H248ZM264 116V115H263ZM22 117V116H21ZM41 117V116H40ZM51 117V116H50ZM69 117H70V115H69ZM81 117H82V115H81ZM84 117V116H83ZM82 117V118H83ZM162 117V118H161ZM190 117V116H189ZM189 117H188V119H189ZM193 117H191L192 118V125H193V127H194V130H196L195 131V134H196V132L198 133V134H201V137L203 138V136H202V134H205L206 136H207V138H209V139H211V137L212 136H214L215 135V131H214V129H216L215 127H214V125H215V123L213 122V121H211V120H208V116H206L207 117V123L205 122V125H201L200 123H201V121H200V123L198 124L195 120H193ZM211 117H214V116H211ZM219 117H221L220 119H222V117H223V115H219ZM244 117V116H243ZM242 117V118H243ZM257 116L255 115V118H256ZM43 118V117H42ZM42 118L40 119L39 118V121L41 120L42 121ZM81 118V119H82ZM85 118V117H84ZM195 118V117H194ZM197 118V120H198V117H196ZM218 118V117H217ZM230 117H227V119L228 120H230L229 119ZM254 118V117H253ZM255 118H254V120H255ZM26 119V118H25ZM37 119H38V117H37ZM67 119V118H66ZM70 119V118H69ZM73 119V118H72ZM76 119H77V116H76ZM76 119H74V121L76 120ZM79 119V118H78ZM90 119V118H89ZM200 119V118H199ZM203 119V118H202ZM212 119V118H211ZM219 118L217 119V120H220ZM245 120H246V116H245V118H244ZM247 119H249V118H247ZM261 119H262V115H261ZM44 120H46V119H44ZM44 120H43V122H44ZM48 120V124L50 125V121H49V118L47 119ZM91 120V119H90ZM93 120H91V122H93ZM184 120V119H183ZM183 120H182V124H183ZM187 120V119H186ZM201 120V119H200ZM206 120V119H205ZM204 120V121H205ZM224 121H225V117H224V119H223ZM232 120V119H231ZM236 120V119H235ZM234 120V122H236V121H239L238 119L235 121ZM250 120V119H249ZM263 120V119H262ZM32 121V122H33ZM38 121V120H37ZM38 121V122H39ZM41 121H40V124H41ZM70 121V120H69ZM81 121V120H80ZM86 121H88V119L86 120ZM160 121H159V124H160ZM185 121V120H184ZM260 119H259V121H258V119H257V123H258V125L260 124V126H259V133H260V136H261V133H263L264 134V121H262V123H260ZM43 122H42V124H43ZM51 122V123H52ZM67 122V121H66ZM72 122V121H71ZM76 122L78 123V121L76 120ZM247 122H248V120H247ZM251 122V121H250ZM63 123V122H62ZM61 123V124H62ZM74 123V122H73ZM80 123V122H79ZM78 123V124H79ZM88 123H89V121H88ZM88 123H86V124H88ZM185 123H187V122H185ZM189 123H190V121H189ZM189 123H188V125H189ZM212 123H214V124H212ZM218 123H220L219 125H221V123H222V120H221V122L219 121ZM231 123V122H230ZM239 123H240V121H239ZM239 123H237V124H239ZM243 123V121H241V124ZM245 123V122H244ZM36 124V123H35ZM66 124V123H65ZM64 124V125H65ZM83 124V123H82ZM158 124V126H161V125H159ZM182 124L180 125V126H182ZM224 123H222V125H223ZM232 124V123H231ZM236 124V125H237ZM241 124H240V128H241ZM248 124H249V122H248ZM250 124H252V122L250 123ZM254 124H255V122H254ZM37 125V124H36ZM52 125V126H53ZM67 125H68V122H67ZM73 125V124H72ZM80 126H81V124H79ZM166 125V126H167ZM184 125V124H183ZM186 125V124H185ZM187 125V126H188ZM190 125H191V123H190ZM190 125H189V128H190ZM222 125H221V127H222ZM228 125H229V122L227 123V125H226V127H227V129L229 128L228 127ZM242 125H244V124H242ZM256 125V124H255ZM43 126H45L44 124H43ZM85 126H88L89 127V125H85ZM111 126H116V133L115 134H113V136L111 137L110 136V138H109V134H111V133H109V131H107V133H108V138H107V136H106V141H104V139H103V137L107 134H105L104 136H103V134H101V133H104L105 132V130H106V128H110ZM157 126V128L160 130V129H163V127L162 128H160V127H158ZM162 126H164V124L162 125ZM224 127H225V125H223ZM230 126V125H229ZM250 126V125H249ZM252 127L254 126V125H251ZM250 126V127H251ZM40 127H41V125H40ZM48 127V126H47ZM68 127H70V126H68ZM169 127V126H168ZM167 127V128H168ZM172 127V128H173ZM177 127H179V122H178V125H176V130L178 131L180 128V133H181V135L183 136H185L186 135V137L188 136V134L187 133H182V127H179V129H177ZM219 127V126H218ZM224 127H222V129H224ZM237 126H235V129H237L236 128ZM244 127H246L245 125H244ZM247 127H248V125H247ZM44 128V127H43ZM46 128V127H45ZM72 130H73V127H70ZM74 128H77V127H74ZM84 128V127H83ZM115 128V127H114ZM167 128H165V129H167ZM186 128V127H185ZM185 128H183V129H185ZM188 128V129H189ZM231 128V127H230ZM232 128H233V126H232ZM255 128V127H254ZM258 128V127H257ZM256 128V129H257ZM47 129V128H46ZM45 129V130H46ZM78 129V128H77ZM80 129V128H79ZM78 129V130H79ZM156 129V128H155ZM158 129H156L157 130V132L156 133H159L158 132ZM164 129V130H165ZM175 129V128H174ZM187 129V128H186ZM192 129V128H191ZM190 129V130H191ZM222 129H220V130H222ZM235 129H233V130H235ZM238 129H239V127H238ZM237 129V130H238ZM244 129V131L246 132V128H243L242 127V130ZM256 129H255V131H256ZM43 130V129H42ZM45 130H43V133H45L46 134V131ZM48 130V129H47ZM83 130V129H82ZM81 130V131H82ZM108 130H110V129H108ZM169 130H171V129H169ZM230 130V129H229ZM236 130V131H237ZM241 130V131H242ZM251 129H249V131H250ZM258 130V129H257ZM81 131H79V133L78 134H80L81 133ZM112 131V130H111ZM171 131H173V130H171ZM176 131V135L174 134V132L175 131H173L171 134H174V137H176L177 135H178V132ZM225 131V130H224ZM253 131V130H252ZM39 132H41V130L39 131ZM47 132H49V131H47ZM77 133V131H75L74 130V133ZM83 132H85V130L83 131ZM88 132V131H87ZM184 132V131H183ZM193 132V131H192ZM217 132H218V128H217ZM216 132V135L218 134V133H221V135L220 136H222V132H218L217 133ZM226 132V131H225ZM43 133L41 132V134H42V137H41V140L44 138L43 137ZM52 133V132H51ZM98 133V134H97ZM153 133V132H152ZM162 133V132H161ZM160 133V136L162 137V134L164 133H162L161 134ZM167 132H165V134H166ZM231 133H235V132H231ZM247 133V132H246ZM258 133V132H257ZM1 134V133H0ZM49 134V133H48ZM72 134H73V132H72ZM82 134V133H81ZM88 134V133H87ZM86 134V135H87ZM165 134H164V136H165ZM170 134V133H169ZM170 134V135H171ZM190 134H191V132H190ZM226 134H227V132H226ZM238 134V133H237ZM245 134V133H244ZM252 136H253V134H254V132H252V133H250ZM39 135V134H38ZM37 135V136H38ZM115 135V136H114ZM155 135V134H154ZM167 135V134H166ZM169 135V136H170ZM192 135V139L194 140V138H193V135H194V133L193 134H191ZM191 135H189V137L191 136ZM228 135H230L229 133H228ZM235 135H236V133H235ZM256 135V134H255ZM46 136H47V134H46ZM100 136V137H101ZM153 136V135H152ZM184 136H183V140L182 141H184ZM219 136V134L217 135V137ZM223 136H225L224 134H223ZM231 136H233V135H231ZM248 136V135H247ZM4 137V136H3ZM2 137V138H3ZM39 137V136H38ZM49 137V135L47 136V138ZM99 137V138H100ZM151 137V136H150ZM158 137H159V135H158ZM157 137V134H156V137L155 138H158ZM161 137H159V138H161ZM173 136L171 135V138H172ZM173 137V138H174ZM216 136L214 137L215 138V140H216V138H217ZM230 137V136H229ZM228 137V138H229ZM234 137H237V135L236 136H234ZM241 136L239 135V137H237V139L238 138H240ZM251 137V136H250ZM257 137V136H256ZM258 137H259V135H258ZM257 137V138H258ZM264 137V136H263ZM32 138V137H31ZM30 138V139H31ZM50 138H51V136H50ZM73 138H74V136H73ZM82 138V137H81ZM84 138V137H83ZM158 138V139H159ZM169 138V137H168ZM177 140L179 141V137L177 136ZM196 138H197V135H196ZM205 138V137H204ZM213 138V139H214ZM222 137H220V138H218L219 140L221 139ZM224 138V137H223ZM230 138H232V137H230ZM254 139V140H257V138L255 139V136L254 137H251V139ZM260 138V137H259ZM45 139V138H44ZM43 139V140H44ZM95 139H97V136H96V138ZM95 139H92V140H95ZM153 139H154V137H153ZM162 139H163V137H162ZM212 139V140H213ZM226 139V138H225ZM235 139V138H234ZM5 140V139H4ZM39 140H40V138H39ZM40 140V141H41ZM48 140H51V139H49L48 138ZM100 140V139H99ZM146 140V141H145ZM148 140V141H147ZM160 140V139H159ZM191 140V139H190ZM190 140L188 141V139H187V141H186V143L184 144V146L187 148H192V145H193V142L194 141H191L190 142ZM199 140H202V139H198L197 138V141H195L194 142V144L196 143V142H198ZM204 140V139H203ZM214 140V142H215V144L217 143L216 141ZM224 139H222V141H223ZM231 140V139H230ZM239 140V139H238ZM241 140H242V137H241ZM249 140H250V138H249ZM253 140V141H254ZM263 140H264V138H263ZM1 141H2V139H1ZM45 141H46V139H45ZM87 141H85V143L87 142ZM153 141V140H152ZM207 141H208V139H207ZM218 141V140H217ZM227 141H229V139L227 140ZM236 141V140H235ZM250 141H252V140H250ZM258 141H260V140H258ZM262 141V140H261ZM260 141V142H261ZM3 142H5V141H3ZM3 142H0V146H1V144L3 143ZM21 142H23V141H21ZM28 142V144H29V141H27ZM32 142H34V143H32V145H30V147H29V145H28V147L30 148V150H31V154L33 155V161H32V159H31V164H30V166L32 167V173H35L36 175H37V177L38 176H40L41 178L42 177H44L45 175H44V172L46 171V169H45V171H44V168L45 167H42V166H45L46 164V168H47V172H48V170L50 171L51 169H53L52 168V166H51V163H49L50 164V166H49V168H48V162H47V160L45 159L46 157H45V155L47 154L46 152H45V150H43V145L45 144V142H44V144H42L41 142L40 143H38L37 141H32ZM47 143H50V142H48V141H46ZM155 142H157V141H155ZM154 142V143H155ZM213 142V143H214ZM226 142V141H225ZM225 142H223L222 144H223V146H224V143ZM241 142V141H240ZM244 142H245V140H243V145H244ZM56 143V142H55ZM87 143V144H88ZM95 143V142H94ZM93 142L91 143V144H94ZM171 143V142H170ZM212 143V142H211ZM213 143H212V145H213ZM221 143V142H220ZM219 143V144H220ZM237 143V142H236ZM248 143V142H247ZM246 143V144H247ZM254 143V142H253ZM256 143V142H255ZM261 143H263V141L261 142ZM20 144V143H19ZM18 144V145H19ZM57 144V145H58ZM96 144H97V142H96ZM96 144H94L95 146H96ZM118 144V143H117ZM147 144V145H146ZM151 144H152V142H151ZM162 144H163V141H162ZM205 144V143H204ZM206 144L208 145V142H206ZM214 144V145H215ZM229 144H232V142L230 143L229 142ZM249 144H251V145H253L252 144V142L251 143H249ZM15 145V144H14ZM24 145V144H23ZM46 145V144H45ZM48 145V144H47ZM51 144H49V146H50ZM52 145H53V142H52ZM85 145V144H84ZM168 145H169V147H170V150H169V147H168ZM179 145H182V142H181V144L179 143ZM179 145H178V147H179ZM200 145L201 144H199V146L198 145H196V146H198V147H194V148H192V150H194V152L198 155V157L199 158H197V159H200L201 161H202V163H204L205 164V166H204V174H203V177L200 179L199 177V179L200 180H202V181H205L206 182V184H208L209 186H215L214 188H216V190H218V188L217 187H220L219 189L221 190V185H222V182H223V179H224V182H225V179H226V176L224 177V173H221V171L223 170V168L222 167H220V169L222 168V170H220L219 169V165H221L222 166V164H223V162H222V164H221V161H220V164L218 165V163H219V161H217V164L215 165L214 163L212 164V160L211 161H209L208 160V158L210 159V154H207L208 153V147H210L211 146V144H210V146H208L207 147V149H206V146H205V149L206 150H203L201 147H200ZM226 145H227V143H226ZM236 145V144H235ZM234 145V146H235ZM238 145V144H237ZM242 145V146H243ZM248 145V144H247ZM246 145V146H247ZM251 145H249V149H250V153L252 152L251 151V149H252V147L250 148V146ZM263 145V144H262ZM262 145H260L259 146V149H261L260 147H263ZM89 146H90V143H89V145H88V148H89ZM153 146V145H152ZM195 146V145H194ZM202 146V145H201ZM217 145H215V147H216ZM223 146H222V148H220L221 150H224L225 152H226V150H225V148L227 149V147L226 146H224L225 148L223 149ZM228 146V145H227ZM2 147V146H1ZM5 147H7L6 145H5ZM15 147V146H14ZM18 147H21V144L18 146ZM27 147V148H28ZM51 147V146H50ZM54 147V146H53ZM55 147V148H56ZM113 147V148H114ZM147 147V148H146ZM161 147V146H160ZM162 147H163V145H162ZM177 147V148H178ZM182 147H183V145H182ZM200 147V148H199ZM203 147V146H202ZM212 147V146H211ZM214 147V146H213ZM212 147V148H213ZM214 147V148H215ZM219 147V146H218ZM217 147V148H218ZM230 147H231V145H230ZM254 147H256L257 148V146L255 145ZM71 149V148H73V150H70L69 152L67 151L68 149ZM93 148V147H92ZM95 148V147H94ZM93 148V149H94ZM103 148V149H102ZM211 148V149H212ZM232 149H231V155H233V152L234 151H232L233 150V146L231 147ZM235 148V147H234ZM237 148H238V146H237ZM239 148H240V145H239ZM239 148H238V152H239ZM243 148V147H242ZM241 148V149H242ZM244 148H246L245 146H244ZM255 148V149H256ZM3 149V148H2ZM6 149V148H5ZM17 149V148H16ZM20 149V148H19ZM48 149V148H47ZM115 149V150H116ZM157 149H156V151H157ZM168 149V150H167ZM247 149V148H246ZM246 149H243V150H246ZM254 149V148H253ZM263 149H264V147H263ZM262 149V150H263ZM0 150H1V148H0ZM42 150L44 151V152H42ZM80 150H82V151H80ZM88 150H90V151H93L92 149H88ZM95 150L97 151V149L95 148ZM100 150V151H101ZM115 150H113V151H115ZM139 150H141V149H139ZM184 150V149H183ZM210 150V149H209ZM228 150H229V148H228ZM261 150V151H262ZM4 151V150H3ZM16 151H18V149L16 150ZM26 150H24V152H25ZM28 151V150H27ZM26 151V152H27ZM51 151V150H50ZM150 151V152H151ZM162 151V152H161ZM215 151H217V150H215ZM215 151L213 152V155L215 154ZM220 150H218V152H219ZM235 151H237V150H235ZM247 151V150H246ZM246 151H245V153H243L244 155L246 154L247 155V153H246ZM249 151V150H248ZM254 151V150H253ZM256 151H257V149H256ZM260 151V152H261ZM81 152V153H80ZM109 152V151H108ZM135 152H136V154H135ZM150 152H149V155H150ZM185 152L187 153V151L185 150ZM190 152V151H189ZM193 152V153H194ZM221 152V151H220ZM223 152V151H222ZM221 152V153H222ZM225 152H223L224 154H225ZM230 152V151H229ZM241 152H242V150H241ZM240 152V153H241ZM1 153H4V152H2V150H1ZM28 153V152H27ZM45 153V154H44ZM49 153V152H48ZM55 153V152H54ZM95 153V152H94ZM107 153V152H106ZM106 153L104 152V156L106 155ZM138 153H139V151H138ZM145 153H146V151H145ZM157 153V152H156ZM185 153V156L184 157H186V158H190V157H188V156H186V155H188V154H186ZM209 153H210V151H209ZM217 153V152H216ZM227 153V152H226ZM5 154H7L6 152H5ZM26 154V153H25ZM29 154V153H28ZM53 154V153H52ZM166 154V155H165ZM191 154L192 153H189V155L191 156ZM217 154H219V153H217ZM217 154L215 155V157L217 156ZM242 154V153H241ZM249 154V153H248ZM256 154H257V152H256ZM262 154V153H261ZM260 153H259V155H261ZM16 155V158H14V161L16 162V160L18 161L19 159H21V158H24V153H23V151H22V149H20V151H18V154L16 153L15 154ZM48 155H50V154H48ZM75 155V154H74ZM76 155H77V153H76ZM75 155V156H76ZM78 155V156H79ZM100 155L102 156L103 154H101L100 153ZM110 155V154H109ZM154 155H155V153H154ZM154 155L152 154V158H154ZM165 155V156H164ZM208 155H209V157H208ZM236 155V157L237 156H239L238 154H235ZM243 155V156H244ZM258 155V154H257ZM258 155V156H259ZM59 156H56V158L57 157H59ZM91 156V157H92ZM101 156H99V157H101ZM115 156V157H114ZM162 156V157H161ZM164 156V157H163ZM225 157L227 156L228 157V155H224ZM230 156V155H229ZM241 156V155H240ZM242 156V157H243ZM254 156V155H253ZM252 156V157H253ZM256 156V155H255ZM254 156V157H255ZM263 156H264V154H263ZM263 156H261V158L264 160V157ZM12 157H15L14 155L12 156ZM43 157H45V158H43ZM52 157H53V155H52ZM77 157V156H76ZM82 157V158H81ZM103 157V156H102ZM167 157V158H166ZM192 157V156H191ZM195 157V156H194ZM193 157V158H194ZM218 157H219V155H218ZM226 157V158H227ZM235 157V158H236ZM7 158H9V156H7ZM48 158V157H47ZM49 158H51V156L49 157ZM55 158V157H54ZM55 158V159H56ZM71 158V157H70ZM69 158V159H70ZM97 158V159H96ZM107 158H108V156H107ZM110 158V157H109ZM157 157H156V155H155V159H156ZM221 158V157H220ZM223 158V157H222ZM221 158V159H222ZM246 158V157H245ZM250 158V157H249ZM5 159V158H4ZM10 159V158H9ZM44 159V160H43ZM52 159V158H51ZM58 159V158H57ZM101 159V160H100ZM151 159V158H150ZM158 159H159V156H158ZM211 159H212V157H211ZM238 159V157L236 158V160ZM243 159V158H242ZM247 159H248V157H247ZM251 159V158H250ZM255 159V158H254ZM8 160V159H7ZM26 160V159H25ZM48 160H50V159H48ZM71 160V159H70ZM73 160V159H72ZM74 160V161H75ZM217 160V159H216ZM220 160V159H219ZM224 160H226V159H224ZM223 159H222V161H224ZM257 160V159H256ZM255 160V161H256ZM10 161V160H9ZM14 161H13V163H14ZM23 161V160H22ZM29 161V160H28ZM47 163H46V162ZM156 161H159V164H160V159L159 160H156ZM187 161H191V159L190 160H187ZM193 161V160H192ZM238 161H239V159H238ZM254 161V160H253ZM258 161V160H257ZM256 161V162H257ZM21 162V161H20ZM52 163L54 162L53 160L51 161ZM109 162V163H108ZM197 162V161H196ZM225 162V161H224ZM233 162H235V161H233ZM244 162V161H243ZM18 163V162H17ZM17 163H15V166L17 167V165H18V168L20 169L21 167H19V163L17 164ZM24 163H25V161H24ZM191 163V162H190ZM190 163H189V165H190ZM227 163H229V162H227ZM239 163V162H238ZM238 163H236L237 164V167H238ZM252 163V162H251ZM258 163H260V162H258ZM27 164V163H26ZM70 163H67V165H69ZM110 164V165H109ZM158 164V163H157ZM161 164L159 165V166H161ZM186 164V165H185ZM198 164V163H197ZM242 164V163H241ZM24 164H22V166H23ZM29 165V164H28ZM70 165H72V167H73V164H70ZM114 165V166H113ZM164 165H165V168H166V165L168 166V168H164ZM183 165H184V167H183ZM214 165V166H213ZM225 165V164H224ZM245 165V164H244ZM249 165V164H248ZM253 165H254V163H253ZM252 165V166H253ZM257 165H259V164H257ZM30 166H29V168H30ZM59 166H57V167H59ZM202 166V165H201ZM200 166V167H201ZM211 166H213V167H211ZM226 166V165H225ZM247 166V165H246ZM246 166H245V168H246ZM262 166L263 167H261L260 166V168L262 169L263 168V170H264V161H263V164H262ZM28 167V166H27ZM56 167V166H55ZM70 166H68V168H69ZM71 167V168H72ZM192 167V166H191ZM196 166H195V164H194V168H195ZM198 167H199V165H198ZM200 167H199V169L198 168H196V169H198V170H200ZM224 167V166H223ZM231 167V166H230ZM237 167H234V169L236 168V170H237ZM240 167H241V165H240ZM258 167V166H257ZM63 168H65L64 167V165H63ZM77 167H75V169H76ZM82 168V167H81ZM162 168H164V171L162 170ZM233 167H231L230 169L231 170H233L232 169ZM244 168V167H243ZM252 168V167H251ZM255 168H256V166H255ZM259 168V167H258ZM27 169V168H26ZM62 169V168H61ZM66 169H67V167H66ZM65 169V171H67ZM70 169V168H69ZM74 169V171H76ZM83 169V168H82ZM101 169H103V170H101ZM187 169V168H186ZM227 170H228V172H229V165L227 164V168H226ZM226 169L224 168V170L226 171ZM257 169V168H256ZM256 169H254V170H256ZM21 170V169H20ZM23 170H25V168H24V166H23V169H22V171ZM42 170V171H41ZM56 170H58L57 168H56ZM63 170V169H62ZM71 170V169H70ZM107 171V173L110 171L111 173H112V175H113V177L114 176H116L115 177V180H117V182H115L114 181V179L111 181L112 182V185H111V183H110V177L112 176H110L109 177V173H108V176L106 177V178H104L103 179V177H100V176H102L100 173H101V171ZM153 170V171H152ZM170 170V169H169ZM203 170V169H202ZM242 170V168H240V170H239V167H238V171H241ZM253 170V169H252ZM260 170V169H259ZM258 170V171H259ZM34 171V172H33ZM52 171V170H51ZM55 171V170H54ZM59 171V170H58ZM61 171V170H60ZM72 171V170H71ZM84 171V170H83ZM190 171V173L192 172V170L190 169L189 170ZM195 171V170H194ZM235 170H233V172H234ZM237 171V172H238ZM242 171H244V173L246 174V172H245V169L244 170H242ZM251 171V169H249L248 168V172H250ZM257 171V170H256ZM63 172H64V170H63ZM81 171H79V174H81L80 173ZM167 172H168V170H167ZM197 173H199L198 171H196ZM233 172H232V174H233ZM253 172V171H252ZM262 173H263V171H261ZM21 173V172H20ZM25 173V172H24ZM27 173H28V171H27ZM29 173H31V172H29ZM51 173V172H50ZM55 173V172H54ZM68 173H69V171H68ZM70 173H73V171L72 172H70ZM102 173H105V172H102ZM166 173V172H165ZM170 173H166V174H170ZM201 173H202V171H201ZM244 173H243V175H244ZM49 174V173H48ZM77 174H78V172H77ZM166 174H165V176H166ZM187 174H189V173H187ZM192 174H194V172L192 173ZM234 174H235V172H234ZM234 174H233V176H234ZM257 174V176L259 175L260 176V174L259 173H256ZM255 174V175H256ZM26 175V174H25ZM59 175V174H58ZM63 175V174H62ZM172 175V174H171ZM225 175H227L226 173H225ZM255 175H254V177H252L251 179H257V178H255ZM262 175V177H264V175L263 174H261ZM31 176H33V175H31ZM54 176L55 175H53L52 177H53V179H54ZM68 176V175H67ZM82 176V175H81ZM86 176V177H85ZM173 177H174V175H172ZM193 176H195V175H192V177ZM200 176V175H199ZM233 176H231V178L233 177ZM248 176V178L247 177H245L244 179H250V175L248 174L247 175ZM256 176V177H257ZM20 177V176H19ZM37 177L35 178V176H34V178H35V180L37 179ZM50 177H51V175H50ZM56 177H58L57 175H56ZM79 177V176H78ZM105 177V176H104ZM169 177V178H168ZM236 177H237V174H236ZM241 177V176H240ZM24 178V177H23ZM31 178H33V177H31ZM45 178V177H44ZM46 178H47V176H46ZM49 178V177H48ZM177 178V179H176ZM229 178V177H228ZM231 178H230V180H231ZM243 178V177H242ZM28 179H30V175H29V177H28ZM68 179V178H67ZM81 179V178H80ZM167 184L169 183V180H170V182H171V180H173V178H171L170 179V175H168L167 176ZM241 179V178H240ZM240 179H238V180H240ZM34 179H32V182L33 181H35ZM40 179H38V181H39ZM43 180V179H42ZM57 180V179H56ZM262 180L264 181V179L262 178ZM262 180H261V184H259L260 186L263 184L262 183ZM26 181H27V178H26ZM29 181V180H28ZM37 181V180H36ZM46 181V182H45ZM106 181H108L107 183H110V185L115 189V190H118V192L116 191L115 192V194H117L118 193V195H119V193H123V194H126L127 195V198H125L124 200V202L123 201H120V199H118V195H116L117 196V198L114 196L113 197V195L112 196H108V197H106L107 196V192H109L110 193V195H111V191H109V190H107L106 189V187L105 186H103V184L106 182ZM235 181V180H234ZM241 181H242V179H241ZM256 181H259V179L258 180H256ZM44 182V183H43ZM50 182H51V180H50ZM61 182V181H60ZM102 182H104L103 184H102ZM164 182H166V180L164 181ZM205 182H203V183H201V181H200V184H205ZM231 182V181H230ZM245 182H247L246 180H245ZM52 183V182H51ZM152 183H153V185H154V187L152 188ZM242 183V182H241ZM259 183H260V181H259ZM28 184H29V182H28ZM30 184H32L31 182H30ZM166 184V185H167ZM176 184V183H175ZM187 184V185H188ZM200 184H198L199 186H200ZM250 184V183H249ZM254 184V183H253ZM24 185V184H23ZM22 185V186H23ZM26 185H27V183H26ZM105 185V184H104ZM166 185L163 183V185H158V189L157 190H162V192L166 195V196H168L167 194H168V192H170L171 193V191H168V189H167V191H166ZM173 185V184H172ZM184 185V184H183ZM224 185V184H223ZM232 185H234V184H232ZM251 185V184H250ZM19 186H21V185H19ZM30 186V185H29ZM160 186V187H159ZM171 186V185H170ZM169 186V187H170ZM178 186V185H177ZM191 186V185H190ZM192 186H191V189H192ZM227 185L225 184V187H226ZM237 185H235V187H236ZM247 186H248V183H247ZM263 186H264V184H263ZM25 187V186H24ZM105 187V191H106V194H103V192H102V188H104ZM110 187V186H109ZM195 187H193V188H195ZM206 187V186H205ZM228 188L229 187H231V186H227ZM234 187V186H233ZM232 187V188H233ZM239 187V186H238ZM243 187H246L245 185L243 186ZM249 187V186H248ZM247 187V188H248ZM22 189H23V187H21ZM27 188V187H26ZM25 188V189H26ZM107 188H108V186H107ZM111 188V187H110ZM110 188H108V189H110ZM174 188V187H173ZM176 188H178V187H176ZM179 188H181V186L179 185ZM184 188H185V185H184ZM184 188H183V190H184ZM200 188H203V185L200 187ZM254 188V187H253ZM255 188H257L258 189V187L257 186H255ZM0 189H2V187L0 188ZM20 189V188H19ZM25 189H23V191L25 190ZM156 189V188H155ZM175 189V188H174ZM197 189V188H196ZM199 189V188H198ZM197 189V190H198ZM225 190L227 189V188H224ZM260 189H262L261 187H260ZM264 189V188H263ZM3 190V189H2ZM146 190V191H145ZM160 190L158 191L159 193H160ZM182 190V189H181ZM193 190V189H192ZM204 190V189H203ZM202 190V191H203ZM207 190V189H206ZM210 190V189H209ZM209 190H208V192H209ZM219 190V191H220ZM234 189H231V191H233ZM236 191H238V189L236 188L235 189ZM234 190V192H236ZM242 190V189H241ZM244 190V189H243ZM242 190V191H243ZM251 190H254V189H251V186H250V190L248 191V189H247V193H249ZM4 191V190H3ZM16 191H18V189H16ZM16 191H15V193H16ZM176 191V190H175ZM186 191V190H185ZM188 191H190L189 190V188H188ZM201 190L199 189V192H200ZM202 191L200 192V193H202ZM218 191V192H219ZM222 191V190H221ZM230 191V188H229V191H228V193L229 192H231ZM1 192V191H0ZM5 192V191H4ZM4 192H3V194H4ZM174 192V191H173ZM181 192H183V191H181ZM187 192V191H186ZM185 192V193H186ZM196 190H195V196L196 195H199V194H196ZM223 192H224V190H223ZM227 192V191H226ZM226 192H225V195H226ZM256 192H257V190H256ZM261 192V191H260ZM259 192V193H260ZM263 192V191H262ZM2 193V192H1ZM11 193V192H10ZM20 193H21V191H20ZM105 193V192H104ZM158 193V194H159ZM175 193V192H174ZM173 193V196L175 195ZM177 193V192H176ZM190 193H194V192H190ZM237 193V192H236ZM238 193H239V191H238ZM243 193H245L244 191H243ZM253 193H255V192H253ZM3 194H2V197H3ZM7 194H8V192H7ZM22 196H26V195H28L27 193H23L22 192ZM113 194H114V190H113ZM172 194V193H171ZM188 194H189V192H188ZM221 193H219V195H220ZM230 194V193H229ZM241 194V193H240ZM258 194V193H257ZM257 194H255V195H257ZM19 195H21V194H19ZM29 195H30V193H29ZM28 195V196H29ZM163 195V194H162ZM184 195V194H183ZM193 195V194H192ZM8 196V195H7ZM125 196V195H124ZM158 196V195H157ZM171 195H169V197H170ZM188 196H190L191 197V195L189 194V195H187V198H189L190 199V197H188ZM204 196H205V194H204ZM221 196V195H220ZM228 196V195H227ZM246 197H247V195H245ZM245 196H243V198H246ZM11 197H12V195H11ZM45 197L47 198V201H48V199H49V203H48V205L46 206V204H44L45 202H42L44 199H45ZM119 197H122V195L120 196L119 195ZM126 197V196H125ZM240 197V196H239ZM249 197V196H248ZM258 197V196H257ZM0 198H1V196H0ZM24 198H26V197H21V200L22 199H24ZM31 198H32V196H31ZM30 198V199H31ZM42 198V199H41ZM124 198V197H123ZM166 198V197H165ZM175 198L176 199H179V198H177L176 196H175ZM185 198H186V196H185ZM192 198H194V197H192ZM192 198H191V200H192ZM195 198H197V196L195 197ZM201 198V197H200ZM220 198V197H219ZM237 198V197H236ZM242 198V199H243ZM260 198H261V196H260ZM259 198V199H260ZM8 199V198H7ZM14 199H17L16 197L14 198ZM122 199V198H121ZM162 199V198H161ZM160 199V201H162ZM168 199V198H167ZM166 199V201H170V200H167ZM170 199V198H169ZM202 199H203V194H202ZM224 199V198H223ZM252 199H255V198H252ZM263 199V198H262ZM21 200H18V201H21ZM28 200H29V197H28ZM35 199H33V201H34ZM35 200V201H36ZM155 200H157V199H155ZM159 200V199H158ZM157 200V201H158ZM163 200H164V197H163ZM183 200V199H182ZM185 200V199H184ZM207 200V199H206ZM226 200V199H225ZM232 200V199H231ZM245 200V199H244ZM248 199L246 198V202L244 201V203H245V205L247 204V208H246V211L244 212V217H245V219L244 220H246V222H243V227H242V232L241 233H243L242 234V237L243 236H246L245 238H244V241L245 240H251V241H253L254 240V242H255V238L256 237H258V236H260V234H261V236L263 237V233H264V224H261V222H260V224H259V222L257 223L255 220H256V218L254 219V217H253V209H254V205L252 206L251 204H250V202L249 201H247ZM2 201V200H1ZM8 201H12L11 200V198L10 199H8ZM14 201H16V200H13V204H14ZM33 201L31 202V203H33ZM35 201H34V203H35ZM173 201V200H172ZM178 201V200H177ZM176 201V202H177ZM187 201V200H186ZM192 201H194V200H192ZM197 201L200 203V204H203V201H201L200 199L198 200L197 199ZM214 201H215V199H214ZM254 201V200H253ZM256 201H258V199L256 200ZM255 201V202H256ZM263 201V200H262ZM163 202V201H162ZM164 202H165V200H164ZM195 202V201H194ZM205 202V201H204ZM209 202H210V200H209ZM213 202V201H212ZM212 202H211V204H212ZM242 202L243 201H241V204H242ZM3 203V202H2ZM11 203V202H10ZM26 203V201L24 202V204ZM29 203V202H28ZM27 203V204H28ZM151 203V204H150ZM158 203V202H157ZM156 203V204H157ZM167 203V202H166ZM165 203V204H166ZM173 203V202H172ZM171 203V207H172V204ZM193 203V202H192ZM257 203V202H256ZM260 203V202H259ZM4 204V203H3ZM3 204H2V206H3ZM17 204V203H16ZM153 204H154V202H153ZM160 204H161V202H160ZM163 204V203H162ZM162 204L160 205V206H162ZM188 204H191V201H189L188 202ZM194 204V203H193ZM200 204H198V205H200ZM205 204H207L206 202H205ZM214 204V203H213ZM10 205V204H9ZM8 205V206H9ZM166 205H168V204H166ZM175 205V204H174ZM182 205V204H181ZM186 205V204H185ZM197 205V206H198ZM208 205V204H207ZM243 205V204H242ZM7 205H5L4 206V210H6V211H8L9 212V210H7V209H5V207H6ZM62 206V207H63ZM176 206V207H177ZM183 206H184V202H183ZM210 206V205H209ZM209 206L207 207V208H209ZM231 206V205H230ZM27 207V206H26ZM25 207V208H26ZM52 207V206H51ZM50 207V208H51ZM61 207V206H60ZM87 207H88V209H87ZM156 207V206H155ZM157 207H159V204L157 205ZM156 207V208H157ZM170 207V208H171ZM187 207V205L185 206V208ZM189 207V206H188ZM187 207V208H188ZM226 207V206H225ZM243 207H245L244 205H243ZM3 208V207H2ZM9 208V207H8ZM19 208H20V206H19ZM155 208V210L157 211V209ZM163 208V207H162ZM164 208H165V205H164ZM173 208V207H172ZM184 208V207H183ZM197 207H195V209H196ZM205 208V207H204ZM257 208V207H256ZM255 208V209H256ZM259 208H260V206H259ZM21 209V208H20ZM111 209H120L121 210V212H123L122 214V216L120 217V215H121V212L119 213L118 212V214H119V218L118 217H116L115 216V212H117V211H113V214L114 215H112L111 213H112V210ZM135 209H140L141 211H143V212H145V213H147V214H145V218H139L138 219V217L136 218V220L134 219V218H132L133 220H135V221H133L132 219L130 220V218H129V216H128V218L125 216V215H127L128 213H130V214H133V212L135 211ZM158 209H160L161 210V207L160 208H158ZM168 209H169V206H168ZM174 209H175V207H174ZM195 209H193V210H195ZM200 209V208H199ZM206 209V208H205ZM261 209V208H260ZM1 210V209H0ZM4 210L1 212L2 213V215H3V212H4ZM23 210V209H22ZM25 210V209H24ZM31 210V211H32ZM52 210H54L53 209V207H52ZM119 210V211H120ZM201 210V209H200ZM209 210H210V208H209ZM212 210V209H211ZM257 210V209H256ZM259 210V209H258ZM257 210V211H258ZM21 211V210H20ZM27 211V210H26ZM54 211H56V210H54ZM59 211V210H58ZM62 211V210H61ZM170 211V210H169ZM168 211V212H169ZM178 211V210H177ZM8 212H6V213H8ZM51 212V211H50ZM60 212V211H59ZM58 212V213H59ZM91 213L92 214V216L91 217H89L86 213ZM111 212V213H110ZM132 212V213H131ZM140 212V211H139ZM162 212H163V210H162ZM194 212V211H193ZM195 212H197V210H195ZM215 211H213V213H214ZM225 212H226V210H225ZM240 212V211H239ZM11 213V212H10ZM18 213V212H17ZM16 213V214H17ZM29 213V212H28ZM34 213V212H33ZM160 213V212H159ZM164 213V212H163ZM217 213V212H216ZM229 213H230V215L232 214V212H230L229 211ZM242 213H243V211H242ZM259 212H257V214H258ZM20 214V213H19ZM26 214V213H25ZM35 214V215H36ZM137 213H135L134 215H136ZM139 214V213H138ZM144 214V213H143ZM165 214V213H164ZM204 214V212L203 213H201L200 215H203ZM221 214V213H220ZM233 214H235V211H233ZM238 214L239 213H236V216H238ZM7 215V217L10 215H8V214H6ZM12 215V214H11ZM51 217H52V215L53 216H55L53 213H52V215L51 214H49ZM129 215V214H128ZM140 215H142V213H140ZM139 215V216H140ZM194 215V214H193ZM192 215V216H193ZM199 215V214H198ZM197 215V220H198V217H200V216H198ZM218 215V214H217ZM223 216H224V214H222ZM4 216H5V214H4ZM31 216V215H30ZM39 216V217H40ZM147 216V217H148ZM157 216V215H156ZM160 216H161V213H160ZM232 216V215H231ZM234 216V215H233ZM6 217V218H7ZM15 217V216H14ZM27 217V216H26ZM38 217V218H39ZM49 217V216H48ZM57 217H59L58 216V214H57ZM112 217V218H111ZM195 217V216H194ZM256 217H258V216H256ZM4 218V217H3ZM41 218H40V220H41ZM53 219H54V217H52ZM51 218V219H52ZM121 218V219H120ZM123 218V219H122ZM201 218H202V216H201ZM200 218V219H201ZM205 218L206 217H204V220H205ZM217 218H218V216H217ZM220 218V217H219ZM240 218V217H239ZM242 218H243V216H242ZM242 218H240V219H242ZM1 219V218H0ZM8 219H12L11 218V216H10V218H8ZM7 219V220H8ZM15 219V218H14ZM18 219V218H17ZM31 219V218H30ZM44 219V218H43ZM119 219L122 221V223L119 221ZM196 219V218H195ZM226 219H227V214H226ZM231 219V218H230ZM237 219V218H236ZM235 219V220H236ZM260 219V218H259ZM22 220H23V218H22ZM48 220H50V218L49 219H47V224L49 223L48 222ZM55 220V219H54ZM154 220V221H153ZM207 220V219H206ZM11 221V220H10ZM9 221V222H10ZM17 221V220H16ZM25 222H23V224L21 223V225L20 224H18V227H16V229L17 230H12V231H18V232H16V233H18L17 234V236L19 235V234H22L21 233V231L23 230V231H25V233H24V237H25V235L27 234V232H29V230H31L30 232H32V230H34V226H33V223L31 222V220H29V219H25L24 220ZM35 221V220H34ZM58 221L60 222V220L58 219ZM117 221H119V222H117ZM195 221V220H194ZM194 221H193V224H194ZM203 221V220H202ZM210 221V220H209ZM212 221V220H211ZM210 221V222H211ZM230 221V220H229ZM237 221H239V220H237ZM257 221H258V219H257ZM7 222V221H6ZM5 222V223H6ZM12 222H15V221H12ZM41 223H42V221H40ZM44 222V221H43ZM55 222V221H54ZM58 222V223H59ZM72 222V223H73ZM123 222H124V224H123ZM180 222H182L181 224H180ZM199 222V221H198ZM201 222V221H200ZM215 222H217V221H215ZM242 222H241V224H242ZM35 223V222H34ZM51 223H53V222H51ZM62 223H63V221H62ZM151 223H153L152 224V226H151ZM154 223H155V225H154ZM177 223H179V225H176ZM202 223V222H201ZM204 223H206V222H204L203 221V227L205 226V224ZM212 223V222H211ZM211 223H210V225H211ZM214 223V222H213ZM239 223V222H238ZM237 223V224H238ZM4 224V223H3ZM12 224V223H11ZM36 224V223H35ZM195 224H197L196 222H195ZM207 224H209V223H207ZM216 224V223H215ZM6 225H8L7 223H6ZM14 225H15V223H14ZM42 225V224H41ZM49 225V224H48ZM126 225V226H125ZM239 225H240V223H239ZM238 225V226H239ZM9 226V225H8ZM36 226V225H35ZM47 226V225H46ZM51 226V225H50ZM50 226H48V229L50 230ZM72 226H73V224H72ZM71 226V227H72ZM75 226V227H76ZM196 226V225H195ZM198 226V225H197ZM196 226V227H197ZM237 226V227H238ZM45 227V226H44ZM50 227V228H49ZM55 227V225L53 224V226H52V228H54ZM59 225L57 226V227H55V229L57 228V230L60 228V230H61V232H63V230L61 229V227H59ZM159 227V226H158ZM181 227V228H180ZM212 227H213V225H212ZM223 227H225V226H223ZM227 227V226H226ZM229 227V226H228ZM231 227V226H230ZM236 227V229H238ZM37 228V227H36ZM35 228V229H36ZM42 229L43 227H39L38 229ZM62 228H64V227H62ZM69 228V227H68ZM179 228V229H178ZM200 228V227H199ZM14 229H15V227H14ZM44 229V228H43ZM48 229L46 230V232H48ZM73 229V228H72ZM195 229V228H194ZM241 229V228H240ZM60 230H58L59 232H60ZM66 230V229H65ZM68 230V229H67ZM74 230V229H73ZM151 230V231H150ZM161 230V229H160ZM200 230V229H199ZM211 230H213V228L212 229H210V226H208L207 225V227L205 228L204 227V229H202V236H201V239H200V243L201 244H205V243H208V242H211V233H210V231ZM226 231L225 232H227V229H225ZM239 230V229H238ZM36 231H37V229H36ZM36 231H34V232H36ZM72 230H70V232H71ZM75 231V230H74ZM158 231V230H157ZM191 231V230H190ZM192 231H193V229H192ZM195 231H197V229L195 230ZM204 231H205V233H204ZM235 231V230H234ZM262 231H263V233H262ZM20 232V233H19ZM34 232H32V233H34ZM39 232H41V231H39ZM45 232V233H46ZM58 232V233H59ZM65 232V231H64ZM69 232V233H70ZM106 232V233H105ZM156 232V231H155ZM212 232V231H211ZM221 232H224L223 230L221 231ZM239 232V233H240ZM16 233H14V235H13V237L16 235ZM43 233V232H42ZM68 233V232H67ZM153 233H154V231L152 232V235H153ZM158 233V232H157ZM188 233V232H187ZM197 234L196 235H198V232H196ZM200 233V232H199ZM204 233V234H203ZM241 233H240V236H241ZM30 235H31V233H29ZM41 234V233H40ZM39 234V235H40ZM44 234V233H43ZM60 234V233H59ZM155 234V233H154ZM160 234V233H159ZM191 234V233H190ZM189 234V235H190ZM226 234V233H225ZM29 235V236H30ZM37 235V234H36ZM47 235V234H46ZM227 235H229V233H227ZM227 235H223V237L221 238L222 240H220V242L219 243H217V245L219 244V246H221L222 245V247H223V244H224V246H225V242L228 240L227 239ZM239 235V234H238ZM32 236V235H31ZM187 236H188V234H187ZM213 236H214V234H213ZM2 237H7V235H6V231H5V229H4V226H3V230L0 228V239H2ZM12 237V238H13ZM24 237H23V240H24ZM39 237V236H38ZM37 237V238H38ZM45 237H47V236H45ZM52 237V236H51ZM55 237H57V235L55 236ZM54 237V238H55ZM70 237H72L71 236V234H70ZM86 239H85V238ZM156 237V236H155ZM199 237V236H198ZM198 237H197V240H198ZM231 237V236H230ZM261 237V238H262ZM11 238V239H12ZM16 237H14V239H15ZM19 238H20V235H19ZM21 238H22V236H21ZM214 238V237H213ZM220 238V237H219ZM232 238V237H231ZM259 238V237H258ZM257 238V239H258ZM17 239V238H16ZM32 239V238H31ZM43 239H45L44 237H43ZM58 239V238H57ZM57 239H56V241H57ZM160 239V238H159ZM256 239V240H257ZM13 240V239H12ZM18 240V239H17ZM40 240H42V236H41V239ZM48 240V239H47ZM51 240V239H50ZM50 240H49V242H50ZM54 240V239H53ZM60 240V239H59ZM59 240H58V242H59ZM61 240H63V239H61ZM61 240H60V242H61ZM162 240V239H161ZM160 240V241H161ZM194 240V239H193ZM213 240V239H212ZM30 241V240H29ZM45 241H46V239H45ZM73 241H74V243H73ZM156 241H158V239H156ZM160 241H158L159 242V244H161L160 243ZM214 241V240H213ZM212 241V242H213ZM216 241V240H215ZM246 241V242H247ZM14 242V241H13ZM16 242V241H15ZM24 242H25V240L24 241H22V240H19L18 242H16V246H17V250L19 251V255H17L18 257L16 258V259H14V260H12L11 258H9L10 256H6L5 255V252H3L4 254H2V251L0 252V264H23V262H30V263H33V264H35L36 263V261H33V260H37V258L36 257H34V255H33V252L32 251H34V250H32L31 252L26 248V246H25V244H24ZM53 242V241H52ZM59 242V243H60ZM229 242V241H228ZM245 242V243H246ZM31 243V242H30ZM32 243H33V241H32ZM34 243H36V241L34 240ZM33 243V244H34ZM38 243V242H37ZM164 243V242H163ZM230 243V242H229ZM244 243V244H245ZM32 244V245H33ZM157 244V243H156ZM166 244V243H165ZM176 244V245H177ZM203 244V245H204ZM216 244V243H215ZM226 244H228L227 242H226ZM46 245V244H45ZM205 245H207V244H205ZM246 245V244H245ZM248 245V244H247ZM250 245V244H249ZM253 245V244H252ZM73 246H74V248H73ZM156 246H158V244L156 245ZM162 246H163V244H162ZM162 246H160V249L162 248ZM170 245H168V247H169ZM174 246V245H173ZM179 246V245H178ZM177 246V247H178ZM208 246H210V245H208ZM27 247H28V245H27ZM39 247V246H38ZM45 247H48V245L47 246H45ZM45 247L43 248V246H41L40 248H42V250L44 249L45 250ZM159 247V246H158ZM167 247V248H168ZM217 247V246H216ZM249 247V246H248ZM29 248V247H28ZM164 248V247H163ZM176 247H174L173 248V250L175 249ZM199 248V247H198ZM218 248V247H217ZM219 248H221V247H219ZM223 248H225V247H223ZM38 249V248H37ZM50 249H51V247H50ZM50 249H49V252H51L50 251ZM164 249H166V247L164 248ZM163 249V250H164ZM172 248H170L169 250L170 251H172L171 250ZM177 249V248H176ZM179 249V250H180ZM210 249V248H209ZM247 249H250V248H247ZM41 250V251H42ZM79 250V251H78ZM202 250V249H201ZM218 250V249H217ZM54 251V252H55ZM159 251V250H158ZM166 251V250H165ZM175 251V250H174ZM199 251V250H198ZM205 251V250H204ZM212 251H213V248H212ZM216 251V249L214 250V252ZM17 252V251H16ZM37 252V251H36ZM48 252V251H47ZM46 252V253H47ZM55 252V253H56ZM77 252H82V253H84L85 254V256L84 255H82V253H80V254H78ZM161 252H162V250H161ZM161 252H159V253H161ZM167 252V251H166ZM203 252V251H202ZM222 252V251H221ZM252 252V251H251ZM149 253H151V254H149ZM163 253V252H162ZM174 253V252H173ZM206 254H207V252H205ZM223 253V252H222ZM40 254H43V251H42V253H40ZM44 254H45V252H44ZM49 254V253H48ZM48 254H46V256L48 257V256H50V254L48 255ZM52 254V253H51ZM234 254V253H233ZM238 254V253H237ZM251 254V253H250ZM259 254H260V252H259ZM58 255V254H57ZM60 256L59 255V258L61 257H63V256ZM163 255H165L164 253H163ZM162 255V262H163V256ZM177 255V254H176ZM175 255V256H176ZM211 255V254H210ZM232 255V254H231ZM256 255H257V253H256ZM255 255V256H256ZM40 256H42L43 257V255H40ZM39 256V258H38V260L41 258ZM56 256V255H55ZM166 256V255H165ZM199 256H201V255H199ZM204 256V255H203ZM206 256V255H205ZM214 256H216V254L214 255ZM252 256H254V255H252ZM45 257V256H44ZM51 257H53L52 255H51ZM161 257V256H160ZM177 257V256H176ZM202 257V256H201ZM259 257V256H258ZM35 258V259H34ZM50 257H48L47 259H49ZM57 258H58V256H57ZM65 257H63L62 259H64ZM130 258H134V261L131 259L130 260ZM146 258V259H145ZM158 258V257H157ZM156 258V259H157ZM175 257H174V255H173V258L171 257V260L172 259H174ZM178 258V257H177ZM203 258V257H202ZM205 258V257H204ZM208 258V255L206 256V258L205 259H207ZM259 258H261V257H259ZM46 259V260H47ZM51 259V258H50ZM53 259H56V258H53ZM144 259V262L145 263H143L142 262V260ZM155 259V258H154ZM164 259H165V257H164ZM222 259H223V257H222ZM238 259V258H237ZM262 259V260H261ZM261 259H258L256 262L255 261H253V260H251L250 259V261H253L255 264H264V260H263V258H261ZM45 260V261H46ZM72 260V259H71ZM160 260V261H161ZM169 260L170 259H168V264H169ZM178 260H179V262L178 263H180L181 264V262H180V259L178 258ZM209 260V259H208ZM207 260V261H208ZM226 260V259H225ZM239 260V259H238ZM248 261V257H247V259H245V263H247V261ZM40 261V260H39ZM42 261V260H41ZM53 261H55V260H53ZM56 261H57V259H56ZM141 261V262H140ZM182 261V260H181ZM185 261H186V259H185ZM240 261V260H239ZM35 262V263H34ZM47 262V261H46ZM58 262V261H57ZM56 262V263H57ZM64 262V261H63ZM73 262V263H74ZM131 262V263H130ZM174 262H175V259H174V261H173V264H174ZM176 262H177V260H176ZM175 262V263H176ZM206 262V261H205ZM204 262V263H205ZM211 262V261H210ZM241 263L243 262L242 260L240 261ZM40 263H42V262H40ZM55 263V264H56ZM68 263H70L69 261H68ZM157 263V262H156ZM164 263V262H163ZM163 263H161V264H163ZM184 263V262H183ZM187 263V262H186ZM212 263V262H211ZM210 263V264H211ZM222 263H223V261H222ZM234 263H236V261L234 262ZM29 264V263H28ZM38 264V263H37ZM43 264H44V262H43ZM53 264V263H52ZM159 264H160V262H159ZM188 264V263H187ZM201 264H202V262H201ZM207 264H209V263H207ZM233 264V263H232ZM237 264V263H236ZM242 264H244V262L242 263ZM251 264H252V262H251Z\"/></svg>",
    "mask_w": 264,
    "mask_h": 264
},
{
    "label": "built area",
    "instance_id": "2783aa9c",
    "mask_svg": "<svg viewBox=\"0 0 264 264\" xmlns=\"http://www.w3.org/2000/svg\"><path fill=\"white\" fill-rule=\"evenodd\" d=\"M32 161H33V160H32ZM56 161H57V160H56ZM56 161H54L53 163L55 164V162H56ZM14 162H15V161H14ZM27 162H28V164H29V165L31 164V161H27ZM33 186H35V185H33V184H32V185H31V186H29V187H31V188H32ZM20 191H22V189H21Z\"/></svg>",
    "mask_w": 264,
    "mask_h": 264
}]
</instances>
